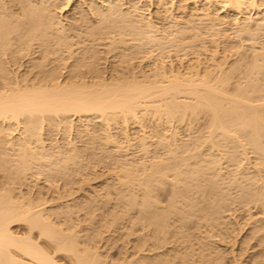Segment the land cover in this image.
<instances>
[{
	"label": "bare ground",
	"instance_id": "obj_1",
	"mask_svg": "<svg viewBox=\"0 0 264 264\" xmlns=\"http://www.w3.org/2000/svg\"><path fill=\"white\" fill-rule=\"evenodd\" d=\"M10 1V0H9ZM18 1V4H20V7L19 8H17L16 10H14V9H11V10H13V11H11V14L13 15V17H19L20 18V16H19V14L21 13H19V11H22V12H24L23 13V15L27 18V21L26 22H28V21H30V19L29 18H32L31 20L33 21V23H31V24H29L28 23V25H31L32 27H33V29H34V27H36L37 25H41V24H44V25H46L47 26V29L48 30H51V31H53V30H55L52 34H55L56 33V35H53L55 38L57 37V38H59L62 42H64L63 41V39L65 38V36L63 37V35H64V33L66 32V29L64 30L63 28L65 27H69V26H63L62 25V22L60 21V20H57V22H54L55 21V19H57L56 18V16H51V15H48V11H49V7H50V5H52V4H54V1L53 0H20V2H19V0H17ZM17 1H16V3H17ZM60 1V0H59ZM62 1H64V0H62ZM66 1V3H67V5L69 4L68 2H69V0H65ZM70 1H72V0H70ZM97 1V0H96ZM107 1V0H106ZM105 1V2H106ZM119 1V0H118ZM117 0L114 2V0H108L106 3L104 2L103 4H105L104 6H102L101 7V11L100 10H98L99 12H98V17L97 18H99V19H103V20H101L99 23H97V25L98 26H100V28H101V25H104L105 24V27L107 26L106 24H110L108 21L114 16L115 18H120V19H122V21L121 22H123V21H125L126 22V20H130V18L132 17V19H135V17L136 16H139V17H136V18H138V20L137 19H135L136 21H135V23L138 25V27H135L134 29H135V32H137L136 31V29H138V28H140L141 29V31L142 30H144L145 32L143 33L144 34V36H143V39L145 40V42H147L148 44H149V47H150V43L151 44H153L154 46H155V49H156V47L158 46V45H160L161 46V44L163 43L164 45H166L167 43L166 42H169L170 43V45H171V43H174V44H179V43H176V40H178L179 42H180V40H179V38H182V37H184L187 33L190 35V31H192L191 30V28H193V26L194 25H192V23H193V21L195 20L194 18L196 17V18H198L200 21L204 18L208 23H209V25L211 26V28H212V30H213V27H214V31H215V28L217 27V26H219V25H225V24H228V25H231L230 27H229V29L231 30V27H233L235 30H236V32H238V35H239V37H243V36H240V35H247L248 34V38H245V39H248V40H250V37H252V35L254 36V38L255 39H257V37H256V35L258 34V37H259V34L261 35L263 32H264V1L263 0H187V1H191V3L193 2V5H194V7L192 8V5H191V7L190 8H192V11H190V12H192L191 14L192 15H189V18L187 19L186 18V20L184 21V25H180L181 26V28L180 29H178V23L176 22V20H175V18H176V16H174L173 14L174 13H172V11H170V8H173L172 7V5H174V4H172V0H157V4L155 5V6H157V9H164L163 10V12L165 11V14L167 15L166 16V18H165V16L163 17V18H165V19H163L164 20V22L165 21H167L168 22V25H165L166 27L165 28H167V26H169L168 27V30L170 29V28H174V27H176L175 29L176 30H172L170 33L168 32L167 33V31L168 30H166V33H164V34H162V33H159L160 32V30L162 29V28H164V27H162L161 26V29H159V27L157 26V24L158 23H160V22H158L157 24H155L156 22H157V20H156V22H154L149 16V14L150 13H147L149 16L148 17H144L145 16V14L146 13H144V16L143 15H139V14H141L139 11L141 10V11H143L142 10V8H140V6H143V5H141V2L143 1V0H129V2H131V4H132V7L130 8L129 6H125L126 8L127 7H129V8H127L126 10H125V8L124 9H122V4L120 5L119 3H121L122 1H124V0H120L119 2H118ZM151 1V0H150ZM170 1H172V2H170ZM176 1H178V0H176ZM175 1V2H176ZM180 1V0H179ZM178 1V2H179ZM15 2V0H13V2H11V3H14ZM53 2V3H52ZM56 2H58V1H56L55 0V3ZM61 2V1H60ZM94 2V1H93ZM156 2V1H155ZM178 2H177V4H178ZM182 2H186V1H182ZM7 3H10V2H6V0L4 1V0H0V11H3V13H4V11L5 12H8V10H7V8H8V5H7ZM96 3V2H95ZM118 3V4H117ZM190 3V2H189ZM17 4V5H18ZM25 4V5H24ZM129 4V3H128ZM143 4V3H142ZM180 4V3H179ZM178 4V5H179ZM185 4V3H184ZM188 4V3H187ZM6 5H7V7H6ZM13 5V4H12ZM16 5V6H17ZM55 5V4H54ZM54 5H52V6H54ZM169 5H171V6H169ZM178 5H175V6H177L178 7ZM221 6V10L223 11V12H225V11H230L229 12V14L231 13V12H233V15H234V17L231 19L230 18V15H229V18L231 19V20H228V21H223V19H221V16L219 15H217L216 14V10H214L213 11V9L214 8H216V7H218V6ZM64 7V5H61V6H59L60 7V9H62L63 7ZM66 6V5H65ZM101 6V5H100ZM100 6H96V7H100ZM124 6V5H123ZM170 8H169V7ZM185 5H183L182 6V8L184 7ZM187 6V5H186ZM11 7V6H10ZM15 7V6H14ZM18 7V6H17ZM58 7V6H57ZM62 7V8H61ZM180 7V6H179ZM6 8V9H5ZM12 8V7H11ZM182 8H181V10L178 8V10H180V11H182ZM185 9H186V7H184ZM60 9H59V13L58 14H60L61 13V11H60ZM95 9V8H94ZM97 9V8H96ZM217 9V8H216ZM7 10V11H6ZM125 10V11H124ZM176 10H177V8H176ZM187 10H189L188 8H187ZM191 10V9H190ZM217 10H219V9H217ZM93 11V10H92ZM157 11V10H156ZM159 11V10H158ZM179 11V16L181 17V15H182V13H183V11H182V13ZM186 11V10H185ZM185 11H184V13H185ZM221 11V12H222ZM95 12H97V11H95ZM159 12H161V11H159ZM170 12H171V14H170ZM176 12H178V11H176ZM175 12V13H176ZM188 12V11H187ZM189 12V13H190ZM3 13L2 12H0V18L2 19V15H3ZM10 13V11L8 12V15H6V16H11L12 17V15L11 14H9ZM53 13V15H56L54 12H52ZM93 13V12H92ZM92 13H91V15H92ZM181 13V14H180ZM184 13H183V15H184ZM84 14V13H83ZM93 14H96V13H93ZM160 14V13H159ZM23 15H22V18L21 19H23ZM101 16V18H100V16ZM156 15H157V13H156ZM176 15V14H175ZM177 15V17H179ZM225 16L226 15H228V14H224ZM94 16V15H93ZM96 16V15H95ZM94 16V17H95ZM108 16V17H107ZM141 16V17H140ZM147 16V15H146ZM158 17H160L159 15H157ZM10 17V18H11ZM11 18V21L14 19V18ZM94 17H92V18H94ZM110 17V19H107V18H109ZM153 17V16H152ZM175 17V18H174ZM179 17V18H180ZM186 17V16H185ZM220 17V18H219ZM228 17V16H227ZM232 17V16H231ZM7 18H9V17H5V19L7 20ZM82 18V17H81ZM85 18V17H84ZM88 18V17H87ZM115 18H113V21H114V19ZM179 18H176L177 19V21L179 20ZM222 18H224V17H222ZM16 19V18H15ZM25 19V18H24ZM22 20V24H24L23 26L21 25V21L20 22H18V20H16L21 26H22V28H24V33L26 32V30H28L27 28V25L25 26V24L26 23H23V22H25V20ZM29 19V20H28ZM96 19V18H95ZM120 19H118L119 20V25H120ZM126 19V20H125ZM162 19V18H161ZM185 19V18H184ZM225 19V18H224ZM81 20H83V18L81 19ZM86 20V19H85ZM89 20H90V18H89ZM88 20V21H89ZM112 20V19H111ZM128 20V22H130ZM159 20H160V18H159ZM181 20V19H180ZM183 20V19H182ZM8 21H10V20H7V23L9 24L10 22H8ZM15 21V22H16ZM73 21V20H72ZM84 21V20H83ZM96 21H97V19H96ZM96 21H95V23H96ZM99 21V20H98ZM97 21V22H98ZM113 21L111 22L112 24V26L111 27H113ZM197 21V20H196ZM200 21L198 22L199 24V26L201 27V23H203L202 21H201V23H200ZM14 22V23H15ZM31 22V21H30ZM115 22V21H114ZM118 22V21H117ZM116 22V23H117ZM125 22H123V23H125ZM162 22V21H161ZM182 22V21H181ZM17 23V24H18ZM88 23V22H87ZM93 22L91 21V24H92ZM95 23H93L94 25H95V27H93V30H94V28H97L96 27V24ZM127 23V22H126ZM132 23H133V21H132ZM166 23V22H165ZM164 23V24H165ZM206 23V22H205ZM4 24V22H3V19L2 20H0V37H1V40H3V38H2V35H3V37H4V35H7V32L10 34V31H6V32H4L5 34H2V27L4 26L3 25ZM13 24V23H12ZM12 24H9V30H10V27L11 26H13ZM16 24V23H15ZM14 25L15 27H17L18 25ZM71 24V23H70ZM74 24H75V22H74ZM73 24V25H74ZM80 24H82V23H80ZM90 24V25H91ZM92 24V25H93ZM118 24H115V26L116 25H118ZM122 24V23H121ZM128 24L129 23H127L126 25L128 26ZM161 24V23H160ZM159 24V25H160ZM167 24V23H166ZM5 25H6V22H5ZM66 25V24H65ZM82 25H84V23L82 24ZM88 25V28H85V30L86 29H90L89 28V24H87ZM91 25V26H92ZM125 24H122V25H120V27L122 26V28H123V26H124ZM132 25H134V23L132 24ZM163 25V24H162ZM192 25V26H191ZM195 25H197V24H195ZM14 26H13V28H14ZM21 26H18L17 27V29H15V31H17V30H19L20 28L19 27H21ZM76 26V25H75ZM81 26V25H80ZM203 26H204V29L203 30H208V28L206 27V29H205V26H207V24L206 25H204V23H203ZM216 26V27H215ZM8 26H6V28H7ZM32 27H30L29 26V28L31 29ZM78 27H79V25H78ZM84 27H85V25H84ZM83 27V28H84ZM87 27V26H86ZM105 27H103V28H101V32L103 31V32H105V30H106V28ZM119 27V26H118ZM117 27V28H118ZM128 27H130V28H132L131 27V22H130V24H129V26ZM134 27V26H133ZM195 27V26H194ZM198 27V26H197ZM224 27V26H223ZM227 27V26H226ZM254 27V28H253ZM26 28V29H25ZM36 28H38V26L36 27ZM45 29H46V27H44ZM100 28L98 29L97 28V30H95V31H93V30H91L90 29V31H88V32H90V33H92V32H96V31H100ZM105 28V29H104ZM114 29H115V27H113ZM142 28H144V29H142ZM219 28V27H218ZM225 28V27H224ZM8 29V28H7ZM6 29V30H7ZM33 29H32V32H34L33 31ZM69 29V31H70V27L68 28ZM73 29V28H72ZM71 29V30H72ZM78 29V28H77ZM81 29H82V26H81ZM103 29V30H102ZM111 30H112V28H110ZM110 29H107V30H110ZM119 29V28H118ZM125 31V34L126 35H128L127 33H126V30L128 29H126V26L123 28ZM210 29V28H209ZM229 29H227V30H229ZM21 30V29H20ZM20 30H19V32H20ZM35 30H37L38 31V29H35ZM41 30V29H40ZM74 30H75V27H74ZM85 30H84V32H85ZM106 30V31H107ZM130 30V29H129ZM128 30V31H129ZM131 30H133V29H131ZM130 30V31H131ZM139 30V29H138ZM165 29H163V32H165L164 31ZM195 30H196V27H195ZM195 30H193L194 32H196V31H199V30H201V29H198L197 28V30L195 31ZM217 30H219V29H217ZM22 31V32H23ZM36 31V32H37ZM42 31V30H41ZM44 31H46V30H44ZM51 31H50V33H51ZM80 31V27H79V30H78V32ZM113 31V30H112ZM210 31V30H209ZM210 31L211 33H212V35L213 36H211V38H214L215 39V35H216V37H217V34L219 35L220 33H219V31H221V30H219L218 31V33L215 31ZM262 31V32H261ZM11 32H12V30H11ZM22 32H20V33H22ZM43 32V31H42ZM73 31H71V33H72ZM75 32H76V30H75ZM82 32H83V30H82ZM82 32H80L81 33V35H83V33ZM86 32H87V30H86ZM115 32H117V34H118V30H116L115 29ZM115 32H113V34H111L110 36H112L113 37V35L114 34H116ZM121 32H123V31H121ZM134 32V31H133ZM132 31L130 32L131 34H130V36L132 35V38H133V34L135 35V33H133ZM162 32V31H161ZM194 32H193V35L195 36L197 33H199V32H196L195 34H194ZM209 32V34L211 35V33ZM213 32L214 33H217V34H213ZM233 32V31H232ZM231 32V33H232ZM235 32V31H234ZM233 32V33H234ZM257 32V33H256ZM259 32H261V33H259ZM24 33H22V36H23V34ZM45 33V32H44ZM77 33V32H76ZM76 33H73V34H76ZM98 33V32H97ZM97 33H94L93 35H95V34H97ZM105 33H107V32H105ZM111 33V32H110ZM138 33V32H137ZM201 33H203V31L201 32ZM224 32H222V34H223ZM229 33H230V31H229ZM239 33H242V34H239ZM255 33H256V35H255ZM8 34V35H9ZM12 34H15V32L13 33H11V36H12ZM26 34L27 33H25L24 34V36H26ZM41 34V33H40ZM47 34V33H46ZM52 34L51 35H49V33H48V35L49 36H47V37H51L52 36ZM67 34H70V32L68 33V30H67ZM79 34V33H78ZM99 34H100V32H99ZM98 34V35H99ZM116 34V35H117ZM139 34V33H138ZM137 34V39L139 38L140 39V34L138 35ZM188 34H187V36H188ZM208 33H206L205 32V35H209ZM237 34V33H236ZM6 36L7 37V39H5V42H7V40H10V39H12V38H9V37H11V36ZM16 35V34H15ZM15 35H13V36H15ZM21 35V34H20ZM28 35V34H27ZM80 35V34H79ZM79 35H75V37L76 36H78V38L77 39H80L79 37ZM84 35H85V33H84ZM93 35L92 34H90L89 35V37L91 36L92 38H93V40L95 39L94 37H93ZM107 36L109 35V34H106ZM106 35H104L103 34V38H104V36H106ZM118 35H120L119 36V38H122L121 37V33H119ZM125 35V36H126ZM193 35H191V36H193ZM199 35V34H198ZM197 35V36H198ZM200 35H202V34H200ZM224 35H225V33H224ZM229 35V37H230V35L231 34H228ZM227 35V36H228ZM235 35V34H234ZM238 35H236V37L238 36ZM245 35V36H246ZM263 35V34H262ZM24 36H23V38H24ZM51 37V38H48V39H50V41L49 40H47V41H49V42H53V40H55V39H53L54 37ZM69 36V35H68ZM100 36L101 37H99V38H102V33L100 34ZM115 36V35H114ZM124 36V38H130V36H127V37H125ZM141 36V37H142ZM186 36V37H187ZM196 36V37H197ZM221 36V35H220ZM220 36H218V37H220ZM223 36V35H222ZM5 37V38H6ZM16 37H18L17 35H16ZM36 37H39V36H36ZM47 37H46V39H47ZM86 37H88V35L86 36ZM96 37V39H95V42L96 43H98L96 40H97V35L95 36ZM135 37V36H134ZM185 37V39H187ZM188 37H190V36H188ZM195 37V39L197 40V38H198V40H199V36L196 38ZM201 37H204V34H203V36H201ZM200 37V38H201ZM208 36H206L205 37V39L204 40H207L206 38H207ZM224 37V36H223ZM223 37H221V38H223ZM234 37V36H233ZM235 37V38H236ZM262 37H264V35L262 36ZM261 36H260V38H262ZM32 38V37H31ZM34 38V37H33ZM71 38H74V37H71ZM85 38V37H84ZM83 38V39H84ZM92 38H90V40L92 39ZM102 38V39H103ZM208 38H210V36L208 37ZM226 38V37H225ZM238 38V37H237ZM254 38H252V39H254ZM259 38V39H260ZM15 39V38H14ZM17 39V38H16ZM36 39V38H35ZM38 39V38H37ZM39 39H41V38H39ZM38 39V41L40 42L41 40H39ZM51 39H52V41H51ZM105 39H106V37H105ZM105 39H103L104 41H105ZM112 40H113V38H111ZM123 39V38H122ZM122 39H120V40H122ZM126 39V40H127ZM135 40L134 41V39H133V43L134 42H136V41H139V40ZM143 39L142 40H140V44L141 43H143ZM193 39V41L195 40L194 38H192ZM203 39V38H202ZM220 39V38H219ZM219 39L218 38H216L215 40H217V41H219ZM228 39H230V38H227L226 40H228ZM244 39V38H243ZM244 39V41H246ZM264 39V38H263ZM13 40V39H12ZM18 41H25L26 39L24 38V39H22V40H20V38H18L17 39ZM29 40H30V43L29 44H26V45H28V47H29V45L31 44V41H33V40H31L30 38H29ZM29 40H27V42L29 41ZM43 40H44V37H43ZM59 40V41H60ZM68 40H69V38H68ZM68 40H67V42H66V39H65V42H66V45H69V43H70V41H72L71 39L69 40V42H68ZM87 40H89L88 38H87ZM86 40V41H87ZM110 39H109V36H108V39L106 40L107 42L109 41ZM112 40H111V42H112ZM115 40V39H114ZM114 40H113V42L112 43H114V44H116V42H114ZM129 40H131V38L129 39ZM182 40V39H181ZM184 40V39H183ZM181 41V43L180 44H182V42L184 43V45H186V42L188 43V41H190L191 39H189L188 41L186 40V42L185 41ZM197 40V41H198ZM209 40V39H208ZM210 40H212V39H210ZM220 40H222V39H220ZM225 40V39H224ZM223 40V41H224ZM225 40V41H226ZM238 40H240V45L241 44H243L244 42L241 40V39H238ZM247 40V41H248ZM258 40V39H257ZM17 41V44L19 43L20 44V42H18ZM36 41V40H35ZM38 41H36V42H38ZM56 41V40H55ZM58 40H57V44L59 45H57L56 44V42H53L52 44H56L55 45V47H56V50H57V52L59 51V49H57L58 47H60V51L59 52H61V49H62V47L64 48L65 46H63L62 45V42L60 41L59 42ZM92 41V40H91ZM98 41H102L101 39L100 40H98ZM105 41V42H106ZM124 41V40H123ZM142 41V42H141ZM193 41H190V42H192L193 43ZM200 41H201V39H200ZM212 41H214V40H212ZM212 41H211V43H212ZM222 41V42H223ZM241 41L243 42V43H241ZM254 41V40H253ZM8 42H10L11 43V41H8ZM7 42V44L8 45H6L5 43H4V41H3V43L5 44H3V45H0V82H2L1 84H0V135H1V133L3 134V133H5V131L4 130H7V132H8V134H3V135H5L6 137H8L7 135H10L12 132H15V130L17 131V134H16V136H18L17 138V140H16V138H13L12 136H10V137H12L13 139H15L16 140V144H13V142L15 141V140H13V139H11V140H13V142H10V140H8L9 139V137L8 138H6V142L7 141H9V147H8V142H7V144L6 143H3L2 142V140H4V139H2L1 140V137L3 138L4 136H2L1 135V137H0V142H2V143H0L1 144V146H3V147H5V146H7V149H14L15 147L17 148L18 147V152L17 151H13V152H17L18 153V155H16L17 153H15V155H14V157L16 158V160H17V162L15 163L14 161V163H10L8 166H7V163H8V161H7V163H6V161L4 160V159H6V160H9L8 158L10 157L11 158V156L9 155V157H5L4 158V156L6 155V156H8L7 154H6V150L5 149H3V148H1V146H0V148L2 149V151H3V153H1L2 155H3V157H2V155L0 154V156L2 157V158H4V159H2L1 161L3 162H5V164L6 165H4L3 166V164L1 165V162H0V165L3 167V168H0L1 170L3 169V171H7L8 172V170L7 169H9L8 167L11 165V166H13L12 168L10 167V169H9V173H10V171H11V169H12V171H11V173L12 172H14V173H12L13 174V176L14 177H12V174L10 173H7V172H5V173H7V174H9V175H7V176H11L12 178H19V176L20 175H25L27 172L29 173V172H31L32 170L31 169H33V167L34 166H32V165H35V166H38V165H40V163L42 164V165H46L45 163L46 162H51L52 161V157H55L54 155H56L57 153L56 152H58V150H57V148L60 146V145H56L57 143H55L53 140V142L55 143H53L54 145H52V147H53V149H54V147L56 148V149H54V151L53 150H51L52 152H55L56 150V152H55V154H52V153H50L51 151H50V149H48L49 148V146H48V144H47V148L45 147V140L43 141L42 139H44V138H41V135L44 133H42V129H45L44 128V125L43 124H47L48 123V125L49 126H56L57 125V127H60V132L61 131H66L64 134H61V136L63 135H65L67 132L68 133H72V132H74V127L76 128V122H74L75 121V119H74V117H77L78 119V121L81 123L82 121H81V118L82 119H84V121L85 120H87V125L86 126H84V128H83V130H81V132L83 131V132H89V130L87 129V126H88V122H89V119H91V118H95V119H98V121L99 122H101V123H99L98 124V126L101 124L102 125V127H100V129H97V132H96V135H97V133H98V131L99 130H101V128H103L104 127V134L106 133V142L107 143H111V145L112 144H114L113 146H114V148H112L113 149V152H112V154L114 155V153L115 154H119V155H121V156H123L124 154H123V152H124V150H123V144L121 143V144H118L119 143V140H118V138L121 136L120 134H118L117 136H119V137H117V140H118V142H116L115 140V138L116 137H114L113 135H111V134H109V133H107L108 132V130L110 129V125L111 126H114L112 123H114L115 124V126L117 127V125H125L124 127H127L128 125H127V123H129V122H132V124L134 125V124H136V125H140V124H143L142 126L144 127V126H146V124L147 123H149L151 120H153L154 119V116L156 117L155 118V120L156 119H162V118H164V120H163V124H166L167 125V128H171V122H172V120H179L178 122H180V120H182V118H184V114L186 113H190L192 110H195V109H201V111L203 110V112H204V110H205V112L207 113V114H209L208 115V117H209V119H210V122H209V125H207V127H208V132H207V134L208 135H210V137L208 136V137H206V136H204V138L206 137V138H209L210 140H211V142H212V139H218L217 140V142H220V140H222V142H220L219 144H220V146L222 145V144H226L227 142H225L226 140H228V139H230V140H228V143H229V145H228V143H227V145L228 146H230V144L232 145V146H234V148H236L235 146H237L238 144H240V139L239 138H241V136L243 135V137H244V139H243V137L241 138L242 139V141L244 140H246L245 142H246V146H245V144L244 145H242V144H240V145H238V146H241L242 147V149L240 148V151L241 152H245V151H243V146H245V148L247 147V148H251V150H253L252 148H254L255 147V149H254V151H252L253 153L254 152H256L257 153V151H255V150H258V153H257V157L260 159V160H262L261 161V164L263 165V161H264V82H263V78H260V76L264 73V71L263 70H261L260 71V69H264V67L262 68L261 66H263L264 65V56L262 55V53L264 54V45L262 46V43H258L259 42V40H258V42L257 41H254L255 43L257 42L258 44H256V45H258L259 46V48H256V50L253 48V45L254 46H256L255 45V43H253L252 44V40H250V41H248L249 43H251L249 46H250V48L252 49L253 48V50H255L253 53L255 54H253L252 52H251V54L252 55H254V57H250V59L249 60H251L252 58V61H249V63L248 64H251L252 63V65L253 66H250V65H248V66H250V67H248L247 66V68H246V70L249 68H251V69H253V68H255V69H253L255 72H257V73H255V74H257V77H258V75L260 74V76H259V78L258 79H256L257 77L255 76V75H253V74H251L252 72H254V71H250V72H245L244 73V75L245 74H247L246 76L247 77H249V78H246L247 80L248 79H251L252 78V75H253V78H255L257 81L259 80V79H263L262 80V82H263V88L261 87L262 85V82L259 80L258 81V84H257V82H255V80H250V82H247V81H245L244 83H246V84H251V86H250V84H249V86L251 87H247V89L245 88L246 86H245V84H244V86L241 88V89H239L241 86L239 85L240 83H237L236 82V86L234 87V88H236V87H238V85H239V87H238V91H236V89H234L233 91H231L232 93H229V91L227 90V86H225V84L228 82L227 80L229 79V75H231L233 72L232 71H234L235 69H236V67H237V65H239L240 64V61L241 62H244L246 59H244L245 58V56H243L244 58H242V56H241V59L239 58L240 56L239 55H242V53L240 54V53H237L238 54V58L237 59H240V61H238L237 62V60L235 61V62H232L233 63V65H234V70H233V68L232 69H230V70H228L229 68H231V67H233V65L231 66H229L228 68H222L223 66H224V62H222V61H224L223 59H220V61L221 62H219L218 60H219V57L216 59L219 63H223L222 64V66H221V64H219L217 61V64L215 65L214 64V60L215 59H213L214 57L213 56H211L210 54V60H212V66H214L215 65V67L214 68H222L223 70V74L222 75H226V74H224V70L225 69H227L229 72H228V74L226 75V76H228V79L226 78V79H224V76H222L221 75V71H218L219 72V74L220 75H218V76H222L221 78H223V79H220V78H218L220 81H218V80H215V81H218L219 83H221V85L223 84L222 82H224V84H223V86L221 87V86H218V85H220L219 83H218V85L216 86V85H213L214 83V81L212 80L211 82H212V84H211V82H210V80H209V78L207 79V77H209V76H206L205 74L207 73V74H211V73H208V71L206 72V71H204V69L202 68V69H200V67H201V65L199 64V63H202V62H199V63H197V59H198V57L196 58L195 56H194V58H196L195 59V65H197V64H199L198 65V69H197V71H204L205 73H204V76L202 75V77L198 74V73H192V69H191V67H193L194 65H193V63H191V62H193L192 60H185L186 62L187 61H191L190 63L193 65V66H191V67H188V68H190V69H188V68H185L183 65H181V63L180 62H182L183 61V57L185 58V56H183V57H181L182 58V61H180V59H179V61H178V63H179V65L180 66H183V71H184V68L185 69H187V71L186 72H183L182 73V71L180 72L179 71V66L176 68H174L173 67V65H175V64H173V62L169 65V62L167 61L166 63H168V69L163 65V63H161V70H165V69H167L166 71H164L163 73H161V75H159V72L158 71H156L157 70V68H159V66L157 65V67H156V65L155 64H157L158 62H155V64H153V66H152V69H153V67H155L156 69L154 70L153 69V72H152V69H150L151 70V72H152V74H154V71H155V74L157 73V75L155 76V78L153 77L152 78V80H151V75L152 74H150V79H144V78H146V76H144V75H146V74H144V73H142L141 71H143L142 69H141V67H140V69L141 70H139L140 71V74L141 75H143V76H141V77H143L142 78V80H148L147 82L145 81V82H141V78H140V76H139V74H138V70L137 69H134V65H133V63H131L132 64V69H133V72H134V70L137 72V74H138V77L140 78H132V77H137L135 74H134V76L133 75H131L132 77L131 78H129L130 80H133V81H129V79H128V77H130V76H128L127 74H125L127 71L125 70V69H123L124 71H126L125 73L123 72V70H122V74H123V78H125L124 76L126 75V77H127V79L126 80H128V81H126L125 79V81L123 80V78H121L120 76H122L120 73H118L117 71H119L120 70V67H119V69L118 70H116V68H115V63H114V67H112V65H110L113 69H111L110 70V72H113L112 70H116L115 71V73L117 72L118 74H120V76L116 73V75H118V78L120 77L121 79H122V81L120 80V78H119V81L118 80H114L113 79V73L111 74L112 75V79L110 80L109 78H108V76L106 77V78H108V79H104V77L102 76L103 74H101V75H99V76H102L101 78L98 76L97 77V75L96 74H88L89 76H91V77H93V76H95V78L97 79V78H100V79H102V80H96L95 81V79H94V77L93 78H90L89 79V76H88V79H87V77H83V78H81L80 80H75L74 78H76V76H73V75H75V74H73V75H71L70 76V74L69 73H71L72 74V72L69 70V73L67 72V70H66V72L68 73L67 75H69V77L68 78H63V79H61V76H60V71H59V69L61 70V67L63 66V69H66V67L64 68V66H66V64H65V62L66 61H63V63L65 64V65H63V63L61 62V67H60V65H59V69H58V71L56 70L57 68L56 67H58V66H56V67H53L54 66V63H56V62H58L57 61V59L56 58H54V57H52V58H54V59H56V61H53L54 59H50V58H48V59H50L51 60V63H52V61H53V65H51V67L52 68H56V69H52L51 68V70H53L55 73H51V74H48V71H51V70H49L48 69V71H45L46 72V74H48V75H44L47 79H45V80H41V78L40 79H38V78H36V79H38V81L37 82H35V80H34V78H32L31 77V82H27V80L26 81H24L27 77L26 76H28V75H26V74H21L22 76H25L26 78H24L23 77V82H22V84H21V81H19L18 80V77L16 78L15 76V78H13V77H11V78H13V79H11V81H10V75L11 74H15V72L13 71V73H11L12 71L11 70H9L10 68H8V70L9 71H11L10 73H9V71H8V73H9V75H8V73H6V71H5V68L7 67V65L11 62L12 64L14 63V62H12V59H15V58H17V57H15L16 56V54H14V56H10V54L9 55H6V57L7 56H10L9 57V59L10 58H12V57H14V58H12V59H10L11 61L9 62L8 61V64H6L5 65V67H4V64L5 63H3V62H7V61H5V60H3L2 58H3V56L5 55V53L6 52H8V50H10V48H13V47H11V46H13V44L14 43H16L15 42V40H14V43H12V45L10 44V43H8ZM13 42V41H12ZM21 42V43H22ZM26 42V41H25ZM80 42H82L83 43V40L82 41H80ZM80 42H77L76 43V45H73V46H77L78 47V45L77 44H79ZM90 42V41H89ZM111 42H110V44H111ZM124 42H126V41H124ZM131 42V41H130ZM131 42V43H132ZM162 42V43H161ZM196 42V41H195ZM202 42V41H201ZM201 42H197V43H201ZM204 42V41H203ZM210 42V41H209ZM216 41H214V43H215ZM220 42V41H219ZM221 42V43H222ZM0 43H2V42H0ZM24 43V42H23ZM35 43V42H34ZM46 43V42H45ZM59 43H61V44H59ZM85 43V42H84ZM101 43V42H100ZM137 43V42H136ZM139 43V42H138ZM137 43V44H138ZM155 43V44H154ZM166 43V44H165ZM169 43H168V45H169ZM192 43H190V44H192ZM25 44H23L24 45V47L26 46ZM36 44V43H35ZM43 43L41 42V44L40 45H42ZM51 44V45H52ZM99 44V43H98ZM109 44V45H110ZM113 44V45H114ZM123 44V46L121 45V47L123 48L124 47V43H122ZM129 45V41H128V43L126 42V44L125 45ZM139 44V45H140ZM146 44V43H145ZM162 44V45H163ZM189 44V43H188ZM193 44H196V43H193ZM202 44H204L205 45V43H201V45ZM218 44V43H217ZM220 44V43H219ZM218 44V45H219ZM23 45H19V48H20V50L22 49L20 46H22L23 47ZM39 45V46H40ZM53 45V46H54ZM62 45V46H61ZM65 45V44H64ZM71 45V44H70ZM69 45V46H70ZM112 44L110 45V47L112 48V46H113ZM134 45V44H133ZM133 45H131V46H133ZM138 45V46H139ZM152 45V46H153ZM157 45V46H156ZM163 45V46H164ZM169 45V46H170ZM201 45H200V47L199 48H201ZM218 45H215V44H213L212 43V46H218ZM222 45V44H221ZM18 47V45H16V44H14V47ZM30 46H32V45H30ZM47 46V45H46ZM49 47H51L50 46V44L48 45ZM58 46V47H57ZM73 46H71V48L73 47ZM82 46V45H81ZM106 46V45H105ZM108 46V45H107ZM118 46V43L116 44V47ZM135 46V45H134ZM143 46V45H142ZM146 46V45H145ZM167 46V45H166ZM166 46H165V48H166ZM169 46H167V49H168V47ZM181 46V48H183V45H180ZM189 46V45H188ZM188 46H186V47H188ZM198 46H199V44H198ZM243 46V45H242ZM252 46V47H251ZM257 46V47H258ZM260 46L262 47V51L260 50ZM10 47V48H9ZM49 47H47V48H49ZM55 47H52V48H50V50H52V49H55ZM83 47H84V45H83ZM85 47H87V46H85ZM141 47V45L139 46V48ZM144 47V46H143ZM146 47H148V45L146 46ZM149 47H148V50H149ZM178 47V46H177ZM190 48L192 47H194L193 49L194 50H197V48L195 49V47H196V45L194 46V45H192V46H189ZM202 47H204V46H202ZM215 47V53H216V51H218L217 50V48ZM222 47V46H221ZM221 47H220V49H221ZM19 48H18V52L20 51L19 50ZM26 48H27V46H26ZM44 49V46L43 47H39V51H41L40 49ZM68 48V47H67ZM71 48H70V50H71ZM80 48V47H79ZM92 48V47H91ZM107 48V47H106ZM111 48H109V49H111ZM118 48V47H117ZM120 48V47H119ZM129 48V47H128ZM134 47H132L131 48V51H132V49H133ZM135 48H137V47H135ZM136 49V50H134V51H138V52H142V51H140V49ZM158 48H160V47H158ZM161 48H164V47H162L161 46ZM158 49V50H160L159 52L160 53H162V49ZM169 48H171V47H169ZM173 48H174V46H173ZM185 48V47H184ZM212 48V47H211ZM214 48V47H213ZM224 48V47H223ZM240 48H244V47H241L240 46ZM15 49H17V48H15ZM25 48H23L22 49V51L24 50ZM80 49H82V48H80ZM85 49V48H84ZM108 49V48H107ZM113 49V48H112ZM116 49V48H115ZM114 49V50H115ZM121 49V48H120ZM125 49H127V47L125 46ZM143 49V48H142ZM141 49V50H142ZM147 48H145V49H143V50H146ZM152 49H154L153 47H152ZM151 49V50H152ZM166 49V51H168ZM172 49V48H171ZM170 49V50H171ZM186 49L187 48H185V51H186ZM189 49V48H188ZM202 49V48H201ZM200 49V50H201ZM207 49V48H206ZM205 48L203 49V50H205V51H203V53L204 52H206L207 50H206ZM219 49V50H220ZM225 49V48H224ZM224 49H222V50H224ZM49 50V49H48ZM55 50V51H56ZM62 50H66V48L65 49H62ZM69 50V49H68ZM68 50H66L67 52H68ZM69 50V51H70ZM83 50V49H82ZM91 52H93L92 51V49H85L82 53H86V51L87 52H89L90 53V51ZM93 50H94V48H93ZM122 50V49H121ZM120 50V51H121ZM150 50V52L149 51H147V52H149V53H147V54H149V55H154L155 54V52H156V50H153V51H151ZM165 50V49H164ZM173 50V49H172ZM177 50V49H176ZM178 50H180V48L178 49ZM177 50V51H178ZM182 50V49H181ZM199 50V49H198ZM226 50V49H225ZM259 52H258V51ZM11 51V50H10ZM15 52H17V50H14ZM25 51V50H24ZM54 53H53V56H55L54 54H55V51L54 50H52ZM109 51V50H108ZM112 51V50H111ZM123 51V50H122ZM126 51H129V49H127ZM133 51V52H134ZM145 51V52H146ZM166 51L164 52V53H166ZM173 51H175V48H174V50ZM210 51V50H209ZM214 51V50H213ZM221 51V50H220ZM258 52V53H260V52H262L261 54H257V53H255V52ZM44 52V51H43ZM42 52V53H43ZM56 52V54H58ZM64 52V51H63ZM62 52V53H63ZM72 52L73 51H71V55L70 54H68V56L67 57H69V58H73L74 56H73V54H72ZM94 52H95V50H94ZM93 52V53H94ZM124 52V51H123ZM144 52V51H143ZM158 52V54L156 53V57L159 55V59L158 60H160L161 58H163V56H161V58H160V53ZM208 52V51H207ZM206 52V53H207ZM239 52H241V51H239ZM11 53V52H10ZM22 52L20 51V54H21ZM35 53H37V52H35ZM34 53V54H35ZM41 53V59H42V56H46V55H48V54H46L45 55V53H47V51H45V53H44V55ZM49 53V52H48ZM51 53V52H50ZM74 53V52H73ZM81 52H79V54H80ZM84 53V54H85ZM88 53V54H89ZM96 53V52H95ZM94 53V55H93V57L92 58H94V56L96 55L97 56V53L95 54ZM121 52H119V55H121L120 54ZM125 53V52H124ZM124 53H122V54H124ZM132 53V52H131ZM154 53V54H153ZM169 53V54H168ZM170 53L171 52H167V56L168 55H170ZM202 53V52H201ZM200 53V54H201ZM202 53V54H203ZM12 54V53H11ZM19 54V55H20ZM84 54H80L79 56H81V55H83L82 56V59L84 60V59H86V55H85V58H83L84 57ZM135 53H133V55H134ZM137 54H139V53H137ZM140 54H142V55H144V57H142L143 59H145V57L147 58V59H145L147 62L149 61V58L150 57H153L154 58V56H150L149 57V55H147V54H145V53H140ZM197 54V53H196ZM201 54V55H202ZM208 54V53H207ZM217 54H219L218 52H217ZM216 54V55H217ZM127 55V53L126 54H124V56H123V59H124V57ZM136 55V54H135ZM162 55H163V53H162ZM165 55V54H164ZM199 55V54H198ZM204 55V54H203ZM202 55V56H203ZM215 55V56H216ZM71 56V57H70ZM77 56H78V54H77ZM87 56H89V55H87ZM130 56V55H129ZM139 56V55H138ZM149 58H148V57ZM207 57H208V55H206ZM260 56L263 58H261L260 59ZM48 57H51V56H49L48 55ZM76 57V56H75ZM117 57V56H116ZM116 57H114V58H116ZM121 57V56H120ZM127 57V56H126ZM125 57V59H124V62H125V60L126 59H128V58H126ZM132 57V56H131ZM131 57H129V59L131 58ZM134 57V56H133ZM165 57H166V55H165ZM170 57H172V56H170ZM201 57V56H200ZM199 57V58H200ZM213 57V58H212ZM217 57V56H216ZM215 57V58H216ZM5 58V57H4ZM46 58V59H45ZM43 60H41V61H43V63L41 62L40 64L39 63H37L38 62V60H36V59H33V62H34V60H35V62L37 63V64H39V65H36L37 67H38V69L41 71H39V70H37V71H39L40 73H42V71L44 70V68L46 67V64L44 63L45 62V60H47V56L45 57ZM77 58V57H76ZM79 58V57H78ZM90 58V57H89ZM89 58H87L88 60H91V58L89 59ZM122 58V57H121ZM121 58H118L120 61L119 62H121ZM140 59V60H142V61H144V62H146L145 60H143V59ZM168 58V57H167ZM212 58V59H211ZM6 59V58H5ZM17 59H19V57L17 58ZM129 59L126 61L127 63L129 62ZM171 59V58H170ZM169 58H168V60L169 61H172V60H170ZM7 60V59H6ZM50 60H49V62H50ZM66 60H68L67 58H66ZM75 60V59H74ZM80 60H81V58H80ZM80 60H79V65H80ZM88 60L86 61V63H88L89 65L90 64H95V62L94 63H89L88 62ZM131 60H132V58H131ZM155 60H156V58H155ZM154 60V61H155ZM166 59L164 58V61H165ZM177 60H178V58H177ZM177 60H176V62H177ZM201 60V59H200ZM206 61V59L205 58H203L202 59V61ZM207 60H209V57H208V59ZM13 61H15V63L16 62H18V60H13ZM32 61V60H31ZM78 61V60H77ZM92 61V60H91ZM96 61V60H95ZM151 61V60H150ZM260 61H262V62H260ZM32 62V63H33ZM48 62V68H50L49 67V63ZM73 62V61H72ZM81 62H85V60L84 61H81ZM116 62V61H115ZM125 62V63H126ZM141 62V61H140ZM175 62V63H176ZM189 62H187L186 64H185V66L188 64V66H189ZM236 62L237 63H239V64H237V65H235L236 64ZM247 62H248V60H247ZM251 62V63H250ZM31 63V62H30ZM35 63V64H36ZM58 63H60V62H58ZM67 63V62H66ZM76 63V66L75 67H77V63L78 62H75ZM96 63H98V62H96ZM117 63V62H116ZM126 63V64H127ZM152 63H153V59H152V62H151V64L150 63H148V64H150V65H152ZM183 63V62H182ZM263 65H262V64ZM11 64V65H12ZM17 64V63H16ZM15 64V65H16ZM82 64V63H81ZM85 65V64H83V65H85V66H89V65ZM100 63H98V65H99ZM117 64H119V63H117ZM117 64H116V67H117ZM123 64V63H122ZM131 64H130V66H131ZM141 64V63H140ZM145 64V63H144ZM159 64V63H158ZM173 64V65H172ZM177 64V63H176ZM218 64H219V67H218ZM14 65V64H13ZM56 65V64H55ZM73 65H75L74 63H73ZM83 65H80L81 67L83 66ZM124 65V64H123ZM147 65V64H146ZM150 65L149 66H147V67H149L150 68ZM155 65V66H154ZM33 66V67H32ZM34 64L33 65H30V67L31 68H34ZM80 66H78L79 68H81ZM92 66V65H91ZM93 66H96V65H93ZM92 66V67H93ZM109 66V67H110ZM135 66H137L136 64H135ZM175 66H177V65H175ZM217 66V67H216ZM226 66V65H225ZM28 67V66H27ZM71 67V66H70ZM75 67H73L74 69L73 70H75V69H77V68H75ZM84 67V66H83ZM83 67L80 69V71L81 72H83ZM97 67V66H96ZM96 67H93L94 69L96 68ZM102 66H100V68H101ZM123 67H125V66H122L121 68H123ZM127 67H129V65H127ZM138 67V66H137ZM261 67V68H260ZM47 68V67H46ZM68 68V67H67ZM72 68V67H71ZM71 68H68V69H71ZM78 68V69H79ZM85 69H86V71H88V70H90L91 68H89V69H87L86 67H84ZM92 68V69H93ZM99 68V67H98ZM104 68V67H103ZM115 68V69H114ZM136 68V67H135ZM148 68V69H149ZM182 68V67H181ZM258 68V69H257ZM7 69V68H6ZM26 69H29V67L28 68H26ZM93 69V70H94ZM109 69V68H108ZM139 69V68H138ZM194 69V68H193ZM217 69V70H218ZM250 69V70H251ZM46 70V69H45ZM72 70V69H71ZM98 70V69H97ZM101 70V69H100ZM106 70V69H105ZM181 70V69H180ZM206 70V69H205ZM219 70H221V69H219ZM226 70V71H227ZM257 70H259V71H257ZM29 72L28 73H30V72H32V70L30 71V69L28 70ZM52 71V72H53ZM63 71V70H62ZM61 71V72H62ZM79 70L77 71L76 70V72L77 73H79L80 72ZM130 71V70H129ZM190 71V72H189ZM45 72L43 71V73L45 74ZM80 72V73H81ZM90 72V71H89ZM89 72H87V73H89ZM96 72V70H94V73ZM99 72V70L96 72V73H98ZM103 72H106V71H103ZM132 72V70L129 72L130 74H133V73H131ZM144 72V71H143ZM221 72V73H220ZM25 73H27L26 71H25ZM56 73H60L59 75L58 74H56ZM76 73V74H77ZM79 73V74H80ZM83 73H85V70H84V72ZM91 73V72H90ZM93 73V72H92ZM102 73V72H101ZM128 73V72H127ZM259 73V74H258ZM17 74V73H16ZM19 74V78H21L20 76V73H18ZM17 74V75H18ZM31 74V73H30ZM34 74H35V72H34ZM56 74V75H55ZM99 74V73H98ZM105 74V73H104ZM107 74H108V72H107ZM125 74V75H124ZM250 74V75H249ZM36 76H37V74H35ZM35 75L33 76V77H35ZM39 75V74H38ZM40 75H42V74H40ZM67 75H64V76H67ZM83 76L85 75H87L86 73L85 74H82ZM148 75V74H147ZM212 75V74H211ZM12 76V75H11ZM43 76V75H42ZM80 75H78V77H79ZM110 76V75H109ZM149 76V75H148ZM246 76H244V77H241L240 78V80H238V82L240 81L241 82V79L244 81V80H246L245 79V77ZM255 76V77H254ZM264 76V74L261 76V77H263ZM7 77H8V79H7ZM63 77V76H62ZM78 77H77V79H78ZM81 77V76H80ZM79 77V78H80ZM114 77H115V75H114ZM211 77V76H210ZM43 78V77H42ZM117 77L115 78V79H118ZM27 79H30V77H28ZM137 80L138 79V81H140V82H138V81H134V80ZM210 79H212V77L210 78ZM2 80V81H1ZM8 81V82H7ZM254 83H256L258 86H260V88L258 89H254L253 88V82ZM259 82H261V84H259ZM217 83V82H216ZM228 84V83H227ZM226 84V85H227ZM241 84H242V82H241ZM257 85H255V86H257ZM254 86V87H255ZM221 87V88H220ZM224 87H226V88H224ZM223 88V89H222ZM244 88V89H243ZM256 88V87H255ZM224 90H226L227 91V93L229 94H227ZM261 90H262V92H261ZM237 93H236V92ZM251 93L253 94V95H251ZM231 94V95H230ZM232 94H236V95H232ZM258 94H259V97H258ZM263 94V97L261 96ZM251 95V98H253L252 96H254L255 97V100H251V98L249 97ZM181 97V100L180 101H182V102H179V98ZM256 97H258V98H256ZM187 99H190V100H187ZM185 100H187V101H189V103L191 102V101H194L192 104L190 103H188L187 101L185 102ZM189 110H190V112H189ZM188 111V112H187ZM194 112H196V111H194ZM198 112H200V111H198ZM150 114V115H149ZM152 114H155L152 118H150V120H149V116H151ZM186 114H185V116H186ZM190 114H192V113H190ZM194 114V113H193ZM149 115V116H148ZM182 115H183V117H182ZM182 117V118H181ZM181 118V119H180ZM208 119V120H209ZM76 120V121H77ZM92 120V119H91ZM77 121V122H78ZM148 121V122H147ZM165 121V122H164ZM43 122H46V123H43ZM53 122H55L56 124H54ZM144 122H147L145 125H144ZM177 122V121H176ZM51 125H50V124ZM52 123L54 124V125H52ZM84 123V122H83ZM83 123H81V124H83ZM98 123V122H97ZM96 123V124H97ZM174 123V122H173ZM208 123V122H207ZM80 124V125H81ZM161 124H162V122L160 121V124L158 125V126H161ZM79 127H80V125L79 124H77ZM92 125V124H91ZM119 125V126H120ZM165 125V126H166ZM94 126L96 127L97 125H93V127H91V130L94 128ZM97 126V127H98ZM141 125L139 126V127H142ZM154 126H156L157 127V125H154ZM45 127H46V125H45ZM48 127V126H47ZM4 128V129H3ZM6 128V129H5ZM14 128H16V129H14ZM78 128V127H77ZM76 128V129H77ZM88 128H89V126H88ZM111 128H113V127H111ZM118 128V127H117ZM121 128V127H120ZM120 128H118L119 130H121V132H123L122 131V128L120 129ZM146 127H144L143 128V130L145 129ZM161 128V127H160ZM3 129V130H2ZM59 129V128H58ZM72 129H73V131H72ZM78 129H80V128H78ZM82 129V128H81ZM114 129V128H113ZM116 129V128H115ZM117 129V130H118ZM142 129V128H141ZM153 129V128H152ZM155 130H156V128H154ZM153 129V130H154ZM90 130V131H91ZM124 130V129H123ZM143 130H141V131H143ZM152 130V131H153ZM154 130V131H155ZM158 130V129H157ZM43 131H45V130H43ZM71 131V132H70ZM75 131H78V130H75ZM162 131H164L163 129H162ZM162 131H160V132H162ZM174 131V130H173ZM62 132V133H63ZM80 132V131H79ZM82 132V134H79L80 136L81 135H84L85 133H83ZM94 132H95V129H94ZM93 132V130H92V133L91 134H93L94 133ZM112 132V131H111ZM114 132H115V130H114ZM117 132H119V131H117ZM120 132V133H121ZM158 132V131H157ZM157 132H151L152 134H151V136L153 135V134H156ZM159 132V133H160ZM176 132V131H175ZM76 132H74V134H75ZM86 133V134H87ZM102 133V132H101ZM113 133V132H112ZM164 133V135H161V136H159V134H158V137L156 136V135H153V138L154 137H157V139L159 138L160 139V137H163V138H165V132H162V134ZM170 133H172L171 134V137L172 138H170V139H172V140H174L175 138H176V135H178L177 134V132H176V134L174 135L173 133L174 132H171L170 131ZM45 134H47V133H45ZM45 134H44V136H45ZM78 134L76 135L77 137H79L78 136ZM90 133H88V135H89ZM103 134V133H102ZM117 134V133H116ZM123 134H126L125 132L123 133ZM146 134V133H145ZM144 134V132H143V137H141V139H145V140H147L148 139V137L150 136V134H149V136H148V134H147V136ZM161 134V133H160ZM47 135H49V134H47ZM73 135V134H72ZM94 135V134H93ZM96 135H94L93 137H91V138H93L94 139V137L96 136ZM99 135V134H98ZM97 135V136H98ZM129 135V134H128ZM128 135H124L123 137H124V142L127 144V142L128 143H130L129 141H131V140H134L135 139V137H134V139H131V136H130V138L128 137ZM140 135V136H141ZM145 135V136H144ZM15 136V137H16ZM67 136H70V134L68 135L67 134ZM90 136H92V135H89L88 137H90ZM101 136V135H100ZM43 137V136H42ZM65 137H66V135H65ZM64 137V138H65ZM70 137H72V136H70ZM75 137V136H74ZM82 137H84V136H82ZM81 137V138H82ZM103 137V136H102ZM122 137V136H121ZM139 137V136H138ZM137 137V138H138ZM178 137V136H177ZM211 137H213V138H211ZM247 139H246V138ZM63 138V137H62ZM85 138H87L86 137V135H85ZM163 138H161V140L163 139ZM206 138H205V141L206 142H208V144L210 145V142H209V139H207L206 140ZM261 138L263 139L262 140V142H263V144H262V146L263 147H261V144L259 145V142L260 143H262L261 142ZM69 139V138H68ZM67 139V137H66V139L65 140H68ZM70 139H73V138H70ZM77 139H79V142H80V137L79 138H77ZM83 140H85L84 138H82ZM87 139H89V138H87ZM96 139H98V138H96ZM96 139H94V140H92L93 142H91L90 143V145H81V146H84L83 148L85 149V150H87L88 148H85V147H89V146H91V144L92 143H94V142H96V144H98L99 145V143H97V141H99V140H97L96 141ZM103 140H104V138H102ZM139 139V138H138ZM138 139H136V140H138ZM155 139V138H154ZM157 139H155V140H157ZM65 140H63V141H65ZM82 140V141H83ZM144 140V141H145ZM152 141H153V139H151ZM154 140V142H157V141H155ZM161 140H159V142L160 143H162L163 144V142L164 141H166L165 139H164V141L163 142H161ZM179 140V139H178ZM216 140H213V142L215 141L216 142ZM231 140H232V142L233 143H231ZM90 140H85L84 142H89ZM102 141V140H101ZM170 141V140H169ZM167 142V144H166V146H167V148L168 147H170L171 146V148L168 150V152H169V155H168V152H166L167 151V149L166 150H164V152H165V155L166 156H170L171 157V155L173 154H176V152L179 150V152L181 151V152H183V153H181V155L183 156V154L185 155V156H183L184 158L182 159L183 161H184V159L186 158V159H189V161H195V163L193 164L192 162H189L188 160V162L189 163H187V164H184L185 162H187L186 160L184 161V163H182L183 161L180 159V158H182L181 157V155H180V158H178L177 159V157H176V155H178V154H176V155H174L175 157H173V160L172 159H170V157H169V160H171L170 162H172L171 164L173 165L175 162H176V160H179V161H177V164L175 163V165H173L172 167H170L171 165H169L170 164V162L168 163V161L169 160H167V162L164 160H160L159 162L160 163H158V162H156V163H158L157 165H155L156 163H154V157H152V159L154 160H152V159H150V160H152V163L153 164H150L151 163V161L149 160L147 163H149L148 165V168H149V170H148V168H146V169H143L144 168V166H142V168H141V165H139L140 166V168L142 169V171H143V173L141 174L139 171H137V172H139L140 174H136L137 172H136V170H140V168H137V166H138V163L140 164L141 162H139V161H137L136 160V163H137V166H135V168H136V170H134L135 168H132V166L131 165H136V163H134V161H133V164L131 163L130 164V162L128 161V163L130 164V166L128 165L127 166V168H123L122 169V171H121V174H122V176H121V178H120V180L121 179H123L122 181H120V180H118L119 181V186H120V188H117V189H119V191H117L118 193H117V195H118V197H120L119 199H118V197H116L117 195H116V191H114L115 189H113V191L115 192V194H111V195H114L113 197H115V198H113V199H116V201H114V203H116L117 202V206H118V204H119V206L118 207H120V203L121 202H125V207L127 208V209H123L125 212V214H127L128 213V211H129V209L128 208H130V209H133V208H138L137 210H139V217H140V219H141V221L140 220H135L136 222L137 221H140V222H143L144 221V219L146 220V216L148 215H151V216H149L148 218H147V222L149 223L148 224V227H152V229H153V231L151 230V228H150V230L152 231H150V233L149 234H154V235H156V234H162V236H163V238H161V236H158L157 237V239L158 238H160L161 239V241H160V239H158V241H157V239H156V236H154V235H152L151 237H152V239L150 240L149 239V241H154V239H153V237H155V240H156V242H162V240L165 238V240H167L166 238L167 237H170L172 234H173V236L175 235L174 233H176L177 235H175V236H178V234L181 232V230L182 229H180L181 227L180 226H182L183 228H184V226H183V224H181V223H183V222H185L186 221V223L188 222V220L190 219V217H194L195 215H197L195 212L193 213V211H194V209L195 210H197V206L196 205H198V210H201L202 209V207L204 208V207H206V209L204 208V210L202 211V212H205V210H206V212H207V210L209 209V210H211V209H214L213 207L214 206H212V204L210 205L212 208H207V206H203L202 205V203H201V205L202 206H199V203L198 202H201V201H198V202H195V201H197V200H195L194 199V201H193V197L195 196V194H197V193H199L200 192V187H202V186H204L205 185V183H209V185L208 186H210V184H211V186L210 187H208V188H210V192L212 193L211 195H213V194H216L215 192H212V187H214V186H212L213 185V183H211V182H208V181H212V180H209L208 178H206V176H207V174H206V172L205 171H203L202 169H205V168H203V167H206V164H207V167H206V169H209V171H211V170H213V171H211V172H208V170H206L208 173H211V174H213L214 175V177L211 175V174H208L209 176H207V177H209V178H211L212 177V179L214 180V178H218V176H219V174H218V169L221 167V166H219L218 165V163H216L217 162V160H219V159H221L222 158V156H221V158L219 157H217V156H214V155H212V156H214V157H217V159H216V162H215V158L214 157H211V156H209V158L212 160V158L214 159V160H212V161H210V160H207V161H210L209 163L205 160V158H207V156L209 155V152L205 155V157L203 156L204 154L203 153H201V154H203V155H201V154H199V153H196L194 150H196L195 148L193 149V152H195L196 153V155L197 154H199V158L200 159H204V161H202V160H200L198 157H196V158H193V155H191V156H189V153L191 154L192 153V151L191 152H188L189 150H184V148H182V149H179V147H184V145L182 144L183 142H180V145H182V146H180L179 144V146H177L176 144L174 145L173 144V142L171 143V141L170 142ZM198 141H200V140H198ZM230 141V142H229ZM243 141V142H244ZM248 141V142H247ZM57 142V141H56ZM73 141H71L70 143L71 144H73L72 143ZM103 142H105V141H103ZM123 142V143H124ZM143 141H140V142H138V143H142ZM151 142V141H150ZM154 142H151V144H153ZM178 142V143H179ZM212 142V143H213ZM214 142V143H215ZM215 143V144H217L218 145V147H219V144L218 143ZM68 143V142H67ZM66 143V144H67ZM70 143H68L69 145H70ZM144 143H146V141L144 142ZM165 143V142H164ZM169 143V144H168ZM199 143L200 142H198V145H199ZM212 143H211V145H212ZM222 143V144H221ZM242 143V142H241ZM249 143V145H251L250 147H248L247 146V144ZM12 144H13V146H15V147H11L12 146ZM51 144V143H50ZM59 144V143H58ZM65 144V143H64ZM67 144V147L69 146ZM85 144H87V143H85ZM95 144V143H94ZM148 144V143H147ZM157 145V143H154V145ZM161 144V145H162ZM201 144V143H200ZM236 144V145H235ZM34 145V146H33ZM107 145L108 144H106V146H104L103 145V147L104 148H106L107 147ZM128 145V144H127ZM146 144H144V145H142L141 144V147L142 148H145V151H146V148L147 147H144ZM150 144H148V146H149ZM155 145V146H156ZM159 145V144H158ZM157 145V146H158ZM161 145H159V146H161ZM211 145H210V147H211ZM224 145H222V146H224ZM227 145H225L226 147H227ZM66 146V145H65ZM65 146H64V148H65ZM102 146V145H101ZM147 146V145H146ZM152 146V145H151ZM153 147L154 148V150H156L157 149V146L156 147ZM163 146V145H162ZM161 146V147H162ZM200 146L201 145H199V146H197V147H199L200 148ZM212 146H214V145H212ZM216 146V145H215ZM214 146V147H215ZM225 146L223 147V149L225 148ZM232 146H231V150H232ZM254 146V147H253ZM50 147H51V145H50ZM66 147V149H68ZM71 147H72V149H68L69 150V153H66L65 154V157H62V156H64V155H62L63 153H59L60 151H61V149L63 150L64 148H61V149H59L60 151L58 152V155H60V157L57 155V159H56V161H58L59 159H60V162L59 163H61V162H63V163H61V165H59V166H61L62 167V170H59L58 172L57 171H55V170H58V169H55V167L57 166H55V164H56V162H53V163H55L53 166H51L50 167V165L48 164L46 167L47 168H49V170L51 169V171L52 170H54L52 173H50L51 171H47V173H49V174H54V175H52V180H54V178H56V176H57V174L58 175H62V173H60V171H62V172H64L65 173V171H66V167H67V169L69 168V170H70V167H73V166H75L74 168H77V166H76V164H79V166L81 167V165H80V163L82 164V162L83 161H81L80 163H78L80 160H81V158H82V160L85 158L83 155H86V157H87V155H89V154H84L86 151L85 150H83L82 148H80L81 150H83V154L79 157L78 156V154H79V150H77L78 148V146L76 147V145L74 146V148H73V146L71 145ZM75 147H76V149H75ZM80 147V146H79ZM93 147H94V145H92V147L90 148L91 149V151L93 150ZM125 147V146H124ZM213 147V148H214ZM217 147V146H216ZM217 147V148H218ZM165 148V147H164ZM163 148V149H164ZM198 148V149H199ZM220 148V147H219ZM233 148V149H234ZM239 148V147H238ZM65 149V150H66ZM101 148H99V150H100ZM103 149V148H102ZM100 150L99 152H100V154L99 155H101V152H104V150ZM161 149V148H160ZM197 149V150H198ZM211 149H212V147H211ZM237 149V148H236ZM14 150H16V149H14ZM49 150V151H48ZM71 150V151H70ZM107 150V149H106ZM106 150H105V153L107 154V152L109 153V149L107 150V152H106ZM111 150V149H110ZM142 150V149H141ZM151 150H153L152 148H151ZM177 150V151H176ZM226 150H228V147H227V149L225 148V151ZM235 150V149H234ZM233 150V151H234ZM238 151H239V149H237ZM235 151L236 153L238 152V151ZM245 150V149H244ZM67 151V150H66ZM65 151V152H66ZM87 151H89L88 153H90V150L88 149ZM144 151V152H145ZM184 151H187V153L185 152L184 153ZM209 151V150H208ZM212 151V150H211ZM211 151H210V154H211ZM215 151V150H214ZM220 151H222V149H220ZM219 151V152H220ZM247 151V150H246ZM62 152V151H61ZM63 152H64V150H63ZM64 152V153H65ZM82 152V151H81ZM93 152V151H92ZM125 152H126V150H125ZM142 152V151H141ZM154 152V151H153ZM213 152V151H212ZM218 151H217V153H219ZM228 152L229 151H227V152H225L226 154H227V156H226V154L224 153V151L222 152V153H224L225 155H224V157L226 156V157H228L227 159H226V161L229 159V158H231V157H229L228 156ZM248 152V151H247ZM247 152H246V154H247ZM4 153H5V155H4ZM87 153V152H86ZM147 152H145V154H146ZM148 153H149V151H148ZM171 153V154H170ZM214 153V152H213ZM212 153V154H213ZM216 153V152H215ZM214 153V154H215ZM216 153V154H217ZM222 153H220V154H222ZM230 153V152H229ZM232 153V152H231ZM231 153H230V155H231ZM256 153H254L255 155H256ZM96 154V153H95ZM103 154V153H102ZM123 154V155H122ZM129 154V153H128ZM144 154V155H145ZM151 154V153H150ZM193 154V153H192ZM239 154V153H238ZM238 154H234L233 153V155L235 156V155H237V158L235 157V159H237V163L238 162H243L244 160H242V161H240V159H239V156H238ZM92 157L94 156L92 153L90 154ZM104 156H105V154H103ZM103 155H101L102 157H103ZM109 156H110V153L108 154ZM108 155H107V159H112V158H109L108 157ZM129 155H132V154H129ZM172 155V156H173ZM195 154H194V157L196 156ZM202 157H204V158H202ZM243 155V154H242ZM244 155H245V153H244ZM243 155V156H244ZM248 155V154H247ZM247 155L245 156V157H242V158H244L245 159V161H246V157H247ZM260 157H259V156ZM18 156V157H17ZM90 156V157H91ZM95 156H97V155H95ZM100 156V157H101ZM116 156V155H115ZM142 156V155H141ZM146 156V155H145ZM142 156V159H139V160H144L145 159V161L146 160H148L146 157H148V156H150V155H148V156ZM166 156H164V157H166ZM0 157V158H1ZM13 157V156H12ZM14 157L13 158H11L12 160H14ZM78 157H79V159H78ZM90 157H89V160H91V161H93L94 162V160H92V159H90ZM98 157V156H97ZM100 157H98V158H100ZM112 157V156H111ZM143 157H145V158H143ZM150 157V158H151ZM163 157V159H165ZM179 157V156H178ZM189 157H191L192 158V160H190V158ZM223 157V158H224ZM59 158V159H58ZM116 157H114V159H115ZM121 160H120V159ZM119 158H116V159H118L119 160V162L120 161H124V159L123 158H121V157H119ZM138 158V157H137ZM161 158V156H159L158 157V159H157V157H155V159L156 160H159ZM167 159H168V157H166ZM176 160H175V159ZM208 158V159H209ZM222 158V159H223ZM241 158V157H240ZM249 158V157H248ZM262 158V159H261ZM10 159V160H11ZM55 159V158H54ZM79 161H78V160ZM88 159V158H87ZM93 159H95V157H93ZM97 159V158H96ZM95 159V160H96ZM104 159H106V156H105V158L103 157V160ZM115 159V160H116ZM126 159V158H125ZM131 159L132 160H134L135 158H132L131 157ZM198 160V161H196V160ZM221 159V160H222ZM233 159V158H232ZM234 159V160H235ZM238 159H239V161H238ZM9 160V161H10ZM11 160V161H12ZM88 160V161H89ZM100 160V159H99ZM101 160H102V158H101ZM113 160V159H112ZM114 160V161H115ZM131 160V161H132ZM201 162H200V161ZM234 160H232L231 162L232 163H235V164H230V167L229 168H231V166H232V169H233V171L231 172V170H230V172L229 173H231V174H229L231 177H230V180H231V178L233 177V178H235L234 176V174H235V172H236V174L237 173H239L238 171H235V169L236 170H238L237 168H235L234 169V166L236 167V161L234 162ZM260 160H258V161H260ZM54 161V160H53ZM74 161H76L75 163L76 164H73L74 163ZM78 161V162H77ZM85 161V160H84ZM88 161L86 160V162L84 163L86 166H87V172H88V165L90 164V163H88ZM111 162L112 163V165L115 163V162ZM125 161H127V160H125ZM174 161V162H173ZM250 161V160H249ZM248 161V162H249ZM45 162V163H44ZM90 162V161H89ZM99 161H96L95 163H98ZM163 162V163H162ZM165 162L168 164H165ZM180 162V163H179ZM197 162V163H196ZM204 162V163H203ZM207 162V163H206ZM220 162L221 161H219V164H220ZM223 162H224V159H223ZM228 162H229V160H228ZM228 162H226L227 163V165H225L224 164V167L226 166H228ZM44 163V164H43ZM52 162H51V165L53 164ZM58 162H57V164H59ZM69 163L70 164H72L70 167H68V165H69ZM111 163H109V164H111ZM122 162H120V164H121ZM124 163H126V162H124ZM144 163V162H143ZM146 163V162H145ZM146 163V164H147ZM192 163V164H191ZM225 163V162H224ZM244 163V162H243ZM242 163V164H243ZM246 163H247V161H246ZM258 163H260V162H258ZM256 164L255 166H256V168H253V170L255 169H257V165H260V164ZM16 164V165H15ZM84 164H83V166H84ZM88 164V165H87ZM92 165H93V163H91ZM109 164H108V166H109ZM123 164V163H122ZM121 164V165H122ZM146 164H142V165H146ZM165 164V165H164ZM190 164H191V166H193V167H190ZM203 164H205V165H203ZM214 164H216L215 165V167L214 166H211V165H214ZM223 164V163H222ZM241 163H240V165H242ZM249 164V163H248ZM247 164V165H248ZM15 165V166H14ZM41 165V166H42ZM95 165V164H94ZM126 165V164H125ZM152 165V167H150ZM154 165V166H153ZM203 165V167H202V169H201V166ZM221 165V164H220ZM238 165H239V163H238ZM5 166H7L6 168L7 169H5L4 170V168H5ZM31 166H32V168H31ZM49 166V167H48ZM64 166V167H63ZM78 166V167H79ZM85 166V167H86ZM91 166V165H90ZM111 166V165H110ZM115 166L116 165H113V167L115 168ZM189 166V167H188ZM200 166V167H199ZM209 166H211V169L209 168ZM243 166V165H242ZM244 166H245V164H244ZM14 167H15V169H14ZM38 167H40V166H38ZM80 167H79V169H80ZM84 167V169H86ZM94 167V166H93ZM122 167H124V165L122 166ZM131 167V168H130ZM134 167V166H133ZM147 167V166H146ZM179 167H181V168H186V169H183V170H181L183 173H181L180 172V170L178 169ZM188 167V168H187ZM212 167H214L213 169H212ZM218 167V168H217ZM222 167H223V165H222ZM35 169H36V167H34ZM46 168V169H47ZM54 168V169H53ZM57 168H58V166H57ZM63 168L65 169V171L63 170ZM74 168H72V169H74ZM83 167H81V169H82ZM121 168V167H120ZM120 168H117L116 167V169L117 170H119ZM173 168H175L176 169V171H175V169H173ZM180 168V169H181ZM194 169V170H191V169ZM247 168H248V166H247ZM35 169H33V172L34 173H36V171L37 170H39V168L37 169V170H35ZM59 169H61V168H59ZM71 169V170H72ZM78 169V168H77ZM76 169V170H77ZM78 169V170H79ZM177 169H178V172H180V174H178V172H177ZM190 169V170H189ZM196 169V170H195ZM222 169H225V168H222ZM246 169V168H245ZM251 169V168H250ZM249 169V170H250ZM258 169H260L259 167H258ZM14 170V171H13ZM30 170V171H29ZM43 171L44 169H41L40 168V171ZM75 170V169H74ZM73 170V171H74ZM83 170V169H82ZM81 170V171H82ZM121 170V169H120ZM172 170H174L173 172H172ZM205 172V174H203V172ZM219 170H221V169H219ZM247 170V169H246ZM246 170L244 171V168H240V173L241 172H245L246 174H247V172H246ZM262 170L263 169H261V172H262ZM26 171V173L25 174H23L24 172ZM40 171H37L38 172V176H41L40 174H41V172ZM44 171H46V170H44ZM71 171L72 172V174L73 173H75L76 171ZM84 171V170H83ZM82 171V172H83ZM148 171L150 172V173H148ZM186 171V172H185ZM226 171V170H225ZM248 171V170H247ZM260 170H258V172H259ZM55 172H57V173H55ZM70 171H68L67 170V172L66 173H71ZM77 172H80V171H77ZM76 172V173H77ZM82 172H80V173H82ZM117 171H115V173H116ZM133 172L135 173L134 174V177H132L133 175ZM170 172H171V174L173 175V178H174V176H176L174 179H171L172 178V175L170 174ZM184 172H185V174L187 173V178L188 179H190V180H188V179H186V180H188L187 181V183H190V181H192V179L194 178V177H196V176H193L194 174L195 175H198L197 176V178H200V180H204V179H201V177L203 178V176H205L204 178H206V180H204V181H206V182H204L203 183V185L202 186H200L199 188H198V190H199V192H198V190H197V185L196 186H194V188H196V190H197V193L195 192V194H194V196L193 195H191V196H193V197H190L189 195L192 193V191L193 190H195L194 188H193V190L192 191H189V192H191V193H189V194H187L188 196H189V199H190V201L192 200V203L189 201V199H186L185 198V200H186V202H185V200H184V202L186 203V204H184L183 205V207L186 205V207H188V209H189V206H191L190 207V209L189 210H187V209H185V210H187V211H184V208L181 206V207H179V210H178V208L176 207V205L174 204L175 202H176V200H179L178 198L180 197H177V195H176V191H175V189H176V185H174L175 186V189H173V188H171V192L172 191H174V193L172 192V195H171V192H170V194L169 195H171V196H169V198L167 199L168 201H166V204L168 203V205L167 206H165V208H161V206L158 204V202H157V192H155L156 190V185L158 186V188L157 189H159V188H162V187H164V182L165 183H169L170 182V184H173V183H179V182H177V181H179L178 179L180 178V180L181 181H183V179L185 180V178H183V177H185V175H183V177L181 176L182 174H184ZM193 172V174L192 175H190L191 173ZM196 172V173H195ZM222 172H224V170H222L220 173H222ZM227 172V171H226ZM227 172V173H228ZM234 172V173H233ZM244 172H243V175H244ZM254 172H256V171H253V173ZM258 172H256V174H258ZM264 172V171H263ZM262 172V173H263ZM4 173V172H3ZM4 173V175H6ZM22 173V174H21ZM27 173V174H28ZM40 173V174H39ZM44 172H42V175L43 176H45L44 174H43ZM60 173V174H59ZM113 173V172H112ZM177 173V174H176ZM225 173V172H224ZM261 173V175H263V177H260V178H262V179H260V178H258L259 176H261V175H258V177H257V179L258 180H264L263 178H264V173L262 174ZM18 174H20L19 176H18ZM69 174H68V176H67V179L68 178H70V176H69ZM83 174H84V172H83ZM86 174V173H85ZM120 174V173H119ZM168 174V176H170L171 178H169V177H167L166 175ZM256 174H253V176H257ZM259 174H260V172H259ZM17 175V177H15ZM35 175H37V174H35ZM88 175V174H87ZM113 175H115L114 173H113ZM160 175V176H159ZM178 175H180L181 177H179ZM223 175V174H222ZM221 175V176H222ZM233 175V176H232ZM239 175V174H238ZM242 175V174H241ZM241 175H240V178H241V180H243L244 178L246 179L245 181H248V180H251V182L249 183V185L251 184L252 186H254L255 187V185L256 184H252V181L253 182H255L256 183V179H255V181L254 180H252V179H254V178H251V179H249L248 177H245V175H244V178L242 179V177H241ZM6 176V178H8ZM26 176V175H25ZM25 176H24V178H23V176H22V178L25 180ZM54 176V177H53ZM120 176V175H119ZM136 176V177H135ZM157 176H159V177H157ZM166 176V177H165ZM192 176H193V178H192ZM227 176H228V174H227ZM237 176V175H236ZM252 176V177H253ZM5 177V176H4ZM48 177V178H47ZM51 176L50 175H46V179H48V180H50L51 178H50ZM115 177H117V174L115 175ZM114 177V178H115ZM123 177V178H122ZM179 177V178H178ZM190 177V178H189ZM220 177V176H219ZM224 177H225V175H224ZM239 177V176H238ZM238 177H236L235 178V180L232 178V182L233 181H236V179H239ZM11 178V180L12 181H10V180H5V178L3 179V181H5V182H1L2 184H5L4 186H2V184L0 185V186H2V187H4V191L2 190V187H1V189H0V264H60V262H58L57 260H55V258L51 255V254H49L48 252H46L43 248H42V246H40V244L37 242V240H38V238L40 239V238H43V239H45L46 241H47V243H49L51 246H52V248L54 249V253H63V255L65 254V255H69V258H74L75 259V261H74V259L72 260L73 261V263L74 264H102L103 263V260H102V262L100 261L101 259H103V257L102 258H99V253H97V251H98V249L97 248H95L96 246L94 245L95 243H96V241H97V239H95V236H97V234H98V229H97V233L95 234V232L94 233H92L93 235L92 236H94V238H90L89 239V242L88 243H91L90 241L93 239V241H95V242H93L92 241V243L91 244H93V246H95L94 248H95V254L96 255H94V251H93V254H92V250L94 249H91V250H88V249H90L89 247H90V245H88L87 246V248H81V250L82 251H84V252H86V253H88L87 251H90L89 253H90V255L88 254H86V253H84V252H81V250H80V248L78 247V242H77V240L79 239V240H83V241H85V242H83L82 241V243H85L86 245L88 244L87 243V240H88V236L90 235V234H87L88 232H89V229H90V227L93 225V226H95V224L93 223L92 225L88 222V221H90L91 222V220L92 219H90V220H88V221H86L87 223H89L88 225L86 224V227H87V229H88V227H89V229L87 230L86 229V231H87V233H85V236L84 237H79V236H77V235H79V234H77V233H79V231L77 230H75V227H76V225H77V227H79L80 228V226H78L79 224H81V223H79V224H74V218H72V217H70V216H76L75 215V213H74V215H72L73 214V212L75 211V212H77V210L79 209V211H81V209H82V207H83V205L86 203V204H88L89 206H90V199H89V201L87 202L86 200H88V199H84L85 200V203H83L84 201H82L80 198V201H81V203H83L82 204V206H81V208L79 207V208H76L73 212H71L72 214H69V216L68 215H66L69 219V221L70 222H68V220H67V223H70L69 225L67 224H63V223H61V224H59L58 226H60V225H62L63 224V226H65L66 228V230H62V227L60 226V227H58L56 224H55V226H53V224H54V222H56L57 223V221H58V219L56 218V221H54L53 220V222H52V225H51V223L48 221L49 219V217L48 216H46V215H44L46 212H43L42 213V211L43 210H46V209H44V208H41V209H43L42 211H40V209L39 210H37L36 209V207L37 208H39L38 206L39 205H36V206H34L33 204H30L29 206H27L26 205V203L27 202H25V203H23V205H25V206H22V204H20L19 202H17V198H19L18 196H16L17 198H16V201H13V197H14V199H15V195L14 194H12V193H14L13 191L15 190V189H13L12 187H11V185L12 184H16V182H14V181H16V179L15 180H13ZM21 178V176H20V179H18L19 181H17V182H19L20 183V180L22 179ZM50 178V179H49ZM62 178H64L63 176H62ZM119 178V177H118ZM166 178H169V180L171 179V180H174L175 182H171V180L169 181V180H167ZM192 178V179H191ZM228 178H229V176H228ZM248 178V179H247ZM23 179L21 180V181H23ZM116 179V178H115ZM165 179V180H164ZM176 179H177V181H176ZM219 179V178H218ZM216 180V182L214 181V183L216 184V183H219V182H217V181H219V180H221V179H219V180ZM224 178L222 177V181H224L223 180ZM66 180V179H65ZM114 180V179H113ZM113 180H111L112 182H113ZM186 180L185 181H183V182H186ZM197 180V179H196ZM226 180V179H225ZM229 180V179H228ZM227 180V181H228ZM9 181L11 182V185L10 184H8L9 183ZM55 181V180H54ZM110 181V182H111ZM168 181V182H167ZM222 181L220 182V183H222ZM244 181V180H243ZM243 181H241V182H243ZM245 181H244V183H245ZM6 182H8L7 183V185H10L9 187L6 185ZM157 182V183H156ZM158 182H159V184H158ZM183 182H182V184H183ZM201 182H203V181H201ZM229 182V181H228ZM227 182V183H228ZM232 182H230V184L232 183ZM237 182V181H236ZM240 180L237 182V184L239 185L240 183ZM116 183V182H115ZM115 183H113L114 185H113V187L115 188ZM161 183V184H160ZM199 183V182H198ZM226 183V184H227ZM18 184V183H17ZM67 184V183H66ZM65 184V185H66ZM108 184V183H107ZM105 185V186H107V189L106 190H108V189H110L111 188V190H112V188L113 187H110V188H108V185ZM169 184V185H170ZM180 184H181V182H180ZM194 184H197L196 183V181H195V183ZM199 184H201V183H199ZM214 184V185H215ZM223 184H225V182H223ZM230 184H227V185H230ZM233 184H234V182H233ZM233 184H231V186H227V187H236V184H235V186H232ZM261 184H262V181H261ZM68 185V184H67ZM166 185V184H165ZM178 185V184H177ZM184 185H186V183H184ZM207 185V184H206ZM218 185H221V184H218ZM247 183H245V186L246 187H243L244 185H243V183L242 184H240L239 185V187L241 188V189H243L242 191H246L245 190V188H249V190H250V187H252V186H248L247 187ZM5 186H6V188H5ZM133 186H135V188H136V190H134V188H133ZM154 186L156 187V188H154ZM159 186H161V187H159ZM180 186H182V185H180ZM188 185H186V187H187ZM192 186V187H193ZM216 186V185H215ZM223 187H222V189H224V190H221L220 191V189L218 190L219 192V194L217 193L216 195H213L212 196V198L214 199V200H217V199H215V197L217 196H222V197H224L225 196V198H228V197H230L229 195L226 197V194H224V196L223 195H221V194H223L222 192L224 191V193H226V186L225 185H222ZM130 187H132L133 188V190H134V192H133V190H131V191H129V189H130ZM170 187H173V185L171 186L170 185ZM177 187H179V186H177ZM205 187V186H204ZM218 187V186H217ZM236 188L237 190H241L240 188ZM253 187V188H254ZM257 187V190L260 188H262L263 187V184H262V187H259V186H256ZM259 187V188H258ZM7 188H9V189H7ZM13 190H12V189ZM131 188V189H132ZM205 188H207V186L205 187ZM220 188H221V186H220ZM7 189V190H6ZM184 189H185V187H184ZM204 188L202 187L201 188V190H203ZM212 189V190H211ZM227 189H229V188H227ZM231 190H233L232 188H230ZM235 189V188H234ZM256 189V188H255ZM10 190H12V193H8V191L9 192H11ZM110 190V191H111ZM187 190H188V188H187ZM195 190V191H196ZM205 190V189H204ZM215 190V189H214ZM256 190V191H257ZM262 190H264V189H262ZM261 190V191H262ZM7 191V192H6ZM121 191H122V193H121ZM135 191H136V193L137 194H139V193H141V195H136V193H135ZM140 191V192H139ZM159 191V190H158ZM236 191V190H235ZM253 190H251V192H252ZM255 191V192H256ZM6 192V193H5ZM106 192V191H105ZM108 192V191H107ZM106 192V193H107ZM194 192V191H193ZM202 192V191H201ZM200 192V193H201ZM204 192V191H203ZM210 192H209V195H210ZM228 192V191H227ZM251 192H248V193H250V194H252ZM255 192H253L254 194H255ZM264 192V191H263ZM262 192V193H263ZM8 193V194H7ZM106 193H105V195H106ZM112 193V192H111ZM125 193V194H124ZM156 193V194H155ZM178 193V192H177ZM181 193H183V190L181 191ZM230 193H232L233 194V196H231V198L233 199V198H235V197H237L238 195H240L242 192H237L236 191V193H238V195H235L234 194V190L233 191H230L229 190V194ZM257 193H259V194H262V193H260V191H257ZM13 195V197L11 196V195ZM87 194V193H86ZM96 194V192L94 193L93 192V195H95ZM98 194V193H97ZM122 194V195H121ZM231 194V195H232ZM244 194V193H243ZM245 194H246V196H249V194L247 195V193L245 192ZM245 194H244V196H245ZM254 194H252L253 196V198L254 199H256L255 201H260V202H262L263 200L261 199V200H257V196H254ZM89 195H91V194H89ZM93 195H91V197L93 196ZM103 196H101V194H100V196L102 197V199H104V198H106V196H104V194H102ZM109 195H110V193H109ZM116 195V196H115ZM175 195V196H174ZM210 195V196H211ZM256 195V194H255ZM263 195H264V193H263ZM11 196V197H10ZM84 196L85 195H83V198H84ZM99 196V194L97 195V197L98 198H100L99 199V201H101V197ZM138 196V197H137ZM185 195H183L182 196V198L184 197ZM241 196H242V194H241ZM241 196H239V197H241ZM62 197V196H61ZM86 197H89L90 198V196H86ZM104 197V198H103ZM107 200H109V196L107 195ZM175 198L176 200H175V202H174V199H173V202H172V200H171V198ZM216 197V198H217ZM219 197V198H220ZM221 197V198H222ZM263 197V196H262ZM22 199V202L24 201L23 199H25V200H29V199H26V197L25 198H23V197H21ZM82 198V197H81ZM96 198V197H95ZM98 198L96 199V200H98ZM192 198V199H191ZM207 198V197H206ZM205 198V201H207V199H209L210 198V200L212 199L211 197H209V198H207L206 199ZM218 198V200H219V202H222L223 201V204L220 206L219 205V209H218V205L217 204H219V202H218V200L216 201L217 202V204H216V206L215 207H217V210H218V213L220 214V213H225V211H227L228 212V207H227V210H225L224 212H221L220 211V207H222V209L224 208V204L226 203L225 201H224V199H222V201H220V199ZM242 198V197H241ZM60 199V198H59ZM78 198L77 199H75L74 198V200H79ZM118 199V200H117ZM155 199H157V200H155ZM212 199V200H213ZM236 199V198H235ZM233 199V201L231 200V199H229L228 201H227V199H226V201L228 202V204L230 203V201H232L231 202V204H234L235 202H236V200L238 199ZM240 199V198H239ZM239 199L237 200V203L239 202ZM243 199H246V198H243ZM248 200H249V198H247ZM252 198H250V200H251ZM253 199V200H254ZM61 200V199H60ZM93 202H91V203H93L94 204V199L92 198L91 199ZM110 200H112V197L110 198ZM171 200V201H170ZM201 200H203L204 201V199H201ZM209 200V201H210ZM248 200H246V201H248ZM250 200L248 201V203L250 202ZM19 201V200H18ZM119 201V202H118ZM208 201V202H209ZM244 201L245 200H241L240 199V202H242V203H244ZM245 201V202H246ZM29 202H30V200H29ZM43 202H46L45 200L43 201ZM65 202V201H64ZM75 202V201H74ZM73 198H72V200H71V203L69 204V207H71L72 208V205H73ZM79 202V201H78ZM78 202L75 204L76 206H79V205H77L78 204ZM190 202V203H189ZM215 201L213 202V203H216ZM238 203V204H240L241 205V203ZM80 203V202H79ZM95 203H97L96 201H95ZM99 203V202H98ZM97 203V204H98ZM177 203V202H176ZM196 203V204H195ZM198 203V204H197ZM209 203H212L211 201L209 202ZM209 203H207V204H209ZM262 203H264V201L262 202ZM44 204V203H43ZM63 206L65 205V207H68L65 203L63 204V203H61ZM61 204H59V206H58V209H59V211H60V208H61V210L63 209L64 210V208H62L60 205ZM72 204V205H71ZM93 204H91L92 206H91V208H93L94 207V205ZM104 204H105V202H104ZM192 204V205H191ZM206 203H205V205H207ZM231 204H229V205H231ZM244 204H246L247 205V203H244ZM244 204H242V205H244ZM33 205V207H35L34 209H33V207H31ZM71 205V206H70ZM96 205V204H95ZM115 205V204H114ZM158 205L160 206V208L158 207ZM188 205V206H187ZM196 206V207H192V206ZM214 205V204H213ZM224 205V206H223ZM74 206V205H73ZM75 206V207H76ZM85 206V205H84ZM117 206L115 207V208H117ZM86 207V208H85ZM83 209H84V212H85V210L86 211H88L87 212V214L89 215V217L91 216L90 215V211H89V209H91V208H87L88 206H85ZM163 207V206H162ZM185 207V208H186ZM201 207V208H200ZM231 207V206H230ZM55 208H56V210L54 209V211L56 212L58 209H57V207L55 206ZM69 209V210H73V209ZM114 208V207H113ZM113 208H111V212L112 213H108V214H111V217L112 216H114L113 218H114V220H113V218H111V217H109L110 215H105V217H109V218H111L112 219V221H113V223L115 222V221H117V219L119 218V217H117L116 215H120V217H121V214H119V211L121 210H119L118 209V211L117 210H115V208H114V210L116 211V212H113L112 210H113ZM121 208H123V207H121ZM180 208H181V211H180ZM48 209V208H47ZM231 209V208H230ZM229 209V210H230ZM34 210V211H33ZM36 210V211H35ZM51 210V209H50ZM122 210V211H123ZM128 210V211H127ZM193 210V211H192ZM208 210V211H209ZM215 210V212H213ZM214 210H211V211H209L207 214H211V212H212V214L214 215V213L216 214L217 213V210L216 209H214ZM233 210V207H232V209L230 210V211H232ZM53 211V212H54ZM59 211H57V212H59ZM66 211V213H64ZM65 211L64 212H61L62 213V215L64 214H68L67 213V211H68V208H65ZM132 211V210H131ZM157 211H159V213L157 212ZM192 211V212H191ZM220 211V212H219ZM50 212V211H49ZM48 212V213H49ZM52 212V211H51ZM53 212L51 213V214H53ZM55 212H54V214L53 215H55ZM69 212V211H68ZM199 211H197V213H198ZM201 212V213H202ZM47 213V214H48ZM60 213V214H61ZM70 213V212H69ZM77 213H79V212H77ZM86 213V212H85ZM84 213V214H85ZM115 213H116V215H115ZM123 213V212H122ZM189 213H192V214H189ZM57 214V213H56ZM59 214V213H58ZM114 214V215H113ZM125 214H123V215H125ZM138 214V213H137ZM190 215V217H187V216H189ZM206 213H205V215L203 216V214H201L203 217H199V218H197V219H199L201 222H202V220H203V222L202 223H205V224H207V226L205 225V228L207 227V229L208 228H211L210 227V222H213L214 223V226L216 227L218 224H215V221H216V217L217 218H221L220 216L221 215H223V214H221V215H219V214H216V215H218V216H216V215H214V217L212 216V215H210V216H212V218H213V221H212V219H211V217L209 218V217H207L206 215H207ZM52 215V216H53ZM62 215H56L57 217H59V218H61L60 216H62ZM63 215V216H64ZM191 215H193V216H191ZM49 216H51V215H49ZM66 216L64 217V218H66ZM87 215L85 214V216H83L84 218H87V219H89V217H86ZM177 217L178 219H179V224H178V219L176 220L177 221V224L179 225V227H178V231L176 230L177 229V225H176V223L175 222H173V223H171V219H173L172 217ZM231 216V214H229V217ZM116 217V218H115ZM138 217V218H139ZM187 217V218H186ZM64 218H62L61 220L63 221V222H65L66 220H63ZM73 220H71V219ZM93 218V217H92ZM204 218H206L205 219V221H204ZM208 218V219H207ZM223 218V217H222ZM225 218V217H224ZM228 218V215H227V217H226V219ZM67 219V218H66ZM86 219V220H87ZM108 219V218H107ZM111 219L110 220H107V221H111ZM121 219H122V217H121ZM149 219V220H148ZM176 219V218H175ZM175 219H174V221H175ZM185 219H187V220H185ZM196 219V222L198 221L199 222V225L201 224L202 225V223L199 221V220H197ZM202 219V220H201ZM60 220V219H59ZM171 220V221H170ZM215 220V221H214ZM218 220H221V223H222V220L223 219H218ZM218 220L216 221V223H219L218 222ZM228 220H231V218L229 219L228 218ZM227 220V221H228ZM82 221V220H81ZM106 221V222H107ZM118 221H120V219L118 220ZM132 222H133V220H131ZM130 221V224L132 223ZM134 221V222H135ZM170 221V223L173 225H175V227L176 228H174L176 231H174L173 230V228L171 227V229H170V227H169V224L170 223H168V222ZM206 221H210V222H206ZM225 221V220H224ZM226 221V222H227ZM61 222V221H60ZM71 222H73L72 223V225H71ZM133 222V223H134ZM145 222V221H144ZM226 222H223V224H225V226H226ZM229 222V221H228ZM12 223H18V224H25L26 225V227H28V234L27 235H23V236H18L17 234H15L12 230H11V228H10V226H11V224ZM59 223V222H58ZM108 223V222H107ZM107 223H105V226L106 225H108L109 223H111V222H109L108 224ZM118 223V222H117ZM133 223L131 224V227H132V225H133ZM168 223V224H167ZM186 223H184L185 224V227H186ZM231 223V224H230ZM230 223H228V224H230V226L232 227V225H233V223L232 222H230ZM73 224L75 225L74 226V228H73V230L72 229H70L69 228V226L71 225L72 227H73ZM112 224V223H111ZM111 224H110V226H111ZM144 223H142V225H143ZM197 224V223H196ZM223 224H221L220 226L222 227L223 226ZM83 225V224H82ZM113 225V224H112ZM116 225V222L114 223V225L113 226H115ZM135 226L137 225V223H135L134 224ZM150 225V226H149ZM171 225V226H172ZM173 225V226H174ZM235 225V224H234ZM57 226V227H56ZM70 226V227H71ZM85 226V225H84ZM109 226V225H108ZM134 226V227H135ZM145 225H143V227H144ZM146 226H147V223H146ZM203 226V225H202ZM209 226V227H208ZM219 225L217 226L218 228H219V230H221L222 228H225L224 226L221 228ZM56 227V228H55ZM76 227V228H77ZM142 227V226H141ZM147 227V228H148ZM169 227V228H168ZM195 227H198V224H197V226L195 225ZM215 227H213V228H211L212 229V231H211V229H209V231L207 232V231H205L204 233H201V229L202 230H204V228H201L200 229V227L199 228H197V230L198 229H200V231H198L197 232V230H195V229H193V230H195V232L198 234L199 233V235H200V233H201V235H204L205 233H207L206 235H208V233L209 232H212V233H209L210 235V237L209 236H207V237H209V238H207L205 235H204V242L206 243V245L205 244H197L198 242H199V240H200V238H201V240H202V242H203V237H201V235H200V238H199V236L198 237H195L196 235L194 234V233H192L193 231H189L188 233H187V231H186V234L188 235L189 233V235H191V234H193L192 236H194V237H192L191 236V239H190V237L189 236H187V237H189V238H187V237H185L184 235V237L183 236H181V234H183L184 233V231H182L181 232V234H179V236H181L182 237V239H180V237H179V239L177 238V237H174L175 238V240L174 241H177V240H183V238L186 240V242H188L189 240L188 239H190L191 241H192V239L194 238V240L193 241H195V243H196V245H199L200 247H198L196 250H198L199 252L201 251L202 253H201V255L203 256L205 253L201 250V248L203 247V246H205L204 248H206L207 247V245H209V244H211L210 245V249L209 248H207V249H209V250H212V252L211 253H214V254H209V255H211V258H210V256H209V258L210 259H214V258H212V256L214 255V256H218V255H220L221 254V249H220V254H219V247L217 246V248H215L214 249V247H215V245L216 244H213L214 243V241H216V240H218V238L215 240L214 239V241H212V243H211V240H210V238H211V236H213L214 235V233L216 232V230H215V232L213 233V229H215ZM236 226H234V228H235ZM59 228V229H58ZM60 228H61V230H60ZM68 228V229H67ZM95 227H93V229H94ZM147 228H145V229H143L144 230V232H146V230L148 231V229ZM221 228V229H220ZM226 228H228V229H225L226 230V232H225V230H223V236H227L226 235V233H227V230H228V232L229 231H231L230 233H227V234H230L231 235V233H232V231L234 230V228H233V230L231 229V230H229V225H228V227L226 226ZM256 228V227H255ZM64 229V228H63ZM69 229L71 230V232H69L68 233V231H69ZM81 229V228H80ZM83 229V228H82ZM91 229H92V227H91ZM91 229H90V233H91ZM142 229V228H141ZM261 229V228H260ZM68 230V231H67ZM76 232H75V231ZM84 230V229H83ZM171 230V231H170ZM172 230H173V233H171V235L170 236H166L167 234H170L169 233V231L170 232H172ZM185 230V229H184ZM186 230H187V228H186ZM235 230H236V228H235ZM253 230H254V227H253ZM255 230H257V228L255 229ZM255 230H254V232H255ZM258 230H259V228H258ZM33 231H36L37 232V239H34L33 237H31L32 235V232ZM62 231H65V232H67L68 234H64V232L63 233H61ZM82 231V230H81ZM95 231H96V229H95ZM165 231V232H164ZM222 231V230H221ZM221 231H219V234H216L215 233V235H216V237H217V235H218V237L220 238V236H221ZM262 231V230H261ZM260 231V232H261ZM72 232H75L74 234H76V237H75V235L74 236H72V234H71V236H69L70 235V233H72ZM84 232H85V230H84ZM84 232H82V233H84ZM203 232V231H202ZM259 232V231H258ZM82 233H81V235H82ZM146 233H148V232H146ZM146 233H145V235H146ZM217 233H218V231H217ZM256 233H257V231H256ZM255 233V234H256ZM64 234V235H63ZM86 234H87V239H86ZM149 234H147V235H149ZM185 234V233H184ZM144 235V234H143ZM229 235V237L228 238H230L231 236ZM264 236V234L262 233L260 236ZM173 236H171V238L173 237ZM262 236V237H263ZM79 237V238H78ZM148 237V236H147ZM146 237V238H147ZM215 236H213V238H214ZM215 237V238H216ZM222 237V236H221ZM261 237V238H262ZM33 238V239H32ZM75 238V239H74ZM77 238V239H76ZM83 238H85L86 240H84ZM97 238V237H96ZM145 238V239H146ZM174 238H172V239H174ZM176 238H177V240H176ZM197 238H199V240H197ZM142 239H143V237H142ZM171 239V240H172ZM210 240V243H208L207 244V242L205 241V240ZM212 239V238H211ZM232 239V238H231ZM233 239H234V237H233ZM260 239V238H259ZM263 239V238H262ZM262 239H260V240H262ZM165 240H163L164 242H163V247L165 248V246L167 247V245H169V246H171L170 245V242H171V244H172V241H170V239L168 238V242H169V244H168V242L166 243L165 242ZM185 240H183V241H185ZM198 242H197V241ZM201 240H200V242H201ZM213 240V239H212ZM146 241H148V238L146 239ZM145 241V242H146ZM173 241V242H174ZM191 241H189V244L192 246V244H191ZM219 241H220V239H219ZM226 242V241H225ZM229 242H231V241H229ZM261 242V241H260ZM151 243V242H150ZM164 243L166 244L165 246H164ZM193 243V242H192ZM218 243H220V242H218ZM222 243V242H221ZM262 243V242H261ZM153 244V243H152ZM155 244V243H154ZM160 244V243H159ZM176 244V243H175ZM177 244H178V242H177ZM180 244H183L182 242L180 243ZM184 244H186V243H184ZM183 244V245H184ZM188 244V243H187ZM188 244V245H189ZM79 245H81V247L83 246H85V245H83V244H81V242H80V244ZM97 245V244H96ZM150 245V247H151V250H150V252L152 251L153 252V250H156L155 252L157 253V254H159V255H155L156 257H155V259H153L154 258V254H156L155 252H154V254H151L152 256H153V258H152V256L150 257L149 256V253L150 252H148L147 250H145V252L147 251L148 252V256L147 255H145L144 254V252L142 251V253L144 254L143 256H141V257H143L142 259H141V257L139 258L138 257V255H142L141 254V251H139L140 252V254H138L137 255V257H136V261L135 262H133V258H135V257H131L130 258V260H128L127 258L125 259V260H128L129 261V263H131V261H132V264H175V263H177V264H180V263H182L181 261L184 259H181L182 257H185L186 255V257H188L189 258V256H188V252H189V254L190 253H192V255H194V256H197L196 254L198 253L199 254V252H195V251H192V248H193V246L190 248L188 245H184V249H185V247L187 248V249H185V251L187 252V250H188V252H187V254H183V253H181V252H183V246H179L178 245V248H180V249H182V251H179L178 252V250H180V249H178L175 245H174V243L172 244V245H174L175 246V248H174V250H177L176 251V254L179 256V255H182L181 256V258H180V256L179 257H177L176 255H175V257H177L176 259H179L180 261V263H178L177 262V260L175 261V257H174V261H175V263L174 262H171V257L169 258V253H172V250H173V246L172 247H170V249L168 248H165V249H167L166 251H165V253L164 252H162V253H164L163 255H162V253H161V255H160V253H158L157 252V248H161L159 245V247L158 246H156V245H153V247H152V245L151 244H149ZM214 245V246H213ZM264 245V244H263ZM155 246L157 247V248H155ZM189 247V249H188V247ZM182 247V248H181ZM212 247H213V249L216 251V252H218V253H216L215 251L213 252V249H212ZM263 247V246H262ZM79 248V249H78ZM91 248H92V246H91ZM177 248V249H176ZM204 248H202L203 250H204ZM220 248H222V247H220ZM139 249H141L142 250V248H139ZM162 249V248H161ZM160 249V250H161ZM172 249V250H171ZM195 248H193V250H194ZM207 249H205V250H207ZM263 249V248H262ZM149 250V249H148ZM159 250V249H158ZM173 250V251H174ZM191 250V251H190ZM204 250V251H205ZM205 251V252H210V251ZM264 250V249H263ZM162 251V250H161ZM171 251V252H170ZM168 252V253H167ZM186 252H184V253H186ZM223 252V251H222ZM80 253H82V254H84L83 256H82V254L80 255ZM174 253H175V251H174ZM178 253H181V254H178ZM204 253V254H203ZM208 253H206L205 254V256L207 255L208 256ZM262 253V252H261ZM99 256H98V255ZM101 254V253H100ZM217 254V255H216ZM263 254V259H264V253H262ZM262 254H260V255H262ZM93 255V256H92ZM201 255H199V256H201ZM222 256H224V252H223V254H221ZM258 255V254H257ZM256 255V256H257ZM146 256V257H145ZM163 256V257H162ZM170 256H173L172 254L170 255ZM198 256V259L200 258ZM201 256V257H202ZM204 256V257H205ZM213 256V257H214ZM221 256V257H222ZM101 257V256H100ZM193 257V256H192ZM219 257V256H218ZM217 257V258H218ZM220 257V258H221ZM259 257V256H258ZM261 257V256H260ZM262 257L260 258V259H262ZM139 258V259H138ZM145 258V259H144ZM146 258H148V259H146ZM206 258H208V257H205V259H204V262H206L205 260H206ZM217 258H215V259H217ZM223 258V257H222ZM192 259H196V261H194L193 262V260ZM202 259V261H203V257L201 258ZM209 259V260H210ZM172 260V261H173ZM257 261H261V260H258V258L256 259ZM255 260V261H256ZM128 261H127V264H129L128 263ZM185 262H186V260H184ZM187 261H188V259H187ZM190 263H196L197 264V258H191L190 257ZM200 261V260H199ZM101 262V263H100ZM214 262H215V260H214ZM218 262V261H217ZM217 262H215V263H217ZM126 263V262H125ZM124 263V264H125ZM189 263V264H190ZM199 263V262H198ZM203 262H201V264H202ZM206 263H208V262H206ZM206 263H204V264H206ZM256 263V262H255ZM254 263V264H255ZM261 262H257V264H260ZM113 264H115V262L113 263ZM116 264H118V263H116ZM120 264V263H119ZM185 264V263H184ZM186 264H188V262L186 263ZM209 264V263H208ZM218 264H221V263H219L218 262ZM261 264H264V260H263V262L261 263Z\"/></svg>",
	"mask_w": 264,
	"mask_h": 264
},
{
	"label": "rangeland",
	"instance_id": "obj_2",
	"mask_svg": "<svg viewBox=\"0 0 264 264\" xmlns=\"http://www.w3.org/2000/svg\"><path fill=\"white\" fill-rule=\"evenodd\" d=\"M4 1H5V0H4ZM16 1H17V0H15L14 3H11V2H13V0H10V1H9V0H6V2H10V3H7V5H8L7 10L9 9L8 12L10 11L9 14H11V11H13V10H11V9L16 10L17 8L20 7V4H18V1H17V3H16ZM53 1H54V4H55V5H54V4H52V5H54V6L50 5V7H49V11H48V15L56 16L57 19H55L54 22H57V20H60V21L62 22V25H63V26H69L71 29L73 28L72 30L70 29V31H69V29H68L69 27H68V28H67V27H66V28H65V27L63 28L64 30L66 29V32H65L64 35H63V37L65 36V38L63 39L64 42L61 41L62 39L60 40V39L57 38V37L55 38L53 35H56V33H55V34H52L55 30H53V31L48 30V29H47V26L44 25V24H41L40 26L37 25L38 28H36V27H37V26H36V27H34V29H33V27L31 26V25H32L31 23H33L34 20L32 21V20H31L32 18H29L31 22H30V21L26 22V21H27V18H26L27 16L25 17V16L23 15L24 12H22V11H19V13L21 12V13L19 14V16L21 15L20 18L17 17V16H16V17H13V15L11 14L12 17L14 18L12 21H11V18H12L11 16H6V15H8V12H5V11H4V13H3V11H0V12L3 13V15H2L1 17H2L3 22H4V24H3L4 26L2 27V31H1L2 34H5L4 32H6V31H10V34L7 32V35L9 34L8 36H11V33H12V32H13V33L15 32V34L18 36V37H16L15 34H12V36L9 37V38H12L13 40L10 39V40H7V42H8V41H11V43H10V42H8V43H10V44L12 45V43H14V40H15L16 43H14V44L18 45V47H17V46L14 47V44H13V46H11V47H13V48H10V47H9L11 51L8 50V52H6L5 55H4L3 58H2L3 60L7 61V62H3V63H5V64H4V67H5V65L8 64V61L10 62V61H11L10 59L14 58V57H12V58L9 59V57H10L11 55L14 56V54H16L15 57H17V56L19 57V59H17L18 57L15 58L16 60H18V62H16L17 64L15 63V61H13V60H15V59H12V62H14V63H13L14 65L10 62V63L7 65V67H6L7 69L5 68L6 73H8L9 70L12 71V72L9 71V73H10V72L13 73V71L15 72V74H11L12 76L10 75V77H9V78H10V81H11V79L15 78L16 76L18 77V80H19V81H21V80L23 79V77H24V78H26V77H27V78L30 77V79H27V78H26L25 80L23 79L24 81L27 80V82H31V81L33 80V79L31 80V77L34 78V80H35L36 78H38V79L41 78V80H45V79H47V78H46L44 75H48V74H51V73H55L53 70H51V68H52L51 65H53V64H52L53 61H56V59H57V61L60 62V63L56 62V63H54V66H53V67L58 66V67H56L57 69H56V68H52V69H56L57 71H58V69H59V65L61 64V62H62V63H63V61H66V62H67V63L65 62L66 66H64V68L66 67V69H63V66L61 67V65H60L61 70L59 69V71H60L61 74H60V73H59V74H60V76H61V79H63V78H68L69 75H67V74L69 73V70H70L71 72L73 71L72 74L69 73L70 76L73 75V74H75V75H73V76H76V78H74V79L77 80V81L80 80V79L83 78V77H84V78L87 77V79H88V76H89L88 74H90V75H91V74H92V75H93V74H96L97 77H98L99 75L103 74L102 76L104 77V79H108V78H109V79H110V78L112 79V75H113V79L119 81V78H120V77L123 78V74H122V73H123V72L125 73V72L129 69L130 71L132 70L131 73H133V74H130V73H129L130 71L128 70V71H127L128 73H127V72L125 73V74H127L128 76H130V77L127 76L128 79L132 77L131 75L134 76L135 73L137 74L136 71L138 70V74H139V76H140V78H141V82H145V81L147 82L148 80H145V81L142 80L143 77H141V76H143V75L140 74V71H139V70H141V69L143 70V69H144V70H143L144 72L141 71L142 73L146 74V75H144V76H146V78H144V79H147V78L150 79V74H152L153 69H154V70L156 69L155 67H153V69H152L153 64H155V62H158V63H159V64L157 63V64H155V65H156V67H157V65L159 66V68H157L156 71H158V72H159V75H161V73H163L164 71H166V70L168 69V63H166V62L168 61V62H169V65H170L172 62H173V64L177 65V66H175V65L172 64L174 68H175V67L177 68V67L179 66V67H178V68H179V71H180V72L182 71V73L187 71V69H185V68L191 67V66H193V65H194V66L191 67V69L193 70L192 73H195V72H196V73H198L201 77H202V75L204 76V73H205L204 71L207 72V71L209 70L208 73H211L212 75H211V74H207V73H206L205 75H206V76H209V75H210V76L212 77V79H210V78H211L210 76L207 77V79L209 78L210 82L213 80V81H214V82H213V83H214L213 85H216V84L218 85V83H219L218 81H220L218 78L223 79V78H221V77L224 76V79H226V78L228 79V76H226V75L228 74V72H229L228 70H230V69H232V68H233V70H234V68H235L232 62H235L236 60H237V62L240 61L241 56H242V58H244L243 56H245L244 59H246V60H245L244 62H241V61H242V60H241V61H240V64L236 62L235 65H237V64H239V65H237L236 69H235L234 71H232L233 73H232L231 75H229L231 72L228 74V75H229V79L227 80V81H228V82H227L228 84L226 83L227 85L225 84V86H227V90L229 91V93H232L231 91H233L234 89H236V91H238V87H239V85L241 86L239 89H241V88L244 86V84H245V86L247 85V86L245 87L246 89H247V87H250L251 84L249 83V84H250V86H249V84L244 83L245 81L250 82V80L253 79V80H255V82H257V84H258V81H259V80L262 82V80L264 79V76L261 77L264 73H263L261 76H260L261 73H260V74L258 73L259 75H258V77H257V74H255V73H257V72H255V71L253 70V69H255V68H253V69L250 68L251 70L248 68V69H247L248 71L246 70V68H247L248 65L253 66L251 62H250L251 64H248V63H249V61H252V59H253V58H252L251 60H249L250 57H251V56L254 57V55H255L253 52L256 50V48H259V46L256 45V44H258V43H259V44L262 43V46L264 45V39H263L264 37H262V36L264 35V32L262 33L263 35H262V34H261V35L259 34V37H258V34L256 35L257 32L255 33L257 39L259 40V42H258L257 39L254 38V36H253L254 34L252 35V37H250V40H252V44L255 43L254 41H257V42H258V43H257V42L255 43L256 46L253 45V48L255 49V50H253V48L251 49L250 46H249L251 43H249L248 41H250V40L245 39V38H248V34H247V35L245 34L246 36L243 34V35H240V36H243V37H239L238 32H236V30H235L233 27H231V30L229 29V27H230L231 25L225 24V25H219V26H217V27L215 26V27H216V28H215V31H216L217 33H218L219 30H221V31H219L220 34L218 35L217 33H214V32H215V31H214V27H213V30H212L211 26L209 25V23H208L204 18H203L201 21L204 23V25L207 24V26H205V29H206V27H207V28L209 27L210 29L208 28V30H207V29H206V30H203V29H204L203 23H201V21H200L198 18L195 17V18H194L195 20L193 21L192 25H194V26L196 27V30H197V28H198V29H201V30L196 31V30H195V27L193 26V28H191L192 31L189 32L190 35L187 33L188 36H190V37H188L187 34H186L184 37L179 38L180 42H179L178 40H176V43H179V44L176 45V44H174L175 42H174V43H171V45H170L169 42H166L167 44L165 43L167 46L170 45L169 47H171L173 50H174V48H175V51H173V50H172L171 48H169V47H168V49H169V50H168V49H167V46L163 44L164 42H163V43L161 42V43L164 45V46H163V45L161 44V46L164 47V48H161L160 45H158V46L156 45V46H157V47H156L157 50H156V49H155V46H154L153 44L150 43V47H149V44H148L147 42H145V40L143 39V36H144L143 33H144L145 31H144V30L141 31L140 28H138L139 30L136 29V31L140 34V36H139L140 39H139V38L137 39V34H138V33L135 32V29H134V28H135V27H138V25L135 23V21H136L135 19L138 20V18H136V17H139V16H136L135 19H132V17L130 18V20L128 19V20L131 22V27H132V28L128 27L129 24H130V22H128V20L125 19L126 22L129 23L128 26H127V25H126L127 23H126L125 21H123V22H125V23H123V22H121L122 19L118 18V19H120V25L125 24V25L123 26V28H124L125 26H126V29L128 28V29L126 30V33H127V32L129 33V34L127 33L128 35L125 34V32H124L125 30L122 28V26L120 27V25L118 24V23H119V20H118L117 18H115L114 16L111 18L112 20L110 19V17L107 18V19H110V20L108 21L110 24H109V25L106 24V25H107V26H106L107 28L105 27V24H104V25H101V28L105 27L106 30L112 28L113 31H112L111 29H110V30H107V31L105 30V32H107V33H105V32H103L104 30L102 29L103 31L101 32V28H100V26H98L99 24L97 25V23H99V22H100L101 20H103L104 18L102 19L100 15H99V16H100L101 19L97 18V17H98L97 14H98V12H99L98 10L101 11V7L105 5V4H103V3H104L106 0H97V1H96V0H72V1L69 0V2H68L69 4H68V5H67V3H66L65 0H64V1L60 0L61 2H60L59 0H56V1H58V2H56V3H55V0H53ZM93 1H94V2H93ZM107 1H108V0H107ZM107 1H106V2H107ZM115 1H116V0H114V2H115ZM117 1H118V0H117ZM119 1H120V0H119ZM119 1H118V2H119ZM121 1H122V0H121ZM121 1H120V2H121ZM130 1H131V0H130ZM155 1H156V2H155ZM172 1H173V2H172ZM172 1H170V2H172V4H174V5H172L173 8H170V7H169V6H171V5H169L168 7L170 8V11H172V13H174L173 15L176 16V18H179V17H180L178 14H179V11L181 10L182 6L185 5L184 7H186V9H185L184 7L182 8L183 13H184V11L186 10L185 13H184V15H183L182 11H180V12L182 13V15H181V17L179 18L178 21H177V19L174 17L175 20H176V22L178 23V26H179L178 29H180V28H181L180 25H184V21L186 20V18H187V17L189 18V15H192V14H191L192 12H190V11H192V8L194 7V5H193V2L191 3V1H187V0H180V1L178 0L179 2L176 1V0H172ZM175 1H176V2H175ZM182 1H186V2H182ZM263 1H264V0H263ZM19 2H20V0H19ZM95 2H96V3H95ZM106 2H105V3H106ZM177 2H178V4H179V3H180V4L178 5ZM189 2H190V3H189ZM52 3H53V2H52ZM115 3H116V2H115ZM128 3H129V4H128ZM142 3H143V4H142ZM184 3H185V4H184ZM187 3H188V4H187ZM263 3H264V2H263ZM12 4H13V5H12ZM17 4H18V5H17ZM117 4H118V3H117ZM119 4H120V5L122 4V5H121V6H122V9L125 8V10H126L127 8H129V7H130V8L132 7V4H131V2H129V0H124V1H122L121 3H119ZM156 4H157V0H151V1H150V0H143V1L141 2V5H143V6H140V8H142L143 11L140 10L139 12H140L141 14H139V15H143V16H144V13H146L144 17H148V16L150 15L149 17H150L153 21L155 20L154 22H156V20H157V22H156L155 24H157L158 22H160L161 24L158 23L157 26L159 27V29H161V26L164 27V28H162V29L160 30L159 33L164 34V33H166V30H168V27H169V26H167V28H165V27H166L165 25H168V22L165 21V22L167 23V24H166V23L164 22V20H163V19L166 18L167 15L165 14V11L163 12L164 9H160V8L157 9V6H155ZM7 5H6V7H7ZM16 5H17L18 7H17ZM24 5H25V4H24ZM61 5H64V7L62 6L63 8L61 7L62 9H60V7H59V6H61ZM65 5H66V6H65ZM100 5H101V6H100ZM123 5H124V6H123ZM129 5H130V6H129ZM175 5H178V7L175 6ZM186 5H187V6H186ZM191 5H192V8H190ZM10 6H11L12 8H11ZM14 6H15V7H14ZM57 6H58V7H57ZM96 6H100V7H96ZM125 6H129V7L126 8ZM179 6H180V7H179ZM123 7H124V8H123ZM94 8H95V9H94ZM96 8H97V9H96ZM176 8H177V10H176ZM178 8H179L180 10H178ZM187 8H188L189 10H187ZM216 8L219 9V10H217ZM216 8H214L213 11L216 10V11H217L216 14H217V15L219 14V15L221 16V19H223V21L231 20V19L234 17L233 12H231L230 14H229L230 11H225V12H223V11L221 10L222 8H221L220 5H219L218 7H216ZM5 9H6V8H5ZM59 9H60V11L62 10L60 14H58V13H59ZM190 9H191V10H190ZM7 10H6V11H7ZM92 10H93V11H92ZM125 10H124V11H125ZM156 10H157V11H156ZM158 10L161 11V12H159ZM95 11H97V12H95ZM176 11H178V12H176ZM187 11H188V12H187ZM221 11H222V12H221ZM52 12H54L56 15H53ZM92 12H93V13H96V14H93ZM175 12H176V13H175ZM189 12H190V13H189ZM83 13H84V14H83ZM91 13H92V15H91ZM147 13H150V14L148 15ZM156 13H157V15H159L160 17H158V16L156 15ZM159 13H160V14H159ZM181 13H180V14H181ZM225 13L228 14V15L225 16V15H224ZM170 14H171V12H170ZM175 14H176V15H175ZM0 15H1V14H0ZM22 15H23V19L25 18V19H24L25 22H23V23H26L25 26L27 25V27H28V28H27L28 30H26V32H25V33L28 34V35L26 34V36H24V34H25L24 31H23L24 28H22V26L24 25V24H22V20H23V19H21V18H22ZM93 15H94V16L96 15V16L94 17ZM146 15H147V16H146ZM177 15H178L179 17H177ZM219 15H218V16H219ZM229 15H230V18H231V19L229 18ZM152 16H153V17H152ZM164 16H165V18H163ZM185 16H186V17H185ZM227 16H228V17H227ZM231 16H232V17H231ZM5 17H9V18H7V20H10V21H11V22L8 21V22H10L9 24H12V23H13L14 25H16L18 22L21 21V25H22V26H21L19 23H18L17 25H18V26H21V27H19L21 30H20V29H19V30H20V32L23 31L22 33H24L23 36H24V38L26 39V40H25L26 42L23 41V42H24V43H23L22 41H18V40H17L18 38H20V40L24 39L23 36H22V33H20L19 30L15 31V29H17L18 26L15 27L13 24H12V25L14 26L15 29L13 28V26H11V27H10V30H9V24L7 23V20L5 19ZM10 17H11V18H10ZM81 17L83 18L84 21L81 20V19H82ZM84 17H85V18H84ZM87 17H88V18H87ZM92 17H94V18H92ZM107 17H108V16H107ZM140 17H141V16H140ZM222 17H224L225 19L222 18ZM15 18H16V19H15ZM89 18H90V20H89ZM95 18L97 19V21H98V20H99V21L97 22ZM113 18H115V19H114L115 22L113 21ZM159 18H160V20H159ZM161 18H162V19H161ZM184 18H185V19H184ZM188 18H187V19H188ZM219 18H220V17H219ZM2 19L0 18V20H2ZM29 19H28V20H29ZM85 19H86V20H85ZM180 19H181V20H180ZM182 19H183V20H182ZM16 20H18V22H17ZM72 20H73V21H72ZM88 20H89V21H88ZM196 20H197L198 22L200 21V23H201V24H200L201 27L198 25L199 23H198ZM15 21H16V22H15ZM91 21H92L93 23H95V21H96V23H95V24H96V27H97L98 29L100 28V31L98 30V31H96V32H92V33L88 32V31H90L91 28H92L91 30H93V27H95V25H94L93 23H92L93 25L91 24ZM110 21H111V22L113 21V27H115V29L119 31L118 34L121 33V37H122L123 39H122V38H119L120 35H118L117 32H115V29H114L113 27H111V26H112V25H111L112 23H111ZM117 21H118V22H117ZM132 21H133L134 25H132V24H133ZM161 21H162V22H161ZM181 21H182V22H181ZM5 22H6V25H5ZM14 22H15L16 24H15ZM74 22H75V24H74ZM87 22H88V23H87ZM116 22H117V23H116ZM205 22H206V23H205ZM28 23L31 24V25H28ZM70 23H71V24H70ZM80 23H82V24L84 23L85 27H84V25H82V24H80ZM121 23H122V24H121ZM164 23H165V24H164ZM65 24H66V25H65ZM73 24H74V25H73ZM87 24H89V28H90V29H86V30H87V32H86L85 28H88V25H87ZM90 24H91L92 26H91ZM115 24H118V25L115 26ZM159 24H160V25H159ZM162 24H163V25H162ZM179 24H180V25H179ZM195 24H197V25H195ZM75 25H76V26H75ZM78 25H79V27H80V31H79V32H78V30H79ZM80 25L82 26V29H81V26H80ZM192 25H191V26H192ZM6 26H8V27H7L8 29L6 28ZM29 26L32 27V28L30 29ZM86 26H87V27H86ZM118 26H119V27H118ZM133 26H134V27H133ZM197 26H198V27H197ZM223 26H224L225 28H224ZM226 26H227V27H226ZM23 27H24V26H23ZM44 27H46V29H45ZM74 27H75V30H76L77 33L75 32ZM83 27H84V28H83ZM117 27H118L119 29H118ZM218 27H219V28H218ZM77 28H78V29H77ZM97 28H94L93 31L97 30ZM105 28H104V29H105ZM175 28H176V27H174V28H170V29L167 31V33H168L169 31L171 32L172 30H176V29H177V28H176V29H175ZM253 28H254V27H253ZM6 29H7V30H6ZM25 29H26V28H25ZM32 29H33L34 32H32ZM35 29H38V31L35 30ZM40 29H41L43 32H42ZM129 29H130V30L133 29V30H131V31H132V32L134 31L133 33H135V35L133 34V38H132V35L130 36V34H131L130 32H131V31H130ZM142 29H144V28H142ZM163 29H165V30H164L165 32H163ZM217 29H219V30H217ZM227 29H229V30H227ZM11 30H12V32H11ZM44 30H46V31H44ZM67 30H68V33L70 32V34H67ZM82 30H83V32H84V30H85V32H84L85 35H84V33L82 32ZM128 30H129V31H128ZM193 30H195L196 32H199V33H197V34L194 36V35H193V32H194ZM209 30H210V31H214L213 34H217V37H216V35L214 36L215 39H216V38H218V39L220 38V39H222V40L219 39V41H220V42H219V41L215 40L214 38H211V36H213V35H212V33H211ZM36 31H37V32H36ZM50 31H51V33H50ZM71 31H73V32L71 33ZM121 31H123V32H121ZM161 31H162V32H161ZM202 31H203V33H201ZM229 31H230V33H229ZM232 31H233V32L235 31V32L233 33ZM44 32H45V33H44ZM80 32H82L83 35H81ZM97 32H98V33H97ZM99 32H100V34L102 33V38H103V34H104V35L109 34L108 36H109V39H110V40H109L108 42L106 41V40L108 39V36H107V35L104 36V38H103V39H105V37H106V39H105L106 42H105L102 38H99V37H101L100 34H99ZM110 32H111V33H110ZM113 32H115L117 35L114 34L115 36L113 35V37H112V36H110V35L113 34ZM142 32H143V33H142ZM170 32H169V33H170ZM196 32H194V34H195ZM205 32L208 33V34H209V32H210L211 35H210V34H209V35H205ZM222 32H224L225 35H224V33L222 34ZM231 32H232V33H231ZM261 32H262V31H261ZM261 32H259V33H261ZM40 33H41V34H40ZM46 33H47V34H46ZM48 33H49V35L52 34V36L54 37L53 39L56 40V41L53 40V42H56V44H57V40H58V41L60 40V41L62 42V45L65 46L64 48L62 47V49H65V48H66V50H68V49L70 50L71 46L76 45L77 42H80V41L83 40V43L80 42L79 44H77L78 47H77V46H73V47L71 48L70 51L68 50V52H67L66 50H62V49H61V52H59V51H60V47H58L59 45L57 44V45H58V46H57V47H58L57 49H59V51L57 52L56 47H55L56 44L54 45V44H52L53 42H49L50 39H48V38H51L52 36H51V37H47V36H49ZM73 33H76L77 35L80 34V35H79V36H80V37H79L80 39H77L78 36H76V37H77V38H76V37H75L76 34H73ZM78 33H79V34H78ZM94 33H97V34L93 35ZM236 33H237V34H236ZM20 34H21V35H20ZM90 34H92L93 37H94L95 39H96L95 36L97 35L98 38H97L96 41H97L99 44L96 43V42H95V39L93 40V38H92L91 36L89 37ZM98 34H99V35H98ZM139 34H138V35H139ZM198 34H199V35H198ZM200 34H202V35H200ZM203 34H204V37H201V36H203ZM228 34H231L230 37H229ZM234 34H235V35H234ZM239 34H242V33H239ZM7 35H4V37H3V35H2L3 40H1V37H0V42H2V43H0V45H3L4 43H5L6 45H8L7 42H5V39H7V37H6ZM13 35H15V36H13ZM68 35H69V36H68ZM87 35H88V37H86ZM125 35H126V36H125ZM142 35H143V36H142ZM191 35H193V36H191ZM197 35L199 36V40H198V38H197V37H198ZM220 35H221V36H220ZM222 35H223L224 37H223ZM227 35H228V36H227ZM236 35H238V36H237L238 38L236 37ZM36 36H39V37H36ZM124 36H125V37L130 36L131 40H129L130 38H128V39H127V38H124ZM134 36H135V37H134ZM141 36H142V37H141ZM186 36H187V37H186ZM196 36H197V37H196ZM206 36H208V37L210 36V38L207 37V38H206L207 40H204ZM218 36H220V37H218ZM233 36H234V37H233ZM260 36H261L262 38H260ZM5 37H6V38H5ZM31 37H32V38H31ZM33 37H34V38H33ZM43 37H44V40H43ZM46 37H47V39H46ZM71 37H74V38H71ZM84 37H85V38H84ZM185 37H186L187 39H185ZM195 37L197 38V40H198L199 42L202 41L201 43H205V45H204V44L201 45V43H197L198 41L195 39ZM200 37H201V38H200ZM221 37H223V38H221ZM225 37H226V38H225ZM235 37H236V38H235ZM14 38H15V39H14ZM16 38H17V39H16ZM29 38H30L31 40H33V41H31V44H30V45H32V46L29 45V47H28V45H26V44H29V43H30ZM35 38H36V39H35ZM37 38H38V39L41 38L42 40L39 39V40H41V41L39 42ZM68 38H69V40H70V39H71V40L73 39V40L70 41V43H69V45L71 44L70 46H69V45H66V42H67ZM83 38H84V39H83ZM87 38H88L89 40H87ZM90 38H92V39H91L92 41L90 40ZM111 38H113V40L115 39L114 42H116V44L118 43V46H117L118 48L116 47V44L112 43L113 40H112ZM192 38H194L195 40L193 41ZM202 38H203V39H202ZM227 38H230V39L226 40ZM243 38H244L246 41H244ZM252 38H254V39H252ZM259 38H260V39H259ZM65 39H66V42H65ZM100 39H101L102 41H98V40H100ZM120 39H122V40H120ZM126 39H127V40H126ZM133 39H134V41H135L136 39L139 40V41H136L137 43H138V42H139V43H138V44H137L136 42L133 43V42H132ZM142 39H143V43L140 44V40H142ZM181 39H182V40L184 39L183 41H185V42H186V40L188 41L189 39H191L190 41H193V43H196V44H193V43L190 42V41H188L189 44L186 42V45H184L183 42H182V44H180L181 41H182ZM200 39H201V41H200ZM208 39H209V40H208ZM210 39H212V40H214V41H216V42L214 43V41H212V40H210ZM224 39H225L226 41H225ZM238 39H241L244 43L241 41V43H243V44L240 45V40H238ZM27 40H29V41L27 42ZM35 40L38 41V42H36ZM47 40H49V41H47ZM69 40H68V42H69ZM86 40H87V41H86ZM111 40H112V42H111ZM123 40L126 41L127 43H128V41H129V45H128V44L125 45L126 42H124ZM223 40H224V41H223ZM247 40H248V41H247ZM253 40H254V41H253ZM3 41H4V43H3ZM12 41H13V42H12ZM17 41L20 42V44H19V43L17 44ZM51 41H52V39H51ZM60 41H59V42H60ZM89 41H90V42H89ZM130 41H131L132 43H131ZM195 41H196V42H195ZM203 41H204V42H203ZM209 41H210V42H209ZM211 41H212V43L215 44V45H218L219 43H220V44H219L217 47H216V46H212ZM222 41H223V42H222ZM21 42H22V43H21ZM34 42H35L36 44H35ZM41 42L43 43L42 45H40ZM45 42H46V43H45ZM84 42H85V43H84ZM100 42H101V43H100ZM110 42H111L112 45L114 44V45L112 46L113 49L110 47V45H111ZM141 42H142V41H141ZM221 42H222V43H221ZM25 43H26V44H25ZM122 43H124V47H123V48L121 47V45L123 46ZM145 43H146V44H145ZM168 43H169V45H168ZM190 43H192V44H190ZM217 43H218V44H217ZM5 44H4V45H5ZM23 44H25V45L27 46V48H26V46L24 47ZM49 44H50L51 47L48 46ZM51 44H52V45H51ZM59 44H61V43H59ZM64 44H65V45H64ZM109 44H110V45H109ZM133 44H134L135 46H134ZM139 44L141 45L140 48H139V46H140ZM154 44H155V43H154ZM198 44H199V46H198ZM221 44H222V45H221ZM19 45H23V47H22V46H20V47H21L22 49L25 48V49H24L25 51H24V50L22 51V49L20 50ZM39 45H40V46H39ZM46 45H47V46H46ZM53 45H54V46H53ZM62 45H61V46H62ZM81 45H82V46H81ZM83 45H84V47H83ZM105 45H106V46H105ZM107 45H108V46H107ZM131 45H133V46H131ZM138 45H139V46H138ZM142 45H143L144 47H143ZM145 45H146V46L148 45L149 50H148V47H146ZM152 45H153V46H152ZM180 45H183V48H181ZM188 45H189V46H192V45L195 46V45H196L195 49L197 48V50H194V49H193L194 47H193V48H192V47L190 48ZM200 45H201V48H202V49L199 48ZM242 45H243V46H242ZM43 46H44V49L42 48V49H40L41 51H39V47L41 48V47H43ZM85 46H87V47H85ZM125 46L127 47V49H129V51H126L127 49H125ZM165 46H166V48H165ZM173 46H174V48H173ZM177 46H178V47H177ZM186 46H188V47H186ZM202 46H204V47H202ZM221 46H222V47H221ZM240 46H241V47H244V48H240ZM257 46H258V47H257ZM47 47H49V48H47ZM52 47H55V49H52V50H54V51L56 50V51H55V54H54L55 56H53V53H54V52H53L52 50H50V48H52ZM67 47H68V48H67ZM79 47L82 48L83 50L80 49ZM91 47H92V48H91ZM106 47H107L108 49H107ZM119 47H120L125 53H124ZM128 47H129V48H128ZM132 47H134V48H133L132 51H131V48H132ZM135 47H137V48H135ZM152 47H153L154 49H152ZM158 47H160L164 52H165L166 49H167L169 52H171L170 55L167 56V52H168V51H166V53H164V52L162 51V53H163V55H162V53H160L161 51L158 50V49H160V48H158ZM184 47L187 48L186 51H185V48H184ZM211 47H212V48H211ZM213 47H214V48H213ZM215 47H216L217 50H218V51H216V53H215ZM220 47H221V49H220ZM223 47H224L226 50H225ZM251 47H252V46H251ZM263 47H264V46H263ZM15 48H17V49H15ZM18 48H19V50L22 52L21 54H20V51L18 52ZM84 48H85L86 50H87V49H92L93 52H94V50H95V52L97 53V56L95 55L94 58H92L95 52L93 53V52H91L90 50H89L90 53L87 52V51H86V53L84 52L85 54L82 53V52L85 50ZM93 48H94V50H93ZM109 48H111V49H109ZM115 48H116V49H115ZM138 48H139L140 51H142V52L134 51V50H136V49H138ZM142 48H143V49L147 48L146 50L149 51V52H150L151 49H152L151 51L156 50L155 54L153 53L155 56L151 54L152 56H154V58H153V57H150L151 55L147 54V53H149V52H147L146 50H143ZM179 48H180V50H178ZM188 48H189V49H188ZM204 48H205V49H206V48L208 49V50L206 49V50L208 51V52L206 51L208 54H207L206 52L203 53V51H205V50H203ZM48 49H49V50H48ZM114 49H115V50H114ZM141 49H142V50H141ZM164 49H165V50H164ZM170 49H171V50H170ZM176 49H177L178 51H177ZM181 49H182V50H181ZM198 49H199V50H198ZM200 49H201V50H200ZM219 49H220L221 51H220ZM222 49H224V50H222ZM261 49H262V47L260 46V50H261ZM14 50H17V52H15ZM108 50H109V51H108ZM111 50H112V51H111ZM120 50H121V51H120ZM202 50H203V51H202ZM209 50H210V51H209ZM213 50H214V51H213ZM43 51H44V52H43ZM45 51H47V53H45ZM63 51H64V52H63ZM71 51L74 52V53L72 52L73 56L75 55L77 58H76L75 56H74L73 58H72L71 56H70L71 58L67 57L68 54L71 55ZM133 51H134V52H133ZM143 51H144V52H143ZM145 51H146V52H145ZM159 51H160V52H159ZM239 51H241V52H239ZM252 51H253V52H252ZM257 51H258V50H257ZM257 51L255 52V53H257V54H261V53L263 52L262 50H261L262 52H260V53H258L259 51H258V52H257ZM10 52H11L12 54H11ZM35 52H37V53H35ZM42 52H43V53H42ZM48 52H49V53H48ZM50 52H51V53H50ZM56 52H57L58 54H56ZM62 52H63V53H62ZM79 52H81L80 54H84V57H83V58H85V55H86V54L89 55V56L86 55V59H84L85 62H81V61H84V60L82 59V56H83V55L79 56V55H80ZM119 52H121V53H120L121 55H119ZM131 52H132V53H131ZM153 52H154V51H153ZM158 52L160 53V58H161V56H163V58H161L160 60H158V59H159V55L156 57V53L158 54ZM201 52H202L204 55H203ZM217 52H218L219 54H217ZM251 52H252L254 55H252ZM13 53H14V54H13ZM34 53H35V54H34ZM41 53H42L43 55H44V53H45V55L48 54L49 56H51V57H48V55H46V56H47V60H45V62H44V63L46 64V67H47V68L45 67L43 71H44V72H45V71H48V69L51 70V71H48V74H46V72H45V74H44L43 71H42V73H40V72H41V71H40L41 69L39 70L38 67L36 66V65H39L41 62L43 63V61H44L43 59L46 57V56H45V57L42 56V59H41ZM88 53H89V54H88ZM91 53H92L93 55H92ZM96 53H95V54H96ZM122 53H124V54L127 53V55H126L127 57H126V56H125V57L128 58V59H129V57L132 56V57H131L132 60H131V58H130V59H129V62L127 63L126 61H127L128 59H126V60H125V62L127 63V64H126V63L124 62L125 57H124V59H123L124 54H122ZM133 53H135L136 55H135V54L133 55ZM137 53H139V54H137ZM140 53H145V54L149 55L150 58L147 56V57L149 58V61L147 62V61L145 60V59H147L146 57H145V59H143L142 57H144V55H142V54H140ZM150 53H151V52H150ZM196 53H197V54H196ZM200 53H201L203 56H202ZM237 53H240V54L242 53V55H239V56H240V57H239L240 59H237V58H238V57H237V56H238ZM9 54H10V56H7V57H6V55H9ZM19 54H20V55H19ZM77 54H78V56H77ZM164 54L166 55V57H165ZM168 54H169V53H168ZM198 54H199V55H198ZM209 54H210V55L212 54L211 56L214 57V58H213V57H212V58L215 59V60H214V61H215V62H214L215 65L217 64L218 61H219V62L222 61V60L220 61V59H223V60H224V61H222V62H224V66L222 67L223 69H224L225 67L228 68L230 65H231V66L233 65V67L229 68L228 70L225 69V70H224V71H225L224 74H226V73H227V74H226V75H222V74H223V71H222L223 69H222V68H219V69H221V70H219V69L217 68V69H218V70H217L216 68H214L215 65L212 66V60H213V59L211 58L212 60H210V57H211V56H210ZM216 54H217V55H216ZM122 55H123V56H122ZM129 55H130V56H129ZM138 55H139V56H138ZM195 55H196V56H195ZM206 55H208L209 60H207L208 57H207ZM215 55H216L217 57H216ZM262 55L264 56L263 53H262ZM116 56H117V57H116ZM120 56H121L122 58H121ZM133 56H134V57H133ZM170 56H172V57H170ZM183 56H185V58H184ZM194 56H195L196 58H197L198 56H199V57L201 56L200 58L198 57V59H197L196 61H197V63L202 62V63H199V64L201 65V67H200V66H199V67H200V69H202V68L204 69L203 72H202L201 70H200V71H197V69L199 68V67H198L199 64L195 65L196 63H195L194 61H195L196 58H194ZM4 57H5L7 60H6ZM52 57H54V58H56V59H54V58H52ZM78 57H79V58H78ZM89 57L91 58L92 61L87 59V58H89ZM114 57H116V58H114ZM167 57H168L169 59L171 58L170 60H172V59H173V60H172V61H169ZM181 57H183V61H182V58H181ZM215 57H216V58H215ZM218 57H219V60L217 59ZM48 58H50L51 60L54 59V60L52 61V63H51V60L48 59ZM66 58H67L68 60H66ZM80 58H81V60H80ZM90 58H89V59H90ZM118 58H121V62H119L120 60H119ZM141 58H142L143 60H145L146 62L140 60ZM155 58H156V60H155ZM164 58L166 59L165 61H164ZM177 58H178V60H177ZM203 58H205L206 61H204V60L202 61ZM261 58H262V57L260 56V59H261ZM263 58H264V57H263ZM263 58H262V59H263ZM33 59L38 60V62H37V61H36V62L39 63V64H37V63L35 62V60H34V62H33ZM45 59H46V58H45ZM74 59H75V60H74ZM152 59H153V63H152V65H150L151 62H152ZM179 59H180V61L183 62V63H182V62H180V63H181V65H183V66L185 67V68H184V71L182 70V69H183V66H180L179 63H178ZM184 59H185V60H192V61L194 60L193 62L190 61L191 63H193V65H192L189 61H187V62H189V66H188V64L185 66V64H186L187 62H186ZM200 59H201V60H200ZM216 59H217L218 61H217ZM31 60H32V61H31ZM41 60H43V61H41ZM49 60H50V62H49ZM77 60H78V61H77ZM79 60H80V65H83V64L87 65V64H88V63H86L87 60H88L89 63H90V62H91V63H94V62H95V64H90V65L88 64V65H89L88 67L91 68V69L88 70V71H86V69L84 68V67H86L87 69H89L87 66H85V65H83L84 67L82 66L83 69L85 70V73L87 74L86 76H85V75H84V76L82 75V74H85V73H83L84 70H83V72H81L82 70L80 71V69H81L82 67L79 65ZM95 60H96V61H95ZM150 60H151V61H150ZM154 60H155V61H154ZM176 60H177V62H176ZM247 60H248V62H247ZM40 61H41V62H40ZM72 61H73V62H72ZM93 61H94V62H93ZM115 61H116L117 63H119V64H117ZM131 61H132V62H131ZM140 61H141V62H140ZM198 61H199V62H198ZM216 61H217V62H216ZM30 62H31V63H30ZM32 62H33V63H32ZM48 62L50 63V64H49V67H50V68H48ZM75 62H78V63H77V67H75V66H76V63H75ZM96 62H98V63H100V64L98 65V63H96ZM130 62L133 63V65H134V69H137L136 71L134 70L135 73L133 72V69H132L133 66H132V64H131ZM175 62H176L177 64H176ZM219 62H218V63H219ZM252 62H253V61H252ZM260 62H262V61H260ZM35 63H36V64H35ZM73 63H74L75 65H73ZM81 63H82V64H81ZM114 63H115V65H114ZM122 63H123L124 65H123ZM140 63H141V64H140ZM144 63H145V64H144ZM148 63H150V64H148ZM161 63H163V65L167 68V69H165L164 71L161 70V67H162V66H161ZM11 64H12V65H11ZM15 64H16V65H15ZM33 64H34L35 66H34V68H31L30 65H33ZM55 64H56V65H55ZM58 64H59V65H58ZM65 64L63 63V65H65ZM112 64L115 66L116 70H118L120 66H121V67H122V66H125V67H123V68L120 67V70L117 71V72L120 73L122 76H120V74H118V73L116 72V73L120 76L119 78H118V75H116V73H115L116 70H112L114 73H113V72H110V70L113 69L112 67H114ZM116 64H117V67H116ZM130 64H131V66H130ZM135 64H136L138 67L135 66ZM146 64H147V65H146ZM219 64H221V66H222L223 63H219ZM219 64H218V67H219ZM247 64H248V65H247ZM261 64H262V63H261ZM91 65H92V66H93V65H96L97 67H96V66H93V67H96V68L94 69ZM110 65H112V67H111ZM119 65H120V66H119ZM127 65H129V67H127ZM149 65H150V68L147 67V66H149ZM155 65H154V66H155ZM225 65H226V66H225ZM262 65H263V64H262ZM27 66L29 67L30 71L32 70V72H30L31 74L28 73V72H29V71H28L29 69H26V68H28ZM70 66H71L72 68H71ZM78 66H80L81 68H79ZM100 66H102V67L100 68ZM109 66H110V67H109ZM196 66H197L198 68H197ZM250 66H248V67H250ZM32 67H33V66H32ZM67 67H68V68H71L72 70H71V69H68ZM73 67H75V68H77V69L73 70V69H74ZM98 67H99V68H98ZM103 67H104V68H103ZM135 67H136V68H135ZM140 67H141V69H140ZM181 67H182V68H181ZM216 67H217V66H216ZM261 67L263 68L264 65L261 66ZM261 67H260V68H261ZM8 68H10V69L8 70ZM78 68H79V69H78ZM92 68H93L94 70H96V72L99 70V72H98L99 74L96 73V72L94 73V70H93ZM108 68H109V69H108ZM115 68H114V69H115ZM127 68H128V69H127ZM138 68H139V69H138ZM148 68H149V69H148ZM193 68H194V69H193ZM45 69H46V70H45ZM97 69H98V70H97ZM100 69H101V70H100ZM105 69H106V70H105ZM123 69H125L126 71H124ZM150 69H152V72H151ZM180 69H181V70H180ZM188 69H190V68H188ZM191 69H190V70H191ZM205 69H206V70H205ZM257 69H258V68H257ZM7 70H8V71H7ZM37 70H39L40 72L37 71ZM62 70H63V71H62ZM66 70H67L68 73L66 72ZM76 70H77V71L79 70L81 73H80V72H79L80 74L77 73ZM122 70H123V72H122ZM198 70H199V69H198ZM226 70H227V71H226ZM261 70L264 71V69H260V71H261ZM25 71H26L27 73H25ZM52 71H53V72H52ZM61 71H62V72H61ZM89 71H90L91 73H90ZM103 71H106V72H103ZM218 71H221V72H222V73L220 72L222 76H218V75H220ZM246 71H247V72L254 71V72H252L251 74L255 75V76L257 77L256 79H258L259 76H260V78H263V79H259V80L257 81L255 78H253V75H252V78L247 80L246 78H249V77H247V76H248V75H247L248 73L244 75V73H245ZM257 71H259V70H257ZM34 72H35V74H37V76L34 74ZM87 72H89V73H87ZM92 72H93V73H92ZM101 72H102V73H101ZM107 72H108V74H107ZM189 72H190V71H189ZM9 73H8V75H9ZM16 73H17V74L20 73V75H21V74H23V75L26 74V75H28V76L25 75V76H26V77H25V76H22V75H21V76H20L21 78H19V74L17 75ZM76 73H77V74H76ZM104 73H105V74H104ZM112 73H113V74H112ZM202 73H203V74H202ZM38 74H39V75H38ZM40 74H42L43 76L40 75ZM56 74H58V73H56ZM56 74H55V75H56ZM59 74H58V75H59ZM111 74H112V75H111ZM125 74H124V75H125ZM136 74H135V75H136ZM138 74L136 75L137 77H132V78H133V79H134V78H139V77H138ZM147 74H148L149 76H148ZM201 74H202V75H201ZM15 75H16V76H15ZM34 75H35V77H33ZM64 75H67V76H64ZM78 75H80L81 77L79 76V77H80V78H79ZM96 75H95V76H96ZM109 75H110V76H109ZM114 75H115V77H114ZM156 75H157V73L155 74V71H154V74L151 75V76H152V77H151V80H152L153 77L155 78ZM246 75H247V76H246ZM249 75H250V74H249ZM14 76H15V77H14ZM62 76H63V77H62ZM95 76H93L94 79H95V81H96V80H98V81H99V80H102V79H100L102 76H99L100 78H97V79L95 78ZM107 76H108V78H106ZM244 76H246V77H245L246 80L243 81V80L241 79V82H242V84H241V82H240V81L238 82V80H240V78H241V77H244ZM255 76H254V77H255ZM11 77H13V78H11ZM17 77H16V78H17ZM42 77H43V78H42ZM77 77H78V79H77ZM93 77L89 76V79H90V78H93ZM103 77H102V78H103ZM116 77H117L118 79H115ZM124 77H125V78H123V80H124V79L126 80V79H127L126 75H125ZM204 77H205V76H204ZM217 77H218V78H217ZM225 77H226V78H225ZM121 78H120V80L122 81ZM140 78H139V79H140ZM7 79H8V77H7ZM38 79H36V80L38 81ZM109 79H108V80H109ZM111 79H110V80H111ZM214 79H215V80H218V81H215ZM23 80L21 81V84H22ZM34 80H33V81H34ZM36 80H35V82H37ZM125 80H124V81H125ZM1 81H2V80H1ZM126 81H128V80H126ZM129 81H133V80H130V79H129ZM134 81H138V79H137V80L135 79ZM7 82H8V81H7ZM96 82H97V81H96ZM138 82H140V81H138ZM216 82H217V83H216ZM236 82H237V83H240V84L238 85V87L234 88V87L236 86ZM252 82H253V81H252ZM261 82H259V84H261ZM263 82H264V80H263ZM263 82H262V84H261V85H262V86H261L262 88H263ZM1 83H2V82H0V84H1ZM147 83H148V82H147ZM222 83L224 84V82H222ZM253 83H254V82H253ZM211 84H212V82H211ZM219 84H220V85H218V86H221V87L223 86V84H222V85H221V83H219ZM257 84H256V83L253 84V88H254V89H257V88L259 89V88H260V86H258ZM217 85H216V86H217ZM255 85H257V86H255ZM254 86H255L256 88H255ZM221 87H220V88H221ZM251 87H252V86H251ZM251 87H250V88H251ZM224 88H226V87H224ZM222 89H223V88H222ZM243 89H244V88H243ZM263 89H264V88H263ZM224 91L227 93L226 90H224ZM236 91H235V92H236ZM261 92H262V90H261ZM263 92H264V91H263ZM236 93H237V92H236ZM227 94H228V93H227ZM263 94H264V93H263ZM263 94L261 95L262 97H263ZM228 95H229V94H228ZM230 95H231V94H230ZM232 95H236V94H232ZM251 95H253V94L251 93ZM251 95L249 96L250 98H251ZM252 97H253V98H251V100H255V97H254V96H252ZM258 97H259V94H258ZM258 97H256V98H258ZM180 100H181V97L179 98V102H182V101H180ZM187 100H190V99H187ZM187 100H185V102H186ZM187 102L189 103V101H187ZM193 102H194V101H191L190 103L192 104ZM190 103H189V104H190ZM193 104H194V103H193ZM194 111H196V112H194ZM198 111H200V112H198ZM187 112H188V111H187ZM189 112H190V110H189ZM190 113H192V114H190ZM190 113H187V114L185 113L186 116H185V114H184V118H182V117H183V115H182V117H181L182 120H180V122H178L179 120H175V119L172 120V122H171V124H172V125H171V128H167V125H166V124H163V120H164V118H162L161 120H160V119H156V120H155V118L157 117L155 114H152L151 116H149L150 114L148 115V116H149V120H150V118H152L154 115H155L156 117L154 116V119L152 118L153 120H151L149 123H147L148 121H147V122H144V125L147 123L146 126H144V127H146L144 130H143L144 127L142 126L143 124H140L142 127H139L140 125H136V124L133 125L132 122H129V123H127V125L129 124L127 127H124L126 124L123 125V126L120 125V124H119L120 126L117 125L118 128H120V127L122 128V131H123V132H121V130H119V129L115 126V124L112 123L114 126H111V125H110V129L108 130L107 133L113 135L114 137H116L118 134H120V135L122 136V137H121V136L119 135L120 137H119V136H117V137H119V138H118V140H119V143H118V144H121V143H122V144L125 146V147L123 146V150L125 149L126 152H125V150H124V152H123L124 155L122 154L123 156H121V155H119V154L117 155V154H115V153H114V155L112 154V152H113V149H112V148H114V146H113L114 144L111 145V143H107V142H106V133L104 134V130H103L104 127L101 128V130L98 131L97 135H98V134H99V135H98V136L96 135L97 129H100V127H102L101 124L99 125L100 127L98 126V124L101 123V122L98 121V119H95V118H91L92 120L89 119V122H88V126H89V128H88V126H87V129L89 130V132H88V133H90L89 135H92V136L88 137V136H89L88 133L86 132V133H87V134H86V133L83 132V131H82V132L85 133V134H84V135H81V136L79 135V134H82L81 130H83L84 126L87 125V120L84 121V119L81 118V121H82L81 123L84 122L83 124H81V123L77 120L78 118H77V117H74V119H75L74 122H76V125H75V126H76V128L78 127V128H80V129H78V128L76 129V128L74 127L73 129H74V132H76L75 134H74V132H72V133H68V132H67L65 135H66L67 139L69 138L68 140H65V139H66L65 135H64V136H63V135L61 136V134H64L66 131H64V132L61 131V132H60V131H59V130H60V127H57V125L55 126V125H54V124H56L55 122H53L54 124L52 123V125H54V126H49L48 123H47V124H43L45 129H42V130H41L42 133L44 132V133L41 135V138H44V139H42V140H43V141H44V140L46 141V142L44 143V144H45V147H46L47 144H48V146H49L48 149L51 148L50 151H51V150L54 151V149H56V148L58 147V146L56 147L54 144L57 143L56 145H60V146L57 148V150H58V152H59V151H60L59 149L64 148V146L66 145L65 148H64L63 150H64V152H65L66 150H67V151L64 153L63 150L61 149L62 152H61V151L59 152V153H63L62 155H64V156H62V157H65V154H66V153H69V150H68V149H69V148L72 149L71 145L73 146V148H74L75 145H76V147L78 146V147H77V148H78L77 150L80 151L79 154H78L79 157L83 154V150H85V149L83 148L84 146H81V145H90V143L93 142L92 140H94V139H96V138H98V139H96V141L99 140V141H97V143H99V145L96 144V142H94L95 144L92 143L91 146H89V147H85V148H88V149L90 150V153H88L89 151H87V150H88V149H87V150H85L87 153L85 152L84 154H89V155H87V157H86V155H83V156L85 157L83 160H82L83 157L81 156L82 158L80 157V158H81L80 161L78 160V159H79V157H78V159H77V160L79 161V162L77 161L78 163H80L81 161H83L82 164L80 163V165H81V167H83L82 169H83L84 171L81 169V167L79 166V164H76V163H75L76 161H74L73 164H76V166L78 165V166L80 167V169H79V167L77 166V168H78L79 170H78L77 168H74L75 166H73L72 164L69 163L68 167H70L71 165H72L73 167H70V170H69V168L67 169V167H66V171H65V169L63 168V170L65 171V173L62 172V171H60V173H62V175H58V174H57L56 178H54L55 181L52 180V179H53V178H52V175H54V174H49V173H47V171H48V172L51 171L52 168L49 170V168H47L46 166L49 164L50 167H51V166H53V165L55 164V163H53V162H56L55 166L57 165L58 168H57V166H56L55 169H58V170H55V171L58 172L59 170H62V167L59 166V165H61V163H63V162L59 163V162H60V159H59V158H58L59 160L56 161V159H57L56 157H57V155H58V152H56V151H57V150H56L55 152H56L57 154L54 155L55 157H52V158H53L52 161H51V162L53 163L52 165H51V162H49V163H48V162H46V163L44 162L46 165H42V164L40 163V165H38V166H40V167L35 166V165H32V166L36 167V169L33 167V169H35V170H37V169L39 168V170H37V171H40V168L46 170V171H44V170H43V171L41 170V171L44 172V173H43L44 175H45V174H46V175H50V176H51V177H50L51 179L49 178L50 180L46 179V175L43 176L41 171H40L41 174L39 173L41 176H38V172L36 171V173H34V172H33V169H31L32 171L29 172V173L27 172L28 174L26 173V171L23 173V174L26 173V174H25L26 176H25V175H20V174H18V176L20 175L21 178H22V176H23V178H24V176H25V180L22 178L23 181H21V180H22V179H21V180H20V183L17 182V181H19L18 179H20V176H19V178H15L16 181H14V182H16V184L14 183V184L11 185V182H10V181H12L11 178L14 177L13 174H12V173H14V172L11 173L12 169H11V171H10V173L12 174V177H11V176L9 177V176H7V175L10 174V173H9V169H10V167L12 168L13 166L10 165V166L8 167L9 169H7L6 167H7L10 163L12 164V163H14V162H15V163L17 162V160H16V158L14 157V155H15V153L18 152L19 149H18V147H17V148L15 147L16 145L13 146V144H16V143H17L16 140H17L19 137L16 136L17 131L15 130V132H12L10 135H7V136L9 137L8 140H10V142H13V140H15V139H13V138H16V140L13 142V144H12L11 147H15L14 149H16V150H14V149H12V150H13V151H17V152H13L11 149H7V146L3 147V146H1V144H0L1 148H3V149L6 148V149H7V150L5 149V150H6L5 152H6V154H7L8 156H6L5 153H4V155H5L4 158H5V157H9V155L11 156V158L14 157V160H12L10 157L8 158L9 160L11 159L12 161H11V160H10V161H9V160H6L7 158H6V159L2 158L3 155H2L1 153H3V151H2V149L0 148V154L2 155V157L0 156V157H1V158H0L1 165H2L3 163H4L3 166L6 165L4 161H3V162L1 161L2 159H4V160L6 161V163H7V161H8L7 166H5V168H4V170L7 169L8 172H7L6 170L3 171V169H2V170L0 169V185L2 184L1 182L3 181L4 178H5V180H10L9 183L6 182V185H7V183H8V184L11 185V187H12L13 189H15V190L13 191L14 193H12V190H13L12 188H11L12 190H10L11 192L8 191V193H12V194H14V195L16 194V195H15V199H14L13 195L10 194V195L13 197V198H12L13 201H16V198H17L16 196H18L19 198H17V202H19L20 204H22V206H25V205H23V203L27 202V203H26V205L28 204L27 206H29L30 204H33L34 206L39 205V206H38L39 208L36 207L37 210L40 209V211H42L43 209H41V208L46 209V210H43L42 213L47 211L44 215H46V216L49 217V218H48V219H49L48 221L51 223V225H52L53 220L56 221V218L58 219L57 223L54 222L53 226H55V224L58 226V225L61 224V223L66 224V225H67V224L69 225L70 223H67V220H68L69 218H68L66 215L69 216V214H72L71 212H73L76 208H79V207L81 208L82 204L85 203V200H84V199H88V200H86L87 202H88L89 199H90V202H89V203H90V206H89L88 204H86V203H85L84 205H85V206H88L87 208H91V206H92L91 204H93V203H91V202H93L91 199L93 198L97 203H98V202H99V203L97 204V203H95V201H94V204H93L94 207L91 208V209H89V211H90V215H91L90 217H89V215L87 214L88 211L85 210L86 213L84 212V209L86 208L84 205H83L81 211H79V209L77 210V212H79V213L75 212L76 210L73 212L72 215H74V213H75V215L77 214L76 216H74V217H73V216H70V217L74 218V219H73V220L75 221L74 224H75V223H76V224L81 223V224L78 225V226H80L81 229H80L79 227H77V225L75 224L76 227H77V228L75 227V230H76V231H77V230H78V231L80 230L79 233H77V234H79V235H77V236H79V237H81V238L85 236V233H87V231H86V229H87L86 224H87V225H88L89 223H90L91 225H92L93 223L95 224V226H93V225L91 226L92 229H91V227H90V229H91V233H90V229H89V227H88L89 232H88L87 234H90V235L88 236L87 243L89 242V239H90L91 237L94 238L95 235L92 236V235H93L92 233L95 232V234H96V233H97V229H98V234H97V236H95V239H97V241H96L95 244L93 243L96 247L93 246V244H91L92 241H93V239L90 241L91 243H88L87 245L85 244V243H86L85 241L82 240L83 242H85V243H82V241L78 239L77 242L79 241V242H78L79 244H80V242H81V244L85 245L84 247H83V246L81 247V245L78 244V247H79L80 250H81V248H87V246L91 244L90 247H89L90 249H88V250H91V249H93L94 247L97 248V249H98L97 253L100 252L101 254L99 253V255H100L101 257H100L98 254H97V255L99 256V258H102V257H103V259L100 260L101 262H102V260H103V263H102V264H113L114 262H115V264H116V263H118V264H119V263H120V264H124L125 262H126L125 264H127V261L130 260L131 257H132V258L135 257V258H133V262L136 261V257H137V255L140 254L139 251H141V254H142V255H138L139 258H140L141 256H143L144 254L148 256V252H150V250H151V247H150L149 244H151L152 247H153V245H156V244H157L156 246L159 245V246L161 247V246L163 245V242H164L163 240H165V238L162 240V242H156L155 237H153L154 241H149L150 238L152 239L151 236L154 235V234H152V233L149 234L151 230L153 231V229H152V227H148V224H149V223L147 222V218H148L149 216H151V215H149V216L147 215V216H146V217H147L146 220L144 219L145 222H144V221H143V222H140L141 219H140V217H139V210H137L138 208H136V209H135V208H133V209L128 208L129 211L127 210L128 213L125 214V213H124V212L126 211L125 209H127V208L125 207V202H121V203H120V204H121L120 207H118L119 204H118V206H117V202L114 203V201H116V199H113V198H115V197H113L114 195H111V194H115L114 191H116V190L119 191V189H117V188H120V186L118 185V184H119V181H118V180H120V178H121V176H122L121 171H122L123 168L125 169V168H127L128 165L130 166L131 163L133 164V161H134V163H136V160L139 161V162H141V161H142V162H141L140 164L137 162V163H138V166H137V163H136V165H135V164H134V165H131L132 168H135V166H137V168H140L139 165H141V168H142V166H144L143 169H146V168H148V166H149L150 164H153V163H152V160H153V159L155 160V161L153 160L154 163H156V162L160 163V162H161V161H160L161 159H162L163 161L165 160V161L167 162V160H169V157H170V156H166L164 150L167 149L166 152H168V150L171 148V146H170V147H168V148H169V149H168L167 146H166V144H167V142H168L169 140L171 141V143L173 142V144H174V145L176 144L177 146L180 145V142H183L182 144H183V145L185 144L184 147H183L182 145H180V146H182V147H179V149L184 148V150H185V149H186V150H189L188 152H191V151H192L193 154H192V153H191V154L189 153V156L193 155V158H196V157L199 158V154H201V153H203L204 155H203V154H201V155H203V156L205 157V155L209 152V155H208V156L206 155L207 158H205V160L207 159V160L212 161V160H214V159L212 158V160H211V159L209 158V156L214 157V156H217V155H218V156H217L218 158H219V157L221 158V156H222V158H223L224 155L226 154L225 152L229 151L230 153L232 152L231 155H230V153L228 152V156H229V157L232 156L231 158L228 159L229 162H228V160L226 161V159L228 158V157H226L227 154H226V156L223 158L225 163L223 162V159H222V158H221L222 160L219 159V160H217V162H216L217 157H214V158H215V162L218 163L219 166H221V167L219 168V169H221V170L218 169V174H219V176H220V177L218 176V178L221 179V180H219L217 177L214 178V180L212 179V177H211V178L207 177V176H209L208 174H211V173H212L211 171H213V170L209 171V169H206L207 164H206V167H203V165H205V164H203V165L201 166V169H202V167L205 168V169H202V170L206 172V174H207L206 178H208L209 180H212V181H208V182L213 183L212 186H214V187H212L213 190L211 189L212 192H215V193L217 192V193H218V192H219V191H218L219 189H220V191H221V190H224V189H222V187H223L222 185H225V186H226L227 184H230V182H232V178H233V177H232L231 180H230V177H231V176L229 175V174H231V173H229V172H230V170L232 169V166H231V168H229V167H230V164L233 162L232 160H234L235 157L237 158V155L234 156L233 153H234V154H238V153H239V154H238L239 159H240V161L244 160V161H243L244 163H243V162H238V163H239V165H238V163H237V159L234 160V162L236 161V164H237L236 167L234 166V169L237 168L238 170L235 169V171H238V172H239V173H237V174H236V172H235V174H234V175H235V176H234L235 178L239 176V177H238L239 179H236V181H237V182H238L239 180H240V182L243 181V180L245 181L246 179L244 178V175H245V177H248L249 179L255 177V178L252 179V180L255 181V179H256L257 181H256V183L252 181V184H253V183L256 184L255 187L252 186L251 184L249 185V183L251 182V180L245 181V183L248 184L247 187H248V186H252V187H250V190H249V188H248V189L245 188L246 191H242L244 188L241 189V188L239 187V185L242 184V183H243V185H244L243 187H246L244 181L241 182L239 185L237 184L236 181H233L234 184H233V182H232L231 184H233L232 186H235V184H236V187H227V186H231V184H230V185H227V186H226V189H225V190H226V193H224V191H223V192H222L223 194H221V195H223V196H224V194H226V197H227L228 195H229L230 197H228V198H225V196H224V197L221 196L222 198H221L220 196H218V197L216 196L217 198L215 197V199H217V200H218V198L220 197V198H221V199L219 198L220 201H222V199H224V201L226 202V203L224 204L225 206L223 205V206H224L223 209H222V207H220V208H221V209H220L221 212H224L225 210H227V207H228L229 209H230V208L232 209V207H233V210H232V211H230L231 209H230V210L228 209V212L225 211L224 214H223V213H220V214H219V213H218V210H217V207H218V209H219V205L221 206V205L223 204V201H222V202H219V200H218L219 204H217V202H216L217 200H214V199H213L214 197L212 198V196H213V195H216L217 193L211 195L212 193L210 192V188H208V187L211 186V184H210V186H208L209 183H205L204 186H205V187L207 186V188H205L204 186H202L203 183L206 182L208 179L206 180V178H204L205 176H203V178L201 177V179H204V180H206V181H204V180H200V178H197L198 175H195V174H194L193 176H196V177L193 178V176H192V178H193V179L191 178L192 181H190V183H187V181L190 180V179L187 178L189 175L187 176V173L185 174L186 171H185L184 174H182L181 176L183 177V175H185V177H183V178H185V180H186V179H188V180H186V182H183V181H185V180L183 179V181H181L182 179L180 180V178H179V177H181V176L178 175V176H179V177H178V178H179V179H178L179 181H177V179H176V181L179 182V183H177L178 185H177L176 183H173V182H175V181H174V180H175L174 178L176 177V176H174V178H173V175H172L173 173L171 174V172H170V174L172 175V178L170 177L171 175L168 176V174H167V175L165 174L167 177H169V178H171V179H174V180H171V179H170L171 182H172L173 184H170V182H169L168 184L164 182V184H163L164 187L159 188V189H157V188H158L157 185H156L157 188L154 186V188H156V189H155V190H156L155 192H157V195H156V196H157V199H158V200H157V199H155V200H157V202H158V204H159L160 206H161V205L163 206V207L161 206V208H165V206L168 205V203L166 204V201H168L167 199L169 198V196L172 195V192L174 193V191L171 192V188L175 189V186H174V185H176V189H175L176 192H175V193H176V195L178 194L177 197H179V196H180V197L178 198L179 200H176V199H177L176 197H175L176 199L173 197V198H171V200H172V202H173V199H174V202H175V200H176L177 203L175 202L174 204L176 205V207H177L178 210H179V207H181V206L183 207V205L187 203L186 200H185V198H186V199H189V196H190V197H193L194 194H195V192L197 193L198 188H199L200 186H202L205 190H204V189L201 190L202 187H200V192H201V191H202V192L200 193L199 190H198L199 193L195 194V196L193 197V201H194V199L197 200V201H195V202L201 201V202H198V203H199V206H202V205H203V206H207V208H212V207L210 206V205L212 204V206H214L213 208L217 210V213H216V214H219V215L223 214V215L220 216L221 218H217V217H216V221H217L218 219H223V220H222V223H221V220H218L219 223H216V221L214 220V221H215V224H218V225L220 226L221 224H223V222H226V221L228 220V218H229V219L231 218V220H228L229 222H228V221L226 222V226L228 227V225H229V227H230L229 230H231V229L233 230L234 226H236V227H235L236 230H235V228H234V230L232 231L231 235H230V234H227V233H230V232H231V231L228 232V230H227V233H226L227 236L225 237V236H223V235H224V234H223V230L228 229V228H226L225 224H223V226H224L225 228H222L223 226H222V227L220 226V227L222 228V229L220 228V229L222 230V231H221V230H219V228L217 227L218 225L215 227L213 222L206 221V222H210L209 225H210L211 228L215 227V229H213V230H214L213 233L215 232V230H216V232H215L216 234H219V231H221L220 234H221V236H222V237L220 236V238H219L218 235H217V237H216V235H215V233H214L213 236H215L216 238H215V237L213 238V236H211V238H212L213 240L210 238L211 243H212V241H214V239L216 240V239L218 238V240L214 241V243H213V244H216L215 247H214V249L217 248V246H218V247H219V250H218V251H219V254H220V249L224 252V256L221 255V254H223V252L221 251V254L218 255L219 257L217 256L218 258H217L216 256L213 255L214 257L212 256V258H214V259L212 260V259H210V258H211V255L214 254V253H211L212 250H209V249L211 248V247H210L211 244L207 245L206 248H204L205 246L202 247V248H204V250L210 247L209 249L205 250V251H208V250H209V251H210L209 253H208V252H205V251L201 248V250H202L205 254L208 253V256H207V255L205 256L204 253H203L204 255L202 256V255H201L202 252H201V251L199 252L198 250H196V249H197L198 247H200V246H199V245H196L195 241H193V240H194L195 237H198V236H199V238H200L201 233H204L205 231L208 232L209 229H211V228H208V229H207V227L205 228V225L207 226L208 223H207V224L202 223L203 220L201 219V220H202V222H201V221H200L199 219H197V218H199L200 216L203 217V216L205 215V213L207 214L209 211L214 210V209H211V210L208 209L209 211L207 210V212H206V210H205V212H202V211L204 210V208L206 209V207H204V208L202 207L203 210L201 209V210H202V211H201V210H198V205H196L197 207H196L195 205L192 206V207H196V208H197V210H195V209H194V211L192 210L193 213L196 211L195 213H196L197 215H195L194 217H190L189 214H192V213H189V214H188L189 216H187V217H190V219L188 220V222L186 223V221H185V222L181 223V224H183L184 228H183L182 226H180L181 228L179 227V225H178V224H179V219H178L177 217H175V216L172 217L173 219H171L172 221H171V220H170V221H171V223H173V222L176 223V225H177V226H176V227H177L176 230L178 231V230H179L178 227H179L180 229H182L181 232L184 231V233H185V234H184V233L181 234V232H180L179 234H181V236H183V235L185 236V235H186L185 237L189 236L190 239H191V236H192L193 234L189 235V234H190V233H189V234L187 235V234H186V231H187V233H188L189 231H193L192 233H194V234L196 235L197 233L195 232V230H197V228H199V227H200V229H201V228H204V230L201 229V233H200V235H199V233H198V234H197L198 236H197V235H196V236L194 235L195 237L192 236V237H194V238L192 239V241H191L190 239H188L189 241H191V244H192L193 248H195L194 250H193V248H192V251H195V250H196L195 252H199V254L197 253V254H196L197 256H194V255H192L193 252L189 254V252H188V250H187L189 258L186 257L187 255H186L185 257H182V258H181L182 255H179L181 259L184 258V259L181 261L182 263H180V262H179L180 260H179V259H176L177 257H179V256L176 254V251H177L178 249H180V248H178V245H179V246H183V249H184V245H185V246L188 245V244H189V241L186 242V240H185L184 238H183V240H185V241H183V240H177V238L179 239V237H180V239H182V237L179 236V234H178V236H175V235H177L176 233H174V234H175L174 236H173V234L171 235V233H173V230L176 231V230L174 229V228H176V227H175L174 224H173V225H174V226H173V225L170 223V221H169V222L167 221L168 223H170V224H169L170 229H171V227H172V228L174 227V228H173L172 232H170V231H171V230H170V231H169L170 234H167L166 236H170V235H171V236H173L172 238L177 237V238H176L177 241H174L175 238L172 239L171 236L166 238L167 240H168V238H169L170 241L173 240L174 242L172 241V244L174 243V245L178 248V249L176 248L177 250H174L175 246L172 245L171 242L169 241L171 246L167 245V247L170 249V247L173 246L172 248H173V250L175 251V253H174V251L171 249V250H172V253H169L170 255H171V254L173 255V256H170V255H169V258L171 257V258H170V259H171V262H174V263H175V261L177 260V262L180 263V264H184V263L186 264L187 262H188V264H189V263L191 262V261H190V257H191V258H194V257H195V258H197V264H201V262H203L202 264H204V263H206V262H208L209 264H218V262L221 263V264H254L255 262H256L255 264H257V262H261V263H262L263 260H264L263 257H262V256H263L262 253H264V250H263V249H264V245H263V244H264V236L262 235V236H263V237H262V236H260V235H261L262 233L264 234V203H262V202L264 201V195H263V193H264L263 191H264V190H262V189H264V180H258L257 177H258V175H261V173L264 171V163H263V165L261 164V161H262L263 159L261 158L262 160H260V159L257 157L258 150H255V151H257V153L254 152V153H256V155L252 152V151H254V149H255L254 146H253L254 148H252L253 150H251V148H250V149L247 148V147L245 148V146H246V142H245V141H246V140H245V141L243 140V141H244V142H243L242 139H241V138L243 137V135H242L241 138H239V139H240V144H242V145L245 144V146H243V148L245 149V150L243 149V151H245V152H241V151H240V148L242 149L241 146H238V145H240V144H238L237 146H235L237 149H239V151H238L236 148H234V146H232L233 144H232V145L230 144V146H228V145H229L228 140H230V139H228V140L225 141V142L228 143V145H227V143L225 144V145H227V147H228V150H226V151H225V148L227 149V147H226L224 144H222V143H223L222 140H220V142H222L221 144L225 146L224 149H223L224 146H222V145L220 146V144H219L220 142H217L218 139H217V140H216V139H212V142H213V140H216V142L219 144V147H220V148H219L218 145L215 144V143H216L215 141H214L215 143H214V142L212 143L211 140H210L209 138H206V137H208V136L210 137V135L207 134V132H208L207 130H208V127H209V126L207 127V125H209V122H210V119H209V117H208L209 114H207L208 112L206 113L205 110H204V112H203V110L201 111V109H200V110H199V109H195V110H192ZM193 113H194V114H193ZM181 118H180V119H181ZM208 119H209V120H208ZM76 120H77L78 122H77ZM160 121L162 122V124H161V126H158V125L160 124ZM176 121H177V122H176ZM97 122H98V123H97ZM164 122H165V121H164ZM173 122H174V123H173ZM207 122H208V123H207ZM43 123H46V122H43ZM96 123H97V124H96ZM49 124H50V123H49ZM77 124H79V125L81 124L80 127H79ZM91 124H92V125H91ZM94 124L97 125L98 127H97V126H96V127L94 126V128L92 129L93 132H94V129H95V132H94L93 134L96 135V136L94 137V139H93V138H91V137L94 136L93 134H91V133H92L91 127H93ZM45 125H46V127H45ZM50 125H51V124H50ZM83 125H84V126H83ZM154 125H157V127L154 126ZM165 125H166V126H165ZM47 126H48V127H47ZM111 127H113L114 129L111 128ZM160 127H161V128H160ZM58 128H59V129H58ZM81 128H82V129H81ZM96 128H97V129H96ZM115 128H116V129H115ZM121 128H120V129H121ZM141 128H142V129H141ZM152 128H153V129L156 128V130L154 129V130H155V131H154ZM3 129H4V128H3ZM3 129H2V130H3ZM5 129H6V128H5ZM14 129H16V128H14ZM73 129H72V131H73ZM117 129H118V130H117ZM123 129H124V130H123ZM157 129H158V130H157ZM162 129H163L164 131H162ZM43 130H45V131H43ZM75 130H78V131H75ZM90 130H91V131H90ZM114 130H115V132H114ZM141 130H143V131H141ZM152 130H153V131H152ZM173 130H174V131H173ZM4 131H5L6 134H8L7 130H4ZM79 131H80V132H79ZM111 131H112L113 133H112ZM117 131H119V132H117ZM157 131H158V132H157ZM160 131L165 132V138L160 137V139H159V138L157 139L158 134H159V136L164 135V133L162 134V132H160ZM170 131H171V132H174V133H173L174 135L176 134V132H177V134H178V135H176V138H175L174 140L170 139V138H172V137H171V134H172V133H170ZM175 131H176V132H175ZM62 132H63V133H62ZM70 132H71V131H70ZM101 132H102L103 134H102ZM120 132H121V133H120ZM124 132H125L126 134H123ZM143 132H144V134L146 133V134H145L146 136H147V134H148V136H149V134H150L149 137L147 136V137H148L147 140L144 139V140L146 141V143H144L145 141H144L143 139H141V137H143V136H142V135H143ZM151 132H152V133H153V132H157V133H156L157 135H156V134H153V135H156V136H157V137H154V138L157 139V140H155V139L153 138V135L151 136V134H152ZM159 132H160L161 134H160ZM5 133H3V134H5ZM45 133H47V134H49V135H47V134H45ZM78 133H79V134H78ZM116 133H117V134H116ZM208 133H209V132H208ZM3 134L1 133V135L4 136L3 138H2L1 135H0L1 140L4 139V140H2V142H3V143H6V144H7V142H8V147H9V145H10V144H9V141L6 142V138H8V137L5 136L6 134H5V135H3ZM44 134H45V136H44ZM67 134H68V135L70 134V136H72V137L67 136ZM72 134H73V135H72ZM77 134H78V136H79L80 139H81L80 142H79V139H77V138H79V137L76 136ZM128 134H129V135H128ZM141 134H142V135H141ZM12 135H13L14 137H13ZM17 135H18V134H17ZM85 135H86V137L89 138V139L85 138ZM100 135H101V136H100ZM124 135H128L129 138H130V136H131V139H134V137H135V139L129 141L130 143L127 142V144H128V145H127V144L124 142V137H123ZM140 135H141V136H140ZM145 135H144V136H145ZM207 135H208V136H207ZM10 136H12L13 138L10 137ZM15 136H16V137H15ZM42 136H43V137H42ZM74 136H75V137H74ZM82 136H84V137H82ZM102 136H103V137H102ZM138 136H139V137H138ZM177 136H178V137H177ZM204 136H206V137H205L206 140L209 139L210 145H211V143H212V145H214V146L216 145L218 148H217L216 146L214 147V146L211 145V147H212V149H211V147H210V145L208 144V142L205 141ZM17 137H18V138H17ZM62 137H63V138H62ZM64 137H65V138H64ZM81 137L84 138L86 141H87V140H90V141H89V142H84L85 140H83ZM117 137L115 138V139H116V140H115L116 142H118ZM137 137H138L139 139H138ZM70 138H73V139H70ZM102 138H104V140H103ZM161 138H163V139H162L163 141H164V139L166 140V141H164L165 143L161 140ZM211 138H213V137H211ZM245 138H246V137H245ZM263 138H264V137H263ZM11 139H13V140H11ZM91 139H92V140H91ZM136 139H138V140H136ZM151 139H153V141H152ZM178 139H179V140H178ZM243 139H244V137H243ZM246 139H247V138H246ZM1 140H0V141H1ZM52 140H53L55 143H54ZM63 140H65V141H63ZM82 140H83V141H82ZM101 140H102V141H101ZM154 140L157 141V142H154ZM159 140H161V142H163V144L160 143ZM180 140H181V141H180ZM198 140H200V141H198ZM262 140H263V139L261 138V142H262ZM56 141H57V142H56ZM71 141H73V142H72L73 144L70 143ZM94 141H95V140H94ZM103 141H105V142H103ZM140 141H143V142L141 143L142 145H144V144L147 145V146H146V145L144 146V147H147V148H146V151H145V148H142V147H141V144L138 143V142H140ZM150 141H151V142H154V143H157V145H158V144H159V145L162 144L163 146L161 145V146H162V147H161V146H159V145L157 146V145L155 144V145L157 146V149L154 150L153 147H154L155 145H154V143L151 144ZM170 141H169V142H170ZM179 141H180V142H179ZM218 141H219V140H218ZM2 142H0V143H2ZM15 142H16V143H15ZM67 142L70 143V145H69ZM120 142H121V143H120ZM123 142H124V143H123ZM178 142H179V143H178ZM198 142L201 143V144L199 143V145H201L200 148L197 147V146H199V145H198ZM229 142H230V141H229ZM241 142H242V143H241ZM247 142H248V141H247ZM263 142H264V141H263ZM263 142H262V143L259 142V145L261 144V147L264 146V145L262 146ZM50 143H51V144H50ZM53 143H54V144H53ZM58 143H59V144H58ZM64 143H65V144H64ZM66 143L69 145V146H68L69 148L67 147V144H66ZM85 143H87V144H85ZM147 143L150 144V145L148 146ZM231 143H233L232 140H231ZM106 144H108V145H107L106 148H104L103 145L106 146ZM168 144H169V143H168ZM178 144H179V145H178ZM50 145H51V147H50ZM52 145H54L56 148L54 147V149H53ZM92 145H94L93 150H92L93 152H92L91 149H90V148L92 147ZM101 145H102V146H101ZM151 145H152V146H151ZM235 145H236V144H235ZM33 146H34V145H33ZM48 146H47V147H48ZM79 146H80V147H79ZM156 146H155V147H156ZM231 146H232V150L230 149ZM247 146L250 147L251 145H249V143H248ZM47 147H46V148H47ZM60 147H61V148H60ZM66 147H67L68 149H66ZM76 147H75V149H76ZM164 147H165V148H164ZM213 147H214V148H213ZM238 147H239V148H238ZM80 148H82L83 150H81ZM99 148H101V149L103 148L102 150H104V149H105V150H106V149L108 150V149H109L108 151H109V153H110V156L108 155L109 153L107 152V150H106L107 154L105 153V150H104V152H101V155L105 154L106 159L103 160V157L105 158V156L103 155V157H102L101 155H99V154H100L99 151L101 150V149L99 150ZM151 148H152L153 150H151ZM160 148H161V149H160ZM163 148H164V149H163ZM194 148L196 149V150H194L196 153H199V152H200V153L196 155V153L193 152V149H194ZM198 148H199V149H198ZM233 148H234L235 150H234ZM17 149H18V150H17ZM65 149H66V150H65ZM110 149H111V150H110ZM141 149H142V150H141ZM197 149H198V150H197ZM220 149H222V151H220ZM182 150H183V149H182ZM208 150H209V151H208ZM211 150H212L214 153H215V152L217 153V151H218V152L220 151V152L217 153V154H216V153L214 154ZM214 150H215V151H214ZM233 150H234V151H233ZM236 150L238 151L237 153L235 152ZM246 150H247L248 152H247ZM48 151H49V150H48ZM70 151H71V150H70ZM81 151H82V152H81ZM141 151H142V152H141ZM144 151L147 152V153L145 154ZM148 151H149V153H148ZM153 151H154V152H153ZM176 151H177V150H176ZM210 151H211V154H210ZM223 151H224L225 154L222 153ZM55 152H52V151H51L50 153L55 154ZM185 152L187 153V151H184V153H185ZM246 152H247L248 155L246 154ZM91 153L94 155L93 157H95V159L97 158L96 160L93 159V157L90 155ZM95 153H96V154H95ZM102 153H103V154H102ZM128 153H129V154H132V155H129ZM150 153H151V154H150ZM181 153H183V152H181V151L179 152V150H178V151L176 152V154H178V155H176V154H174V155H176V157H177V159H178V158H180ZM205 153H206V154H205ZM212 153H213V154H212ZM220 153H222V154H220ZM244 153H245V155H244ZM80 154H81V155H80ZM144 154H145L146 156H148V155H150V156L146 157ZM170 154H171V153H170ZM179 154H180V155H179ZM194 154L196 155L195 157H194ZM242 154H243L244 156H243ZM258 154H259V153H258ZM16 155H18V153H17ZM66 155H67V154H66ZM95 155H97L98 157H100V156H101V157L98 158V157L95 156ZM107 155H108L109 158H112L113 160H112V159H107ZM115 155H116V156H115ZM141 155H142V156H145L148 160H146V161H145V159H144V160H139V159H142V156H141ZM168 155H169V152H168ZM172 155H173V154H172ZM172 155H171L170 159L173 160V157H175V156H174V155L172 156ZM201 155H200V156H201ZM212 155H214V156H212ZM246 155H247V157H246V158H247V159H246L247 163H246L245 159L242 158V157H245ZM12 156H13V157H12ZM58 156L60 157V155H58ZM90 156H91V157H90ZM111 156H112V157H111ZM151 156L154 157V158L152 159ZM159 156H161V158H160L159 160H156L155 157H157V159H158ZM164 156L168 157V159H167L166 157H164ZM178 156H179V157H178ZM183 156H185V155L183 154ZM183 156L181 155V157H182V158H180L181 160L184 158ZM258 156H259V155H258ZM260 156H261V155H260ZM260 156H259V157H260ZM17 157H18V156H17ZM89 157H90V159L94 160V162L91 161V160H89ZM114 157H116V158H119V157L123 158L124 161H123V160L120 161V162H122L123 164L121 163V164H122V165H121L120 162H119V160L116 159V158H115V159H116V160H115ZM131 157H132V158H135V159L132 160ZM137 157H138V158H137ZM145 157H143V158H145ZM150 157H151V158H150ZM163 157H164L165 159H163ZM201 157H202V156H201ZM204 157H202V158H204ZM240 157H241V158H240ZM248 157H249V158H248ZM54 158H55V159H54ZM87 158H88V159H87ZM101 158H102V160H101ZM125 158H126V159H125ZM189 158H190V160H192L191 157H189ZM208 158H209V159H208ZM232 158H233V159H232ZM99 159H100V160H99ZM119 159H120V158H119ZM150 159H152V160H150ZM174 159H175V158H174ZM199 159H200V158H199ZM239 159H238V161H239ZM241 159H242V160H241ZM53 160H54V161H53ZM84 160H85V161H84ZM86 160H87V161H88V160L90 161V162L88 161V163H90V164H89V165L87 164V165L89 166V167H88V172H87V166L84 164V163L86 162ZM114 160H115V161H114ZM120 160H121V159H120ZM125 160H127V161H125ZM131 160H132V161H131ZM149 160L151 161V163L149 162L150 164L147 163ZM175 160H176V159H175ZM185 160H186V161H187V160L189 161V159H186V158L184 159V161H185ZM195 160H196V159H195ZM200 160H202V159H200ZM200 160H199V161H200ZM207 160H206V161H207ZM249 160H250V161H249ZM258 160H260V161H258ZM13 161H14V162H13ZM96 161H99V162H98V163H95ZM113 161L115 162L113 165H116L115 168L113 167V165H112V163H111V162H113ZM128 161L130 162V164L128 163ZM159 161H160V162H159ZM170 161H171V160H169L168 163H169ZM177 161H179V160H176V162H175L176 164H177ZM182 161H183V160H182ZM184 161H183L182 163H184ZM188 161L185 162L184 164H187V163H189V162H192V163L194 162V163H195L194 160H193V161H189V162H188ZM196 161H198V160H196ZM202 161H204V159H203ZM210 161H207V162L209 163ZM219 161H221V162H220L221 165L219 164ZM231 161H232V162H231ZM248 161H249V162H248ZM9 162H10V163H9ZM57 162H58L59 164H57ZM124 162H126V163H124ZM143 162H144V163H143ZM145 162H146L147 164H146ZM166 162H165V164H167ZM173 162H174V161H173ZM200 162H201V161H200ZM207 162H206V163H207ZM226 162H228V166H227V167H226V166L224 167V164L227 165ZM258 162H260V163H258ZM263 162H264V161H263ZM44 163H43V164H44ZM47 163H48V164H47ZM86 163H87V162H86ZM91 163H93V165H92ZM109 163H111V164H109ZM158 163H156L155 165H157ZM162 163H163V162H162ZM171 163H172V162H170V164H169V165H171L170 167H172L173 165H175V163H174L173 165H172ZM179 163H180V162H179ZM192 163H191V164H192ZM194 163H193V164H194ZM196 163H197V162H196ZM203 163H204V162H203ZM222 163H223V164H222ZM240 163H241V164L243 163V164H242L243 166L240 165ZM248 163H249V164H248ZM257 163L260 164V165H257V169H256V170H255V169L253 170V168H256L255 165H256ZM83 164H84V166H83ZM94 164H95V165H94ZM108 164H109V166H108ZM125 164H126V165H125ZM142 164H146V165H142ZM148 164H149V165H148ZM165 164H164V165H165ZM191 164H190V167H193V166H191ZM232 164H235V163H232ZM244 164H245V166H244ZM247 164H248V165H247ZM1 165H0V168H3ZM12 165H13V164H12ZM15 165H16V164H15ZM15 165H14V166H15ZM41 165H42V166H41ZM90 165H91V166H90ZM110 165H111V166H110ZM123 165H124V167H122ZM167 165H168V164H167ZM215 165H216V164L211 165V166H214V167H215ZM222 165H223V167H222ZM32 166H31V168H32ZM85 166H86V167H85ZM93 166H94V167H93ZM133 166H134V167H133ZM146 166H147V167H146ZM153 166H154V165H153ZM211 166H209L210 169H211ZM247 166H248V168H247ZM48 167H49V166H48ZM63 167H64V166H63ZM84 167H85L86 169H84ZM116 167H117V168H120V167H121V168H120L121 170H120V169L117 170ZM150 167H152V165H151ZM173 167H174V166H173ZM188 167H189V166H188ZM188 167H187V168H188ZM199 167H200V166H199ZM214 167H212V169H213ZM241 167L244 168V171H245L246 169L248 170V171L246 170L247 174H246L244 171H243V172H244V175H243V172L240 173V168H241ZM258 167H259L260 169H258ZM46 168H47V169H46ZM59 168H61V169H59ZM72 168H74L75 170L72 169ZM130 168H131V167H130ZM141 168H140V170H139V169L136 170V168H135L134 170H136V172L139 171V172L142 174L143 171H142ZM180 168H181V167H179L178 169L180 170L181 173H183L181 170L186 169V168H184V167L181 168V169H180ZM207 168H208V167H207ZM217 168H218V167H217ZM222 168H225V169H222ZM245 168H246V169H245ZM250 168H251V169H250ZM14 169H15V167H14ZM53 169H54V168H53ZM71 169H72V170H71ZM76 169H77V170H76ZM173 169H175V168H173ZM178 169H177V172H178ZM190 169H191V168H190ZM190 169H189V170H190ZM249 169H250V170H249ZM261 169H263L262 172H261ZM67 170L70 171V172L73 171V170L76 171V172H77V171H80V172L83 171L84 174H83V172H82V173H80V172H77V173H76V172H75V173H73V174H72V172H71V173L69 174V173H66ZM81 170H82V171H81ZM148 170H149V168H148ZM191 170H194V169H191ZM195 170H196V169H195ZM202 170H201V171H202ZM206 170H208V172H211V173H208ZM222 170H224L225 173H224V172L220 173ZM225 170H226L227 172H228V171H229V172L227 173ZM258 170H260V171H259L260 174H259ZM13 171H14V170H13ZM29 171H30V170H29ZM53 171H54V170H52L50 173H52ZM74 171H73V172H74ZM115 171H117V172L115 173ZM173 171H174V170H172V172H173ZM175 171H176V169H175ZM175 171H174V172H175ZM203 171H202V172H203ZM232 171H233V169L231 170V172H232ZM253 171L258 172V174H256V172L253 173ZM3 172H4V173L7 172V173H9V174L5 173L6 175H4ZM57 172H55V173H57ZM112 172H113L115 175L117 174V177H115V175H113ZM122 172H123V171H122ZM139 172H137L136 174H137V175L140 174ZM180 172H178V174H180ZM205 172H203V174H205ZM60 173H59V174H60ZM85 173H86V174H85ZM119 173H120V174H119ZM148 173H150V172L148 171ZM190 173H191V172H190ZM195 173H196V172H195ZM233 173H234V172H233ZM263 173H264V172H263ZM263 173H262V174H263ZM21 174H22V173H21ZM35 174H37V175H35ZM68 174H69L70 178L67 179ZM87 174H88V175H87ZM134 174H135V173L133 172V174H132L133 176H132V177H134ZM141 174H140V175H141ZM176 174H177V173H176ZM192 174H193V172H192L190 175H192ZM206 174H205V175H206ZM222 174H223V175H222ZM227 174H228L229 178H228ZM238 174H239V175H238ZM241 174H242V175H241ZM253 174H256L257 176H253ZM119 175H120V176H119ZM211 175L214 177L213 174H211ZM221 175H222V176H221ZM224 175H225V177H224ZM236 175H237V176H236ZM240 175H241L242 179L244 178L243 180H241ZM4 176H5V177H4ZM6 176H7L8 178H6ZM54 176H55V175H54ZM54 176H53V177H54ZM62 176H63L64 178H62ZM159 176H160V175H159ZM159 176H157V177H159ZM166 176H165V177H166ZM186 176H187V177H186ZM232 176H233V175H232ZM252 176H253V177H252ZM15 177H17V175H16ZM114 177H115L116 179H115ZM118 177H119V178H118ZM135 177H136V176H135ZM182 177H181V178H182ZM222 177L224 178V179H223L224 181H222ZM260 177H263V175L259 176L258 178H260ZM47 178H48V177H47ZM122 178H123V177H122ZM169 178H166V179L169 180ZM189 178H190V177H189ZM235 178H233V179L235 180ZM248 178H247V179H248ZM12 179L15 180L14 178H12ZM65 179H66V180H65ZM113 179H114V180H113ZM117 179H118V180H117ZM123 179H124V178H123ZM123 179H121L120 181H122ZM196 179H197V180H196ZM217 179L219 180V181H217V182H219V183H216V184H215L214 181L216 182ZM225 179H226V180H225ZM228 179H229V180H228ZM260 179H262V178H260ZM263 179H264V178H263ZM111 180H113V182H112ZM164 180H165V179H164ZM170 180H169V181H170ZM227 180H228L229 182H228ZM110 181H111V182H110ZM195 181H196L197 184H194ZM201 181H203V182H201ZM221 181H222V183H220ZM261 181H262L263 187H262ZM3 182H5V181H3ZM115 182H116V183H115ZM167 182H168V181H167ZM180 182H181V184H180ZM182 182H183V184H182ZM188 182H189V181H188ZM198 182L201 183V184H199ZM223 182H225V184H223ZM227 182H228V183H227ZM17 183H18V184H17ZM66 183H67L68 185H67ZM107 183H108V184H107ZM113 183H115V188L113 187V185H114ZM156 183H157V182H156ZM184 183H186V185H188V186L186 187V185H184ZM226 183H227V184H226ZM65 184H66V185H65ZM106 184L108 185V188L113 187L112 190H111V188L108 189V190H106V189H107V186H105ZM111 184H112V185H111ZM158 184H159V182H158ZM160 184H161V183H160ZM165 184H166V185H165ZM169 184H170L171 186L173 185V187H170ZM206 184H207V185H206ZM214 184H215L216 186H215ZM218 184H221V185H218ZM4 185H5V184H2V186H4ZM10 185H7V186L9 187ZM110 185H111V186H110ZM180 185H182V186H180ZM193 185H194V186H196V185L198 186V187H197V190H196V188H194ZM199 185H200V186H199ZM2 186H0V189H1ZM109 186H110V187H109ZM117 186H118V187H117ZM177 186H179V187H177ZM192 186H193V187H192ZM217 186H218V187H217ZM220 186H221V188H220ZM256 186H259V187H262V188L260 189V188L258 187L259 189L257 190V187H256ZM116 187H117V188H116ZM159 187H161V186H159ZM184 187H185V189H184ZM238 187H239L241 190H237L236 188H238ZM253 187H254V188H253ZM5 188H6V186H5ZM131 188H132V187H130L129 191L133 190V188H134V190H136L135 186H133L132 189H131ZM187 188H188V190H187ZM190 188H191L192 190H193V188H194L196 191L193 190V191H194V192H193ZM227 188H229V189H227ZM230 188H232V189L234 190V194H235V195H238L239 192H242V193H241L242 196H241V194L239 193L240 195H238L237 197H235L236 199H237V198H238V199L240 198L241 200H245V201L248 200L247 198H249V200H250V198H252V199L250 200L249 203H248L249 200L246 201V202L244 201V203H247V205L244 204V203H242V202H240V199H239V202L241 203V205H240V204H238L239 202L237 203V200H238V199L236 200L235 198H233V199L236 200V202H235L234 204H231V202L233 201V199L231 198V196H233V194H232V193L229 194V190H230V191H233V190H231ZM234 188H235V189H234ZM255 188H256V189H255ZM7 189H9V188H7ZM7 189H6V190H7ZM113 189H115V190L113 191ZM214 189H215V190H214ZM2 190H3V191L5 190L4 187H2ZM110 190H111V191H110ZM134 190H133V192H134ZM158 190H159V191H158ZM182 190H183V193H181ZM235 190H236L238 193H236ZM251 190H253V191L251 192ZM256 190H257V191H260V193H262V192H263V193H262V194H259V193H257ZM261 190H262V191H261ZM105 191H106V192L108 191V192L106 193ZM117 191H116V195H117V193H118ZM189 191H192V193L189 192ZM203 191H204V192H203ZM227 191H228V192H227ZM255 191H256V192H255ZM0 192H1V191H0ZM6 192H7V191H6ZM6 192H5V193H6ZM93 192H94V193L96 192V194L93 195ZM111 192H112V193H111ZM139 192H140V191H139ZM170 192H171V195H169ZM177 192H178V193H177ZM209 192H210V195H211V196L209 195ZM245 192L247 193V195L249 194V196H246ZM248 192H251L252 194H254L253 192H255L256 195L254 194V196H257V200H258V199H259V200L262 199L263 201H262V202H260V201H255V200H256V199H254L255 197L253 198V197H252L253 195L250 194V193H248ZM8 193H7V194H8ZM86 193H87V194H86ZM97 193L99 194V196H100V194H101V196H103L102 194H104V196H106V198L103 197L104 199H102V197L100 196V197H101V201H99L100 198L97 197V195H98ZM105 193H106V195H105ZM109 193H110V195H109ZM121 193H122V191H121ZM135 193H136V191H135ZM137 193H138V192H137ZM137 193H136V195H138V196L141 195V193H139V194H137ZM189 193H191V194L188 196L187 194H189ZM193 193H194V194H193ZM219 193H220V192H219ZM219 193H218V194H219ZM243 193L245 194V196H244ZM89 194H91V195H93V196L91 197V195H89ZM118 194H119V193H118ZM122 194H123V193H122ZM122 194H121V195H122ZM124 194H125V193H124ZM155 194H156V193H155ZM231 194H232V195H231ZM83 195H85L84 198H83ZM87 195L90 196V198H89V197H86ZM107 195L109 196V200H107V198H108ZM116 195H115V196H116ZM119 195H120V194H119ZM183 195H185V196L182 198ZM191 195H193V196H191ZM219 195H220V194H219ZM11 196H10V197H11ZM61 196H62V197H61ZM138 196H137V197H138ZM174 196H175V195H174ZM239 196H241L242 198L239 197ZM262 196H263V197H262ZM21 197H23V198L26 197V199H29L30 202H29V200H25V199H23L24 201L22 202V200H21L22 198H21ZM81 197H82V198H81ZM95 197H96V198H95ZM111 197H112V200H110ZM116 197H118V195H117ZM206 197H207V198L211 197L213 200H212V199L210 200V198L207 199ZM233 197H234V196H233ZM59 198H60L61 200H60ZM72 198H73V202H74V201H75V202L73 203L74 206L71 204V205H72V208H71V207H69V204L71 203ZM74 198H75V199H77V198L79 199V198H80V199H81L82 201H84V202L81 203L80 199L76 201V200H74ZM97 198H98V200H96ZM119 198H120V197H118V199H119ZM205 198L207 199V201H205ZM243 198H246V199H243ZM118 199H117V200H118ZM191 199H192V198H191ZM201 199H204V201L201 200ZM226 199H227V201H228L229 199L232 200V201H230V203H229V204H231V205L228 204V202L226 201ZM253 199H254V200H253ZM18 200H19V201H18ZM44 200H45L46 202H43ZM171 200H170V201H171ZM184 200H185L186 203L184 202ZM209 200H210L212 203H209V202H210ZM64 201H65V202H64ZM78 201H79L80 203H79ZM189 201H190V199H189ZM208 201H209V202H208ZM214 201H215L216 203H213ZM77 202H78L77 205H79V206H76V205H75ZM104 202H105V204H104ZM118 202H119V201H118ZM168 202H169V201H168ZM190 202L192 203V200H191ZM190 202H189V203H190ZM43 203H44V204H43ZM61 203H63V204H64V203H65V204L67 203L68 205H67V204H66V205H67L68 207H65V205L63 206ZM198 203H197V204H198ZM201 203H202V205H201ZM205 203H206V204L209 203V204L205 205ZM232 203H233V202H232ZM59 204H61V205H60L61 207L63 206L62 208H64V207H65V208H68V211H69L70 213L67 211L68 214H65V215L63 214V215H64V216H63L61 212H64V211H65V208H64V210H63V209L61 210V208H60V211H59V209H58ZM95 204H96V205H95ZM114 204H115V205H114ZM195 204H196V203H195ZM213 204H214V205H213ZM216 204L218 205L217 207H215ZM242 204H244V205H242ZM33 205H32L31 207H33ZM71 205H70V206H71ZM159 205H158V207L160 208ZM191 205H192V204H191ZM55 206L57 207V209H58L57 211H59V212H57V211L55 212V211H54V209L56 210ZM75 206H76V207H75ZM116 206H117V208H115ZM187 206H188V205H187ZM226 206H227V207H226ZM230 206H231V207H230ZM84 207H85V208H84ZM113 207H114L115 210H117V211H118V209H119V210L121 209V210L119 211V214H121V217H122V219H121L120 215H116V213H115V215H116L117 217H119V218L117 219V221H115V222H116V225H115V226H113L115 222L113 223V221H112V219H111V218H113L114 216L111 217V214H108V213H112L110 210H111V208H113ZM121 207H123V208H121ZM185 207H186V205L183 207V208H184V211H187V210L190 209L191 206H189V209H188V207H186V208H185ZM34 208H35V207H33V209H34ZM47 208H48V209H47ZM70 208H71V209L74 208V209H73V210H69ZM83 208H84V209H83ZM114 208H113L112 211H113V212H116V211L114 210ZM200 208H201V207H200ZM50 209H51V210H50ZM123 209H124L125 211H124ZM185 209H187V210H185ZM224 209H225V210H224ZM122 210H123V211H122ZM131 210H132V211H131ZM33 211H34V210H33ZM35 211H36V210H35ZM49 211H50V212H49ZM51 211H52V212L54 211V212H55V215H53L54 212H53V214H51V213H52ZM180 211H181V208H180ZM192 211H191V212H192ZM197 211H199V212L197 213ZM220 211H219V212H220ZM48 212H49V213H48ZM107 212H108V213H107ZM122 212H123V213H122ZM157 212L159 213V211H157ZM201 212H202V213H201ZM213 212H215V210H214ZM47 213H48V214H47ZM56 213H57V214H56ZM58 213H59V214H58ZM60 213H61V214H60ZM64 213H66V211H65ZM84 213L87 215L86 217H89V219L83 217V216H85ZM137 213H138V214H137ZM123 214H125V215H123ZM201 214H203V216H202ZM209 214H210V213H209ZM209 214H207L206 216L209 217L210 215H212V216L214 217V215H216L215 213H214V215H213L212 212H211L210 215H209ZM229 214H231L230 217H229ZM49 215H51V216H49ZM52 215H53V216H52ZM56 215H58V216H59V215H62V216H60L61 218H59V217H57ZM105 215H110L109 217H111V218H109L108 216L105 217ZM113 215H114V214H113ZM227 215H228V218L226 219ZM65 216H66L67 219L64 218ZM191 216H193V215H191ZM212 216H210V217H211V219H212V221H213ZM216 216H218V215H216ZM55 217H56V218H55ZM92 217H93V218H92ZM138 217H139V218H138ZM187 217H186V218H187ZM210 217H209V218H210ZM222 217H223V218H222ZM224 217H225V218H224ZM62 218H64L63 220H66V221L63 222V221L61 220ZM107 218H108V219H107ZM115 218H116V217H115ZM175 218H176V219H175ZM214 218H215V217H214ZM59 219H60V220H59ZM70 219H71V218H70ZM86 219H87V220H86ZM90 219H92L91 222L88 221V220H90ZM110 219H111V221H107V220H110ZM119 219H120V221H118ZM174 219H175V221H174ZM177 219H178V220H177ZM196 219L199 220V221L202 223L203 226H202L201 224L199 225V222H198V221L196 222ZM205 219H206V218H204V221H205ZM207 219H208V218H207ZM71 220H72V219H71ZM73 220H72V221H73ZM81 220H82V221H81ZM113 220H114V218H113ZM131 220H133V222H134L135 220H140V221H137V222L135 221V222L133 223ZM148 220H149V219H148ZM176 220L178 221V224H177V221H176ZM185 220H187V219H185ZM224 220H225V221H224ZM60 221H61V222H60ZM86 221H88L89 223H87ZM93 221H94V222H93ZM106 221H107L108 223L111 222L113 225H112L111 223L108 224ZM130 221L133 223L132 227H131V224H132V223L130 224ZM58 222H59V223H58ZM68 222H70V221L68 220ZM92 222H93V223H92ZM117 222H118V223H117ZM230 222L233 223L232 227L230 226V224H231ZM72 223H73V222H71V225H72ZM85 223H86V224H85ZM105 223H107L109 226H108V225L105 226ZM135 223H137L136 226L134 225ZM142 223H144V224H143V225H145L144 227H143ZM146 223H147V226H146ZM168 223H167V224H168ZM184 223H186V227H185V224H184ZM196 223L198 224V227H195V225L197 226ZM228 223H230V224H228ZM63 224L60 225V226L62 227V230H66L65 228H66L67 226L65 225V226H66V227H65V226H63ZM74 224H73V227L70 225L71 227L69 226V228L73 230V228H74V226H75ZM82 224H83V225H82ZM90 224H89V225H90ZM110 224H111V226H110ZM204 224H205V225H204ZM234 224H235V225H234ZM84 225H85V226H84ZM171 225H172V226H171ZM57 226H56V227H57ZM60 226H58V227H60ZM134 226H135V227H134ZM141 226H142V227H141ZM149 226H150V225H149ZM56 227H55V228H56ZM93 227H95V228L93 229ZM147 227H148V228H147ZM169 227H168V228H169ZM208 227H209V226H208ZM253 227H254V230L257 228V230H255V232H254V230H253ZM255 227H256V228H255ZM10 228H11V230H12L15 234H17L18 236H23V235L25 236V235L28 234V227H26L25 224L23 225V224H18V223H12L11 226H10ZM63 228H64V229H63ZM82 228L85 230V232H84V230H83ZM141 228H142V229H141ZM145 228L148 229V231L146 230V232H148V233L144 232L143 229H145ZM150 228H151V230H150ZM186 228H187V230H186ZM195 228H196V229H195ZM258 228H259V230H258ZM260 228H261V229H260ZM58 229H59V228H58ZM67 229H68V228H67ZM70 229H69V231L67 230L68 233L71 232ZM88 229H87V230H88ZM95 229H96V231H95ZM184 229H185V230H184ZM193 229H195V230H193ZM200 229H198L197 232L200 231ZM60 230H61V228H60ZM75 230H74V231H75ZM81 230H82V231H81ZM149 230H150V231H149ZM261 230H262V231H261ZM76 231H75V232H76ZM93 231H94V232H93ZM152 231H151V232H152ZM177 231H176V232H177ZM202 231H203V232H202ZM211 231H212V229H211ZM217 231H218V233H217ZM256 231H257V233H256ZM258 231H259V232H258ZM260 231H261V232H260ZM63 232H64L65 235L68 234V233L65 232V231H62L61 233H63ZM75 232L70 233L69 236H71V234H72V236L75 235V237H76V234H74ZM82 232H84V233H82ZM164 232H165V231H164ZM225 232H226V230H225ZM81 233H82V235H81ZM145 233H146V235H145ZM209 233H212V232H209ZM209 233H208V235H206L207 233H205L204 235L207 237V236L210 235ZM255 233H256V234H255ZM64 234H63V235H64ZM87 234H86V239H87ZM143 234H144V235H143ZM147 234H149V235H147ZM31 235H32L31 237H33L34 239H37V232H36V231H33ZM83 235H84V236H83ZM204 235H201V237H203V242H202L201 238H200L201 242H200L199 238H197V240H199V242L196 240V241L198 242L197 244H201V243H202V244H205V245H206V243L204 242V239H205L206 237L204 238ZM229 235L231 236L230 238H228ZM147 236H148V237H147ZM154 236H156V239H157L158 236H161V238H163L162 234H156V235H154ZM184 236H183V237H184ZM79 237H78V238H79ZM96 237H97V238H96ZM142 237H143V239H142ZM146 237L148 238V241H146V239H147ZM189 237H187V238H189ZM209 237H210V236H209ZM209 237H207V238H209ZM233 237H234V239H233ZM261 237H262L263 239H262ZM33 238H32V239H33ZM145 238H146V239H145ZM231 238H232V239H231ZM259 238L262 239V240H260ZM74 239H75V238H74ZM76 239H77V238H76ZM83 239L86 240L85 238H83ZM151 239H150V240H151ZM158 239H160V238H158ZM158 239H157V241H158ZM171 239H172V240H171ZM219 239H220V241H219ZM167 240H165L166 243L168 242ZM210 240L207 239V240H205V241H206L207 244H208V243H210ZM145 241H146V242H145ZM160 241H161V239H160ZM225 241H226V242H225ZM229 241H231V242H229ZM260 241H261L262 243H261ZM37 242L40 244V246H42V248H43L46 252H48L49 254H51V255L55 258V260H57L58 262H60V264H74L73 261H72L74 258H72V259L69 258V255L67 256V255H65V254L63 255V253H60V254H59V253H54V249L52 248V246H51L49 243H47V241H46L45 239H43V238H40V239H39V238H38ZM93 242H95V241H93ZM150 242H151V243H150ZM169 242H168V244H169ZM177 242H178V244H177ZM181 242H182L183 244H184V243H186V244H184V245H183V244H180ZM192 242H193V243H192ZM218 242H220V243H218ZM221 242H222V243H221ZM152 243H153V244H152ZM154 243H155V244H154ZM159 243H160V244H159ZM175 243H176V244H175ZM187 243H188V244H187ZM96 244H97V245H96ZM165 245H166V244L164 243V246H165ZM91 246H92V248H91ZM156 246H155V248H157ZM159 246H158V247H159ZM188 246L190 247L191 245L189 244ZM188 246H187V247H188ZM192 246H191V247H192ZM208 246H209V247H208ZM211 246H212V245H211ZM213 246H214V245H213ZM262 246H263V247H262ZM167 247L165 246V248H167ZM189 247H188V249H189ZM191 247H190V248H191ZM220 247H222V248H220ZM79 248H78V249H79ZM95 248L91 251L92 254H93V251H94V255H96V254H95ZM139 248H142V250L139 249ZM161 248H162V249H161ZM161 248H157V252H158V253H160V252H161V253H162V252L165 253V251L168 249V248L165 249L163 246H162ZM181 248H182V247H181ZM262 248H263V249H262ZM144 249L147 250L148 252H147V251L145 252ZM148 249H149V250H148ZM158 249H159V250H158ZM160 249H161L162 251H161ZM185 249H187V248L185 247ZM185 249L183 250V252H181V253H183L184 255L187 254V252L185 251ZM198 249H199V248H198ZM212 249H213V247H212ZM214 249H213V252L215 251ZM217 249H218V248H217ZM199 250H200V249H199ZM84 251H85V250H84ZM84 251L81 250V252H84ZM142 251L144 252V254L142 253ZM155 251H156V250H153V252L151 251V252L149 253V256H150L151 254H154ZM179 251H182V249L178 250V252H179ZM190 251H191V250H190ZM87 252H88V253H86V252H84V253H86L87 255H88V254L90 255V253H89L90 251H87ZM170 252H171V251H170ZM184 252H186V253H184ZM215 252H216V251H215ZM261 252H262V253H261ZM155 253H156V252H155ZM161 253H160V255H161ZM164 253H162V255H163ZM167 253H168V252H167ZM181 253H178V254H181ZM216 253H218V252H216ZM81 254H82V253H80V255H81ZM209 254H211V255H209ZM257 254H258V255H257ZM260 254H262V255H260ZM83 255H84V254H82V256H83ZM155 255H159V254H157V253L154 254V255H153L154 258H153V256L151 255L153 259H155V257H156ZM175 255H176L177 257H175ZM199 255H201V256L203 257V261H202V259H201L202 257L199 256ZM216 255H217V254H216ZM256 255H257V256H256ZM92 256H93V255H92ZM149 256H148V257H149ZM151 256H150V257H151ZM192 256H193V257H192ZM198 256L200 257L199 259H198ZM204 256H205V257H208V258H206V260H205L206 262H204V259H205ZM209 256H210V258H209ZM221 256H222L223 258H222ZM258 256H259V257H258ZM260 256L262 257V259H260V258H261ZM145 257H146V256H145ZM162 257H163V256H162ZM174 257H175V261L173 260ZM220 257H221V258H220ZM126 258H127L128 260H125ZM139 258H138V259H139ZM142 258H143V257H141V259H142ZM215 258H217V259H215ZM257 258H258V260H261V261H257V260H256ZM144 259H145V258H144ZM146 259H148V258H146ZM187 259H188V261H187ZM209 259H210V260H209ZM134 260H135V261H134ZM148 260H149V259H148ZM172 260H173V261H172ZM184 260H186V262H185ZM192 260H193V262L196 261V259H192ZM199 260H200V261H199ZM214 260H215V262H217V261H218V262L215 263ZM255 260H256V261H255ZM74 261H75V259H74ZM101 262H100V263H101ZM198 262H199V263H198ZM128 263H129V261H128ZM208 263H206V264H208ZM261 263H260V264H261ZM129 264H132V261H131V263H129ZM172 264H173V263H172ZM175 264H177V263H175ZM190 264H192V263H190ZM193 264H196V263H193Z\"/></svg>",
	"mask_w": 264,
	"mask_h": 264
}]
</instances>
